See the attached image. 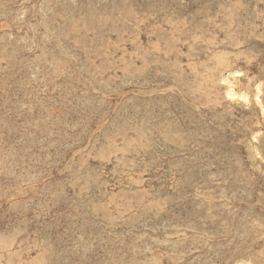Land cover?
Instances as JSON below:
<instances>
[{
    "label": "rangeland",
    "instance_id": "1",
    "mask_svg": "<svg viewBox=\"0 0 264 264\" xmlns=\"http://www.w3.org/2000/svg\"><path fill=\"white\" fill-rule=\"evenodd\" d=\"M8 1V2H7ZM72 1V0H71ZM70 0H0V264H200L202 261L205 264H233V260L237 258L236 260L239 259H245L248 261H251L253 264H264V68L262 69V65H264V39L263 37L260 38V36H264V2L261 0H185L181 2V0L174 1L172 0H167V2L171 3H166L163 0H73L71 2ZM81 3H80V2ZM84 1V2H83ZM92 1V3H91ZM119 1V2H118ZM193 1V3L191 2ZM223 1V2H222ZM257 1V2H256ZM21 2V4L19 3ZM29 2V3H28ZM57 2V3H56ZM68 2V3H67ZM71 2V3H70ZM88 2V3H87ZM136 2V3H135ZM141 2L142 5H141ZM156 2V3H154ZM161 2V3H160ZM178 2V3H177ZM191 2V3H190ZM200 5H199V3ZM214 2V3H213ZM219 2V3H218ZM241 6L239 5V3ZM246 2V3H245ZM250 2V3H249ZM258 2H263L258 3ZM43 3V4H42ZM52 3V4H51ZM56 3V6H55ZM77 3V4H76ZM80 3V4H79ZM83 3V5H82ZM86 3V4H85ZM91 3V4H90ZM105 5H104V4ZM145 3V4H144ZM150 3V4H148ZM153 3V4H152ZM184 3V4H183ZM212 3V4H211ZM221 3V4H220ZM229 3V5H228ZM231 4H233V8L235 7V10H232ZM240 6H238L237 5ZM255 3V4H254ZM258 3V4H256ZM47 6H45V5ZM49 4V5H48ZM65 4V5H64ZM107 4V5H106ZM110 4V5H109ZM138 7H136L137 5ZM152 4V5H151ZM159 4V5H158ZM162 4V5H161ZM165 4V5H164ZM176 4V5H175ZM182 4V5H181ZM211 4V5H210ZM248 8L246 9L247 5ZM15 5V6H14ZM28 5V6H27ZM34 8H33V6ZM61 5V7H60ZM79 5V6H78ZM85 5V6H84ZM98 5V6H97ZM108 5L110 8H108ZM148 5V6H147ZM159 7H158V6ZM168 5L171 6L168 8ZM191 5V6H190ZM198 5V6H197ZM207 5V7H206ZM221 5V6H220ZM225 5V7H223ZM246 5V6H245ZM38 6V7H37ZM72 6V7H69ZM75 6L76 10H75ZM90 6V7H89ZM104 6V7H103ZM107 6V7H106ZM113 6V7H112ZM165 6V7H164ZM174 6V8H173ZM181 6V7H180ZM201 6V7H200ZM218 6V7H217ZM220 6V7H219ZM256 6V8H255ZM260 6V7H259ZM3 7V8H2ZM9 7V8H8ZM55 7V8H53ZM58 7V9H57ZM60 7V8H59ZM81 7V9H79ZM97 7V8H96ZM135 7V8H134ZM141 7V8H140ZM149 7V8H148ZM155 7V8H154ZM164 7V8H163ZM192 7V8H190ZM200 7V8H199ZM203 7V8H202ZM230 7V9L228 8ZM239 9H238V8ZM245 7V8H244ZM30 8V9H29ZM42 8V9H41ZM46 8V9H44ZM53 8V9H52ZM67 8V10H66ZM87 8V9H86ZM103 8V9H101ZM106 8V9H104ZM113 8V9H112ZM144 8V9H143ZM158 8V11H156ZM163 8V9H162ZM180 8V11H179ZM220 8L222 10H220ZM227 8L229 9L227 11ZM242 8V11L240 9ZM244 8V9H243ZM252 8H255L252 9ZM21 9V10H20ZM24 9V13H23ZM49 9V10H48ZM73 9V10H71ZM79 9V10H78ZM84 9V11H83ZM101 9V10H100ZM146 9L145 13L142 11ZM162 9V10H161ZM171 9V10H170ZM175 9V10H174ZM187 9V11H186ZM199 9V10H198ZM205 10L203 12V10ZM238 9V10H237ZM246 9V10H245ZM260 9V10H259ZM57 10V11H55ZM60 10V11H59ZM62 10V11H61ZM71 10V11H69ZM75 10V11H74ZM93 10V11H92ZM121 10V11H120ZM130 10V12L128 11ZM140 10V11H139ZM169 10V11H167ZM174 10V11H173ZM186 11L182 12V11ZM191 10V11H190ZM202 10V12H200ZM224 10V12H223ZM237 10V13L235 12ZM16 11V12H15ZM19 11V12H18ZM59 11V12H58ZM73 11V12H72ZM78 11V13L76 12ZM83 11V12H82ZM89 11V12H88ZM102 11V12H101ZM124 11V12H123ZM156 11V12H155ZM160 11V13H159ZM166 11V12H164ZM190 11V12H189ZM196 11V12H195ZM209 11V13H208ZM220 11V14H219ZM227 11V12H225ZM234 11V12H233ZM240 11V12H239ZM18 12V13H17ZM38 12V13H37ZM54 12V13H53ZM61 12V13H60ZM109 12V13H107ZM112 12V13H111ZM130 13V15L128 13ZM142 12V13H141ZM147 12L152 15H148ZM153 12V13H152ZM155 12V13H154ZM164 14H163V13ZM174 12V13H173ZM195 12V13H194ZM200 12V13H198ZM252 14V16H250ZM254 12V13H253ZM2 13V14H1ZM21 13V14H20ZM27 13V14H26ZM34 13V14H33ZM40 13H42L41 16ZM65 14V16L63 14ZM69 16H68V14ZM72 13V15H70ZM84 13L85 15H83ZM97 13V14H96ZM101 13V14H100ZM117 13V14H116ZM122 13V14H119ZM139 13V15H138ZM167 13V14H166ZM170 13V14H168ZM176 13V14H175ZM179 13V14H178ZM208 15H207V14ZM215 13V16L213 15ZM222 13H225L224 15ZM227 13V15H226ZM228 13L230 15H228ZM231 13H234L231 14ZM236 13V14H235ZM16 14V15H15ZM33 14V15H32ZM37 14V15H35ZM57 14V15H56ZM62 14V15H61ZM74 14V15H73ZM80 14V15H79ZM105 14V15H104ZM108 14V15H106ZM112 14V15H111ZM129 17H126L127 15ZM137 17L136 19L134 18L135 16ZM144 14V15H143ZM187 14L189 16H187ZM194 14V19L193 15ZM217 14V15H216ZM238 14V15H237ZM247 14V15H245ZM254 14V15H253ZM3 15V16H2ZM24 15V16H23ZM27 17H26V16ZM36 16V19L35 16ZM49 15V16H47ZM67 15V18H66ZM77 15V17L75 16ZM83 15V16H82ZM118 15V16H117ZM121 15L122 19H121ZM124 15V16H123ZM133 15V16H132ZM138 15V16H137ZM141 15V16H140ZM163 15V16H162ZM221 15V16H219ZM223 15V17H222ZM234 17H233V16ZM258 17H256V16ZM262 15V16H261ZM11 16V18H10ZM15 16V17H14ZM23 17V19L21 17ZM54 19H53V17ZM85 16V17H84ZM100 16V17H99ZM132 16V17H131ZM143 16V17H142ZM150 18H149V17ZM156 16V17H155ZM159 16V17H158ZM187 16V17H186ZM192 18H191V17ZM202 16V17H201ZM206 16V17H205ZM218 18H217V17ZM231 18H230V17ZM248 16V17H246ZM4 17V18H3ZM32 17V18H31ZM45 19H43V18ZM62 17V18H61ZM83 17V18H82ZM88 19H87V18ZM96 19H95V18ZM99 17V18H98ZM126 17V18H125ZM152 17V18H151ZM156 19H155V18ZM170 17L171 21L169 20ZM173 17V18H172ZM182 17V19L180 18ZM186 17V19H185ZM201 17V18H200ZM205 17V20L203 19ZM208 17V18H207ZM214 17V20L213 18ZM216 17V18H215ZM222 21H221V18ZM225 17V18H224ZM255 17V19H253ZM262 17V18H261ZM51 18V19H50ZM79 20H77V19ZM90 18V20H89ZM92 18V19H91ZM95 20H94V19ZM113 18V19H112ZM128 19V21L125 20ZM130 18V19H129ZM132 18V19H131ZM134 18V19H133ZM145 18V19H144ZM147 18V20H146ZM180 18V20H179ZM198 18V19H197ZM212 18V19H211ZM235 18V19H234ZM257 18V19H256ZM5 19V20H4ZM41 21H39V20ZM49 19V20H48ZM56 19V21H55ZM58 19V20H57ZM62 19V21L60 20ZM67 19V20H66ZM69 19V21H68ZM72 19V20H71ZM105 21L103 22V20ZM112 19V20H111ZM121 19V20H119ZM140 21L139 24V20ZM153 19V20H150ZM166 19V20H165ZM169 21H168V20ZM173 19V20H172ZM175 19V20H174ZM189 19V22H188ZM224 19L229 22L230 20L232 23H235L234 25L231 23H225ZM244 19V20H243ZM252 19V20H251ZM20 20V21H19ZM31 20V21H30ZM45 20V21H44ZM74 20V21H73ZM89 20V21H88ZM132 22H130V21ZM134 20V21H133ZM136 20V21H135ZM158 22H157V21ZM162 20V21H161ZM164 20L167 21L164 23ZM178 20V21H177ZM183 20V21H182ZM193 20V21H192ZM196 20V21H194ZM212 21V24L215 25V27L211 24H209V21ZM217 20V21H216ZM256 20V23H255ZM11 21V22H10ZM14 21V22H13ZM22 21V22H21ZM47 21V22H46ZM52 21V22H51ZM64 21V22H63ZM67 21V23H66ZM72 21V22H71ZM83 24H82V22ZM86 21V22H85ZM92 21V23H91ZM99 21V23H98ZM102 21V23L100 22ZM110 21V22H109ZM115 21V22H114ZM119 21V22H118ZM150 21V22H149ZM153 21V22H152ZM160 21V23H159ZM174 21V22H173ZM178 23H177V22ZM181 21V22H180ZM202 23H199V22ZM250 21V22H249ZM254 21V22H252ZM259 21V22H257ZM261 21V22H260ZM46 22V23H45ZM59 22V23H58ZM71 22V23H69ZM97 22V26L95 23ZM111 25H109V23ZM116 22H118L116 24ZM149 22V23H148ZM152 22V23H151ZM164 24H162V23ZM173 24H171V23ZM184 22V23H183ZM195 24H194V23ZM209 22V23H208ZM215 24H214V23ZM221 22V23H220ZM240 26H239V24ZM243 22V23H242ZM246 22V23H245ZM17 23V24H16ZM51 23V24H50ZM52 23L54 24L52 26ZM61 23V24H60ZM108 23V24H107ZM122 23V24H121ZM124 23V24H123ZM131 23V24H129ZM154 23V24H153ZM158 23V24H157ZM182 23V24H181ZM188 23V24H187ZM192 23V24H191ZM205 23V24H204ZM218 23V24H216ZM251 23V24H250ZM260 23V24H259ZM40 24V25H39ZM64 24V25H63ZM91 24L93 26H91ZM102 24L101 26H99ZM106 24V25H105ZM122 26H120V25ZM126 24L127 27L125 26ZM144 24V25H143ZM146 24V25H145ZM171 24V25H170ZM176 24V25H175ZM181 28H178L179 25ZM191 24V25H190ZM201 24V25H200ZM207 24L209 26H207ZM223 24V25H222ZM248 24V25H246ZM31 25V26H29ZM35 25V26H34ZM58 25V26H57ZM67 25V26H66ZM90 25V26H88ZM118 28H115L117 27ZM133 25V26H132ZM136 25V26H135ZM143 25V26H139ZM154 25V26H153ZM156 25V26H155ZM162 25V26H161ZM174 25L176 27H174ZM188 25V26H187ZM193 25V26H192ZM195 28L199 29L198 32H196L194 29ZM200 25V26H199ZM219 25V26H218ZM230 27H228V26ZM233 25V26H232ZM254 26L253 28L250 26ZM52 26V28L50 27ZM56 28H55V27ZM83 28H82V27ZM105 26V27H104ZM112 26V27H111ZM115 26V27H114ZM124 26V27H123ZM130 26V27H129ZM138 26V28H137ZM149 26V27H148ZM172 26V29H171ZM198 26V27H197ZM202 28L200 29V27ZM206 26V27H204ZM214 29H212L213 27ZM240 28L238 29V27ZM246 26V27H245ZM257 26V27H256ZM258 26L259 29L258 30ZM261 26V27H260ZM22 27V28H21ZM29 27V28H28ZM34 27V29L32 28ZM41 27V28H40ZM48 29H46V28ZM72 27V28H70ZM88 27H92L89 29ZM104 27V28H103ZM109 27V28H108ZM114 27V28H113ZM121 27V28H120ZM145 27V29L143 28ZM156 27V28H154ZM157 27L159 29H157ZM187 27V28H186ZM190 27L193 29L190 30ZM208 27V28H207ZM224 27H227L225 30ZM232 27V31L231 28ZM234 27V28H233ZM263 27V28H262ZM7 28V29H6ZM17 28V29H16ZM20 28V29H19ZM38 28V29H37ZM44 28V29H43ZM80 28V29H79ZM100 28V29H99ZM136 28V29H135ZM142 28V29H141ZM147 28V29H146ZM165 28V30H164ZM216 28V30H215ZM247 28V29H246ZM2 29V30H1ZM6 29V30H5ZM30 29V30H29ZM54 29V30H53ZM61 29H63L61 31ZM95 29V32H94ZM111 29L112 32L110 31ZM117 29V30H116ZM118 29H120L118 31ZM140 29V30H139ZM156 29V31H155ZM164 31H162V30ZM188 29V30H187ZM196 29V30H197ZM204 31H203V30ZM212 29V30H211ZM219 29V31H218ZM238 29V30H237ZM245 29V30H244ZM262 29V30H261ZM11 30V31H10ZM43 30V31H42ZM52 30V31H51ZM60 30V31H59ZM86 30V31H84ZM99 30V31H98ZM101 30V31H100ZM145 30V31H144ZM148 30V31H147ZM158 30V31H157ZM167 30V31H166ZM172 31V33L169 32ZM179 30V31H178ZM182 30V31H181ZM202 32L200 33V31ZM209 33H208V31ZM236 31H239L238 33ZM26 31V32H25ZM28 31V32H27ZM32 35H31V32ZM51 31V32H50ZM93 31V32H92ZM98 31V32H96ZM109 31V33H108ZM124 31V32H123ZM141 31V33L139 32ZM162 31V32H161ZM189 33H187V32ZM195 31V32H193ZM215 31V32H214ZM226 35L225 36V32ZM234 31V32H233ZM242 33H241V32ZM246 31V35L244 32ZM254 31V32H253ZM259 31V32H258ZM55 32V33H54ZM59 34H58V33ZM83 34H87L86 37H84ZM125 32L127 35H125ZM131 34H130V33ZM149 34H148V33ZM154 34H153V33ZM161 32V33H160ZM166 32V34H165ZM170 35H168L169 33ZM175 32H177L175 34ZM185 32V34H183ZM192 32V33H191ZM205 32V33H204ZM222 32V33H221ZM224 32V34H223ZM4 33V34H3ZM34 33V34H33ZM37 33V34H36ZM39 33V34H38ZM45 33V34H44ZM53 33V34H51ZM92 33V34H91ZM102 33V34H101ZM106 33V35H105ZM118 34V35H115ZM123 33V34H122ZM153 37H151L152 35ZM164 33V35H163ZM208 33V34H207ZM260 33V34H259ZM263 33V34H262ZM10 34V35H9ZM19 34V35H18ZM23 36H22V35ZM97 34H101L100 36ZM104 34V35H103ZM111 34V35H108ZM113 34V35H112ZM121 37H120V35ZM133 34V36H132ZM141 34V36L139 35ZM148 34V35H147ZM163 36H161V35ZM172 34V35H171ZM178 34V35H177ZM193 36H192V35ZM201 36L202 34V37ZM204 34V35H203ZM211 34V35H210ZM215 34V38L214 35ZM229 34H237V38L234 36L231 37ZM240 34L243 38V40L239 37H241ZM254 34V35H253ZM259 34V35H258ZM4 35V36H3ZM10 37H9V36ZM43 35L45 37H43ZM61 35V36H60ZM82 35V37H81ZM115 35V36H114ZM131 35V36H130ZM137 35L140 37H137ZM158 35V38H157ZM210 37H209V36ZM250 35V36H249ZM36 36V37H35ZM50 36V37H49ZM54 36V37H53ZM80 36V37H79ZM92 36V37H91ZM117 36V37H116ZM119 36V37H118ZM128 36V37H127ZM166 36V37H164ZM183 36L184 38H181ZM192 38H190V37ZM224 36V38H223ZM259 36V37H257ZM41 37V38H40ZM47 37V38H46ZM74 39H73V38ZM84 37V38H83ZM113 37V38H112ZM142 37V38H141ZM149 37V38H148ZM156 39H155V38ZM162 37V38H161ZM168 37V38H167ZM173 37V40H170ZM198 37V38H197ZM200 37V38H199ZM206 37V38H204ZM217 37V39H216ZM219 37V38H218ZM229 37V39H228ZM231 37V38H230ZM256 38L254 40L253 38ZM7 40H6V39ZM10 38V39H9ZM50 38V39H49ZM80 40H79V39ZM88 38V40H87ZM95 38V40H93ZM107 38V39H106ZM120 38V39H119ZM126 38V39H124ZM148 38V39H147ZM151 38V39H150ZM160 38V39H159ZM175 38V39H174ZM180 38V40H178ZM194 38V40H193ZM209 38V39H208ZM227 38V39H226ZM251 40H249V39ZM18 39V40H17ZM45 39V41H44ZM62 39V40H61ZM73 39V40H72ZM78 39V40H75ZM87 41L84 43V41ZM86 39V40H85ZM103 39V40H102ZM110 39V40H109ZM119 39V40H118ZM141 39V40H140ZM159 42H158V40ZM164 39V41H163ZM169 39V40H168ZM178 41H177V40ZM202 39V40H201ZM204 39V42H203ZM216 39L217 42H214ZM225 39V40H224ZM18 42H17V41ZM23 40V41H22ZM33 40V41H32ZM42 40V42H40ZM91 40V41H90ZM100 42H99V41ZM108 44H106L107 42ZM123 42H120L122 41ZM126 40V43H125ZM175 40V41H174ZM182 40V41H181ZM186 40L187 43H184ZM192 40V41H190ZM201 40V41H200ZM213 43H211L210 41ZM243 42H242V41ZM250 42H249V41ZM47 41V42H46ZM91 43H90V42ZM105 41V42H104ZM111 41V42H110ZM130 41V42H129ZM137 41V42H136ZM143 41V42H142ZM150 41V42H149ZM163 41V43H162ZM181 41V42H180ZM184 41V42H183ZM195 41V42H194ZM197 41V43H196ZM199 41V42H198ZM207 41V42H206ZM225 41V43H223ZM232 41V45L229 43ZM238 41V42H237ZM251 43L248 45V43ZM256 41V42H255ZM30 42V43H29ZM33 42V43H31ZM104 42V44H103ZM112 42L114 44H112ZM117 44H116V43ZM120 42V43H119ZM132 44L130 45V43ZM139 42V43H138ZM141 42V43H140ZM157 42V43H155ZM166 42V43H165ZM172 42V43H171ZM174 42V45H173ZM178 42V43H177ZM191 42L190 44H188ZM203 42V43H202ZM228 42V45H227ZM236 42V43H235ZM240 42V43H239ZM242 42V45H241ZM246 42V43H245ZM260 42V43H259ZM17 43V45H16ZM21 46H20V44ZM46 43V44H44ZM48 43V44H47ZM68 43V44H67ZM71 43V44H69ZM83 43V44H81ZM89 43V46H87ZM103 50H106L105 53L103 50H101V47ZM129 43V45H128ZM136 43V45H135ZM150 43V44H148ZM153 43V44H151ZM159 43V44H158ZM167 45L164 47V44ZM181 43V44H180ZM184 43V44H182ZM210 43V44H209ZM217 43V44H216ZM218 43H222L221 45ZM254 43V44H252ZM256 43V44H255ZM7 44V46H6ZM25 46H24V45ZM27 44V45H26ZM32 44V45H31ZM57 44V45H56ZM61 44V45H59ZM77 44V46H76ZM85 44V45H84ZM121 44V45H119ZM123 44V45H122ZM139 44V45H137ZM163 46H161V45ZM178 44V45H177ZM194 44H198L197 47H191ZM201 44V46H200ZM203 44V45H202ZM205 44V45H204ZM213 44V46H211ZM226 44V45H224ZM230 44V45H229ZM235 44V45H233ZM37 45V46H36ZM43 45V46H42ZM65 45V46H63ZM69 45V46H67ZM74 45V46H72ZM105 45V46H104ZM115 45V47H114ZM127 45V46H125ZM152 47H151V46ZM183 45V46H181ZM211 48H210V46ZM244 45V46H243ZM248 45V47H247ZM257 47H253V46ZM16 46V47H15ZM25 48H24V47ZM29 46V48H28ZM36 46V47H35ZM42 46V47H41ZM63 46V47H62ZM86 46V47H84ZM93 48H92V47ZM96 46V48H95ZM98 46V47H97ZM103 46L105 48H103ZM106 46H109L107 49ZM118 48H117V47ZM125 46V47H124ZM135 48H134V47ZM141 48H140V47ZM149 46V47H148ZM158 46V47H156ZM189 48H188V47ZM199 46V47H198ZM209 46V47H208ZM218 46V47H217ZM220 46V47H219ZM235 46H237L235 48ZM238 46L240 48H238ZM245 48H243V47ZM41 47V48H40ZM71 47V48H70ZM89 47V48H88ZM91 47V48H90ZM114 47V48H113ZM133 47V49H132ZM139 50H137L138 48ZM160 47V50L158 49ZM163 47V48H162ZM169 47V48H168ZM175 47L177 49H175ZM179 47V48H178ZM187 47V48H186ZM206 47V48H205ZM216 47L215 49H213ZM223 47V48H222ZM225 47V48H224ZM227 47V48H226ZM230 47V48H229ZM233 47V48H231ZM260 47V49H259ZM7 48V49H6ZM28 48V49H27ZM32 49L31 51L29 49ZM39 48V49H38ZM86 48V49H84ZM98 48V50H97ZM100 48V50H99ZM118 50H117V49ZM124 48V49H122ZM147 48H150L149 50ZM154 48V49H153ZM168 48V49H167ZM172 51H171V49ZM184 48V49H182ZM196 48V50H195ZM229 48V49H228ZM254 48V49H253ZM257 48V49H256ZM5 49V50H4ZM36 49V50H35ZM44 51H42V50ZM57 49V50H55ZM61 49V50H60ZM68 49V51H67ZM72 49V51H71ZM75 49V51L73 50ZM77 49V50H76ZM81 49V50H79ZM89 49L93 50L89 51ZM175 49V50H174ZM181 49V50H179ZM192 51H191V50ZM198 49V50H197ZM205 51H204V50ZM211 49V50H210ZM226 49V50H225ZM233 49V50H232ZM240 49V50H239ZM246 49V50H245ZM262 49V50H261ZM48 50V51H47ZM64 50L67 52H62ZM87 50V51H85ZM112 50V51H111ZM114 50V51H113ZM124 50V51H122ZM135 50V51H134ZM150 50L152 52V55L150 53ZM154 52H153V51ZM160 52H158V51ZM162 50V51H161ZM163 50L168 52L163 53ZM190 50V51H189ZM195 50V51H193ZM208 50V52H207ZM218 50V51H217ZM223 50V51H222ZM245 50V51H243ZM249 50V51H248ZM250 50L252 52H250ZM257 50V51H256ZM47 51V52H46ZM54 51V52H51ZM70 51V52H69ZM81 51V52H80ZM101 51H103L101 53ZM127 51V52H125ZM135 52V54L133 52ZM137 51V54H136ZM143 51V52H142ZM149 51V52H148ZM176 51V52H175ZM216 51V53H214ZM226 51V52H225ZM236 51V52H235ZM241 53H240V52ZM243 51V53H242ZM29 52V53H27ZM43 52V54H42ZM62 52V53H61ZM69 52V53H68ZM74 52H79L75 54ZM85 52V53H84ZM89 52V53H88ZM96 52V53H95ZM115 52H119L116 53ZM125 52V53H123ZM145 52V53H144ZM158 52V53H157ZM196 52V53H193ZM203 52V53H202ZM207 52V53H206ZM226 59L220 58L221 60L224 59V62L226 61L227 63L229 61L227 60H232L229 62V64H225L227 67L230 65L231 68H226L222 69L221 67L218 68L219 65L217 62L220 61L217 58L220 57L219 53ZM240 54H239V53ZM246 52V53H245ZM9 55H7V54ZM65 55L61 56L60 54ZM68 53V54H67ZM73 57H72V55ZM88 53V54H87ZM93 53V54H92ZM100 53V54H99ZM104 53V54H103ZM110 54V55H107ZM112 53V54H111ZM123 53V54H122ZM143 53V54H141ZM147 53V54H146ZM150 53V54H149ZM161 53V54H160ZM174 53V54H173ZM181 53L182 56H179ZM183 53V54H182ZM189 53V54H188ZM202 55L200 56L199 55ZM224 55H223V54ZM237 53V54H236ZM253 53V54H252ZM256 53V55H254ZM258 53V54H257ZM6 56H5V55ZM46 56H45V55ZM58 54V55H57ZM67 54V55H66ZM77 55L80 57V59L75 56ZM88 56H86V55ZM90 54V55H89ZM95 54V57H94ZM98 54V55H96ZM115 54V56H114ZM126 56H125V55ZM129 54V55H128ZM146 55V58L144 56ZM149 54V55H148ZM155 54V55H153ZM157 54V55H156ZM171 56H170V55ZM189 56H187V55ZM196 56L197 60H196ZM196 54V55H195ZM205 54V55H204ZM218 54V55H217ZM229 54L228 58H226L227 55ZM233 54H235L234 58L229 57ZM248 54V55H247ZM249 54H252L249 56ZM263 54V55H261ZM21 55V56H20ZM35 55V56H34ZM45 57H44V56ZM57 55V56H56ZM60 55V56H59ZM83 55V56H82ZM105 57H104V56ZM113 55V57L111 56ZM118 55V57L116 56ZM123 55V56H122ZM175 55V56H174ZM184 55V56H183ZM198 55V56H197ZM207 57L205 58V56ZM210 55H213L210 56ZM216 55L218 57H216ZM239 55L241 58H239ZM8 56V57H7ZM14 56V57H13ZM41 56V57H39ZM54 56V57H53ZM58 59H56L55 58ZM67 56V58H66ZM69 56V57H68ZM73 60L71 59V57ZM92 57V58H89ZM100 56V58H99ZM107 56H110V58H106ZM133 56V57H131ZM135 56V57H134ZM138 58H137V57ZM144 56V57H143ZM157 56V57H156ZM163 56L166 58L170 57V59H165ZM215 56V58H214ZM245 56V57H244ZM247 56V58H246ZM249 56V57H248ZM256 56V57H255ZM60 57V58H58ZM125 57V59H124ZM152 59H151V58ZM155 57V58H154ZM190 57V59H189ZM192 57V58H191ZM257 61H256V59ZM259 57V59H258ZM14 58V59H13ZM41 58V59H38ZM95 58V59H93ZM104 60H103V59ZM123 60H122V59ZM142 58V59H141ZM177 58V59H176ZM185 58V59H184ZM214 58V63L211 60ZM245 58V59H244ZM249 58V59H248ZM13 59V60H12ZM53 59V60H52ZM60 59V60H59ZM71 59V60H69ZM85 59V60H84ZM92 61V62H90ZM107 59V60H106ZM113 59V60H111ZM126 59L127 60L126 62ZM146 59V60H145ZM161 59V60H160ZM165 59V60H163ZM174 59V60H173ZM181 61H180V60ZM194 59V60H193ZM206 62H203V60ZM244 59V60H243ZM252 59V62H251ZM35 60V61H33ZM51 60V61H50ZM56 62H55V61ZM103 60V62H101ZM106 60V61H105ZM110 60V61H109ZM119 60V61H118ZM152 60V61H151ZM157 60V63H156ZM170 60V61H169ZM186 60V61H185ZM210 60V61H209ZM247 60V61H246ZM19 61V63H18ZM39 61V62H38ZM46 61V62H45ZM61 61V62H60ZM74 61V62H73ZM79 63H78V62ZM81 61V62H80ZM134 61V63H133ZM145 61V62H143ZM159 61V62H158ZM161 61L163 62V65H161ZM165 61V63H164ZM178 61V63H177ZM180 61V62H179ZM255 61V62H254ZM28 62V63H27ZM51 62V63H49ZM60 62V63H58ZM85 62V63H84ZM89 62V63H88ZM95 62V63H94ZM101 62V63H100ZM108 62V63H107ZM110 62V63H109ZM112 62L115 64H112ZM120 62V63H119ZM125 64H122L124 63ZM188 62V63H187ZM196 62V63H195ZM232 62V63H231ZM237 62V63H236ZM243 64H242V63ZM247 62V63H245ZM3 63V64H2ZM15 63V64H13ZM46 63V64H45ZM54 63V64H53ZM68 65H65V64ZM81 63V65H80ZM95 65H94V64ZM100 63V65H99ZM128 63L129 65L127 66ZM133 63V64H131ZM140 63V64H139ZM143 63V65H142ZM145 63V64H144ZM154 63V64H153ZM169 63V64H168ZM174 69L173 68V64ZM192 63V64H191ZM203 63V66H202ZM206 63V64H205ZM210 63L209 65H207ZM212 63V65H211ZM7 64V66H6ZM27 64V65H26ZM45 66H44V65ZM58 64V65H55ZM90 64V65H89ZM112 64V65H111ZM120 64H122L120 66ZM138 64V65H137ZM156 64V65H155ZM201 64V65H200ZM214 64V65H213ZM236 64V65H234ZM11 65V66H10ZM32 65V66H31ZM35 65V66H34ZM38 65V67H37ZM43 65V66H41ZM47 65V66H46ZM60 65V66H59ZM105 65V66H104ZM108 65V67H107ZM111 65V66H110ZM146 65V66H145ZM176 65H179L176 67ZM197 65H200V68L197 67ZM211 65V66H210ZM247 67H245V66ZM9 66V67H8ZM27 66V67H26ZM31 66V67H30ZM67 66V67H66ZM78 66V67H77ZM97 66V67H96ZM100 66V67H99ZM125 66V67H124ZM128 68H127V67ZM131 66V67H129ZM136 66V67H134ZM153 66V67H151ZM157 66V67H155ZM159 66V67H158ZM182 66L181 68H178ZM189 66L188 68H186ZM208 67L209 70L206 68ZM212 66H214L212 68ZM14 67V68H13ZM36 67V68H35ZM43 67V68H42ZM55 67V69H54ZM64 67V69H63ZM103 67V68H102ZM111 67V69H110ZM114 67V69L112 68ZM140 69H139V68ZM149 67V70H148ZM184 67V68H183ZM207 71H204L203 68ZM217 67V68H216ZM259 67V68H258ZM10 68V69H9ZM18 68V69H17ZM28 68V69H27ZM35 68V69H34ZM39 68V69H38ZM46 68V69H45ZM49 68H52L49 70ZM67 70H66V69ZM80 70H79V69ZM82 68V69H81ZM96 68V69H95ZM109 68V69H107ZM121 68V69H120ZM127 68V69H126ZM133 68V69H130ZM162 70H161V69ZM179 71H178V69ZM194 68V70H193ZM216 70H215V69ZM261 68V69H260ZM7 69V70H6ZM63 69V70H62ZM70 69V71H69ZM77 69V70H76ZM86 69V70H85ZM98 69L100 71H98ZM103 69V70H102ZM106 69V70H104ZM117 69V71H116ZM119 69V70H118ZM130 69V70H129ZM147 69V70H146ZM169 69V70H165ZM171 69V70H170ZM182 69V70H181ZM186 69V70H185ZM203 69V70H201ZM6 70V71H4ZM13 70V71H12ZM18 70V71H17ZM58 70V72H56ZM60 70V71H59ZM109 70V71H107ZM115 70V71H114ZM173 70V71H172ZM175 70V71H174ZM192 70V74L189 73ZM195 70L197 72H195ZM211 70V71H210ZM214 70V71H213ZM29 71V72H28ZM31 71V72H30ZM42 71V72H41ZM46 71V73H45ZM97 71V72H96ZM111 71V72H110ZM121 71V73L119 72ZM133 71V72H132ZM136 71V72H135ZM147 71V72H146ZM170 71V73H169ZM172 71V72H171ZM184 71V73H183ZM188 71V72H187ZM193 71L195 73H193ZM201 71H204L203 73ZM225 71V72H224ZM6 74H5V73ZM89 74H88V73ZM149 72V73H148ZM151 72V73H150ZM157 72V73H156ZM162 72V74H161ZM166 74H164V73ZM177 72H181L182 75H180ZM201 72V73H200ZM213 74L211 78L208 76L209 73ZM213 72V73H212ZM222 72V73H221ZM235 72V73H234ZM53 73V74H52ZM56 75H55V74ZM63 73V75H62ZM67 73V74H66ZM68 73H70L68 75ZM96 73V74H95ZM116 73V74H115ZM127 75H126V74ZM147 73V74H146ZM199 75H198V74ZM220 73L222 74L220 76ZM231 73V74H230ZM2 74V75H1ZM5 74V75H4ZM31 74V75H30ZM43 74V75H42ZM49 74V75H48ZM57 74H59L57 76ZM75 74V75H74ZM87 74V75H85ZM93 74V75H92ZM95 74V75H94ZM111 74V75H110ZM121 74V76H120ZM151 77H150V75ZM156 74V75H155ZM173 74V75H172ZM191 74V75H190ZM196 74V75H195ZM202 74V76H201ZM207 74V75H206ZM219 74V76H218ZM236 76H235V75ZM30 75V76H29ZM79 75V76H78ZM109 75V76H107ZM117 75V76H116ZM124 75V76H122ZM130 75V76H129ZM142 75V76H141ZM146 75L145 77H143ZM148 75V76H147ZM172 75V76H169ZM180 75V76H179ZM188 77H186V76ZM206 75V76H205ZM241 75V77H240ZM244 75V76H243ZM29 76V77H28ZM51 76V77H50ZM60 76V77H59ZM69 76V78H68ZM86 76V77H85ZM100 76V77H97ZM112 76V77H111ZM119 76V77H118ZM139 76V77H138ZM178 76V80L176 77ZM186 78H185V77ZM204 76V77H203ZM224 79H223V77ZM234 76V77H233ZM55 77V78H54ZM63 77V78H62ZM78 77V79H77ZM85 77V79H84ZM93 77V78H92ZM102 77V78H101ZM108 80H107V78ZM116 77V78H115ZM122 77V78H121ZM135 77V79H134ZM142 79H141V78ZM149 77V78H148ZM182 77V78H181ZM193 77V78H192ZM203 77V78H202ZM207 79H206V78ZM216 77H219L216 79ZM222 77V79H221ZM227 77V79L225 78ZM236 77V78H235ZM20 80H18V79ZM39 78V79H38ZM43 80H41V79ZM46 78V79H45ZM115 80H114V79ZM139 78V79H138ZM168 78V79H167ZM191 78V80H190ZM196 78V82H195ZM202 78V79H201ZM58 79V80H57ZM68 79V80H67ZM73 79V80H72ZM80 79V82H79ZM103 79V81H102ZM120 79V81L118 80ZM127 79V80H125ZM134 79V80H133ZM150 79V81H149ZM167 79V80H166ZM176 79V80H175ZM200 80L201 83H200ZM205 79V80H204ZM251 79V80H250ZM84 80V81H83ZM86 80V81H85ZM94 80V82H93ZM107 80V81H105ZM118 80V81H117ZM141 80V81H140ZM170 82H169V81ZM210 80V82H208ZM219 80V81H218ZM250 80V81H249ZM7 81V82H6ZM122 81V82H121ZM138 81V82H137ZM158 81V82H157ZM172 81V82H171ZM176 81V82H175ZM191 81V83H190ZM207 81V82H206ZM248 81V82H247ZM19 82V83H18ZM34 82V83H33ZM48 82H53L48 83ZM78 82V83H77ZM91 82V83H90ZM103 85H99L101 83ZM115 82V83H114ZM126 82V84H125ZM131 82V83H130ZM145 82V84H144ZM148 84L146 85V83ZM155 82V83H154ZM189 82V83H188ZM204 84H203V83ZM216 82V83H215ZM219 82V83H218ZM222 84H221V83ZM45 83V84H44ZM87 83V86H86ZM89 83V84H88ZM114 85H113V84ZM122 83V84H120ZM136 83V84H135ZM174 83V84H173ZM179 85H178V84ZM185 83V84H184ZM194 85H193V84ZM207 84V86L205 85ZM218 83V85H217ZM230 83V84H229ZM237 83V84H236ZM263 83V84H262ZM33 84V85H32ZM36 84V85H35ZM51 84V85H50ZM70 84V85H68ZM77 84V85H76ZM85 84V85H84ZM98 84V85H97ZM109 86H107V85ZM125 84V85H124ZM131 87H128V85ZM140 84V85H139ZM144 84V85H143ZM186 86H184V85ZM190 84V87H189ZM202 85V87L200 86ZM209 84H211L209 86ZM214 84V87H213ZM220 84V85H219ZM239 84V85H238ZM12 85V86H11ZM82 85V86H81ZM107 86V88L105 87ZM113 85V86H112ZM152 85V86H151ZM156 85V86H154ZM159 85V86H158ZM163 85V87H162ZM178 88H176L175 86ZM193 85V86H191ZM9 86V87H8ZM45 86V88H44ZM50 86V87H48ZM76 86V87H75ZM87 88H86V87ZM92 86V87H91ZM95 86V87H94ZM99 86V88H97ZM102 86H104L102 88ZM112 86V87H111ZM137 86V87H136ZM146 86V87H145ZM183 86L184 88H182ZM197 86V87H196ZM200 86V87H199ZM217 86V87H215ZM219 86V88H218ZM225 86V87H224ZM228 86H231L232 88L236 89L237 92H245L250 96L249 102L245 103L242 99L240 98H229L226 95V89ZM27 87V88H26ZM31 87V88H30ZM35 87V88H34ZM101 87V89H100ZM109 87V89H108ZM111 87V88H110ZM118 87V88H116ZM146 90H145V88ZM171 87V88H169ZM189 87V88H188ZM209 87V88H208ZM213 89H212V88ZM239 87V88H238ZM259 87L260 88V102L259 104L257 101L255 102L254 98V93H255V88ZM57 88V89H56ZM60 88V89H58ZM69 88V89H68ZM74 88V89H73ZM82 88V89H81ZM90 88V89H89ZM94 89L92 91V89ZM106 88L107 92H106ZM116 88V89H114ZM127 88V89H126ZM144 88V89H143ZM148 88V89H147ZM157 88V92H155L154 89ZM174 88V89H173ZM182 88V89H180ZM186 88V89H185ZM207 88V89H204ZM1 89L3 91H1ZM11 89V90H10ZM35 89V91H34ZM46 89V90H45ZM55 89V90H54ZM65 89V90H64ZM76 89V90H75ZM78 89H81L80 91ZM96 89V90H95ZM98 89V90H97ZM103 89V90H102ZM123 89V90H122ZM136 89V90H135ZM153 89V90H152ZM168 89V90H167ZM190 89V91H188ZM194 89L196 91H194ZM200 89V90H199ZM212 90V91H209ZM42 90V91H41ZM52 90V91H51ZM64 90V92H63ZM69 90V91H68ZM116 90V91H115ZM141 90V91H140ZM143 90V91H142ZM155 92L153 94V92ZM166 90V91H164ZM192 90V91H191ZM201 91V93L199 91ZM224 90V91H221ZM26 91V92H25ZM30 91V92H29ZM40 91V92H39ZM67 91V93H66ZM72 91V92H71ZM79 91V92H78ZM88 91V93H87ZM95 91V93H94ZM102 94H100L99 92ZM105 91V92H104ZM112 91V92H111ZM122 91V92H121ZM131 93H130V92ZM134 91V93H132ZM147 91V92H146ZM149 91V92H148ZM250 91H252L250 93ZM9 92V93H8ZM21 92V93H20ZM83 92V93H82ZM92 92V93H91ZM111 92V93H110ZM119 92V93H118ZM126 92V93H125ZM144 94H142V93ZM174 92V93H173ZM176 92V93H175ZM187 92V94H186ZM196 92L198 94H196ZM205 92V94H203ZM210 92V93H209ZM217 92V94H215ZM223 92V93H222ZM3 93V94H2ZM12 93V94H11ZM20 93V94H19ZM24 93V94H23ZM30 93V94H29ZM38 93V94H36ZM42 93V94H41ZM50 93V94H49ZM58 93V95H57ZM66 93V95H64ZM71 93V95H70ZM75 93V94H74ZM77 93V94H76ZM82 93V94H80ZM98 93V94H97ZM105 93V94H104ZM116 93V94H115ZM130 93V94H127ZM146 93V94H145ZM151 93V95H149ZM163 93V94H162ZM166 93V94H165ZM172 93V94H171ZM177 93L178 96H177ZM181 93V94H180ZM186 95H184V94ZM192 93L193 95H191ZM208 93V94H207ZM95 94V96H94ZM118 94V95H117ZM123 94V95H121ZM127 94V95H126ZM147 94L150 96H147ZM157 94V95H156ZM159 94V96H158ZM162 96H161V95ZM176 94V95H175ZM203 94V96H202ZM211 94V95H210ZM215 94V95H214ZM224 94V95H223ZM37 95V96H36ZM77 95V96H76ZM114 95V96H113ZM120 95V96H119ZM167 95V96H166ZM173 95V96H170ZM182 95V96H180ZM190 95L193 97H190ZM197 95V96H196ZM200 97H199V96ZM206 95L207 97L209 96L210 102H206ZM223 95V96H222ZM17 96V97H15ZM20 96V97H19ZM22 96V97H21ZM29 96V97H28ZM65 96H67L65 98ZM71 96V97H70ZM97 96V97H96ZM123 96V97H122ZM169 96V98H168ZM177 96V97H176ZM203 98H202V97ZM225 96V97H224ZM6 97V98H5ZM24 97V98H23ZM27 97V98H26ZM62 97V98H61ZM70 97V98H69ZM74 97V99H73ZM82 99H78L81 98ZM89 97V99H88ZM100 99H99V98ZM106 97V98H105ZM110 97V98H109ZM130 97V98H129ZM132 97V98H131ZM149 97V98H148ZM155 97V99H154ZM159 97V99H158ZM185 97V98H183ZM188 97L189 100H188ZM196 97V98H194ZM222 97V98H221ZM16 98V99H15ZM21 98V99H20ZM98 98V99H97ZM105 98V99H104ZM143 98V99H142ZM175 98V99H174ZM183 98V100H182ZM197 98L199 101H197ZM216 99L214 104L213 99ZM2 99V100H1ZM6 99V100H5ZM20 99V100H19ZM24 99V100H23ZM29 99V100H28ZM38 99V100H37ZM40 99V100H39ZM60 99V100H59ZM64 99V102H63ZM66 99V100H65ZM71 99V100H70ZM115 99V100H114ZM124 99V100H123ZM134 99V100H133ZM163 99V100H162ZM194 100L192 102V100ZM196 99V100H195ZM207 98V100L209 101ZM18 103H15L17 102ZM23 100V102H22ZM26 100V101H25ZM90 100V101H89ZM110 100V101H109ZM153 100V101H152ZM166 102V103H163ZM168 100V101H167ZM173 100V101H172ZM180 100V101H179ZM203 102H202V101ZM227 100V102L225 101ZM3 103H2V102ZM21 101V102H20ZM37 101V102H36ZM40 101V102H39ZM62 101V102H61ZM67 101V102H66ZM78 101V102H77ZM80 101V102H79ZM87 101V102H86ZM94 101V102H93ZM96 101V102H95ZM122 102V104L120 102ZM129 101V102H127ZM139 101V102H138ZM144 103H143V102ZM156 101V102H155ZM171 101V102H170ZM219 103H218V102ZM221 101V102H220ZM224 101V102H223ZM39 102V103H38ZM42 102V104H41ZM82 102V103H81ZM84 102V104H83ZM91 102V103H90ZM146 102V103H145ZM203 103V105L197 106L199 103ZM213 102V103H212ZM10 103V104H9ZM30 103V104H28ZM69 103V104H68ZM72 103V104H71ZM92 103L94 107L92 106ZM103 103V104H102ZM119 103V104H118ZM127 103V104H126ZM138 103V105H137ZM143 103V104H142ZM159 103V104H158ZM163 103V104H162ZM168 103V104H167ZM170 103V104H169ZM174 103V104H173ZM182 103V104H181ZM185 103V104H183ZM191 104L188 105L187 104ZM195 103V104H194ZM222 103V104H221ZM243 103V105H242ZM23 104V105H22ZM37 104V105H36ZM45 104V106H44ZM56 104L58 106H56ZM63 104V105H62ZM68 104V105H67ZM77 104V105H75ZM97 104V105H96ZM131 104V105H130ZM148 104V105H147ZM152 104V105H151ZM162 106H161V105ZM177 104V105H176ZM179 104V105H178ZM211 104V106H210ZM220 104V105H219ZM233 104V105H232ZM15 105V106H12ZM25 105V106H24ZM27 105V106H26ZM31 105V106H30ZM67 105V106H66ZM85 105V107H83ZM107 105V106H106ZM126 105V107H125ZM154 108H152V106ZM160 105V106H159ZM170 105V106H169ZM173 105V106H172ZM215 105H218L219 107H214ZM223 105V107H222ZM246 105V106H245ZM18 106H22L21 108ZM24 106V107H23ZM29 106V107H28ZM51 106V107H50ZM78 106V107H75ZM87 106V107H86ZM104 106V107H103ZM121 106V107H120ZM145 106V108H144ZM166 108H164V107ZM178 106V107H177ZM208 106V109H207ZM210 106V107H209ZM2 107V108H1ZM15 107V108H14ZM33 107V109L31 108ZM39 107V108H38ZM44 107V108H43ZM46 107V108H45ZM55 107V109H54ZM72 107V108H71ZM90 107V109H88ZM107 107V108H106ZM121 109H120V108ZM127 107L130 109H127ZM133 107V108H132ZM135 107V108H134ZM142 107V108H141ZM147 107V108H146ZM160 107V108H159ZM174 109H173V108ZM176 107L178 109H176ZM186 110H185V108ZM196 107V108H195ZM198 107V108H197ZM206 107V108H204ZM249 107V108H248ZM260 107V108H259ZM13 108V109H12ZM27 108V109H26ZM43 108V109H42ZM48 108V109H47ZM93 108V110H92ZM97 108V109H95ZM102 108V109H101ZM156 108V109H155ZM183 108V109H182ZM212 108V109H211ZM215 110H214V109ZM224 108V109H222ZM261 113H260V110ZM5 109V110H4ZM8 109L11 110L8 113ZM21 109V111H20ZM41 109V110H40ZM50 109V110H49ZM85 109V110H84ZM100 109V110H99ZM108 109V110H107ZM111 109V110H110ZM120 111H119V110ZM138 109V110H137ZM140 109V110H139ZM143 109L145 110L143 112ZM152 109V110H151ZM154 109V110H153ZM169 109V111H167ZM172 109V110H171ZM182 110V111H179ZM194 109V110H193ZM232 109V110H231ZM7 110V111H6ZM18 110V111H17ZM26 112H25V111ZM28 110H30L28 112ZM33 110L34 112H31ZM40 110V111H39ZM82 112H81V111ZM85 113H84V111ZM116 110V111H114ZM124 110V111H123ZM159 110V111H158ZM167 112H166V111ZM175 110V112H174ZM177 110V111H176ZM221 113H220V111ZM231 110V112H230ZM24 111V112H23ZM67 111V113H66ZM87 111V112H86ZM101 111V113H100ZM109 111V112H108ZM126 111V112H125ZM130 111V112H129ZM134 111V112H133ZM173 111V112H172ZM185 111V112H184ZM188 111V112H187ZM223 111V112H222ZM4 112V113H2ZM16 112V114H15ZM31 112V114H30ZM52 112V113H51ZM81 112V114H79ZM92 112V113H91ZM98 112V113H95ZM114 116H113V114ZM116 112V113H115ZM124 112V113H123ZM149 112V113H147ZM153 112V113H152ZM179 112V113H177ZM183 112V114H182ZM195 112V113H194ZM200 112V113H199ZM215 112V114H214ZM226 114H225V113ZM25 113V114H24ZM34 113V114H33ZM60 113V114H57ZM62 113V115H61ZM63 113H65L63 115ZM73 113V114H72ZM79 115H78V114ZM108 113V114H107ZM126 113V114H125ZM168 113V115H167ZM172 113L174 115H172ZM190 113H194L196 116H192ZM197 113L200 115H197ZM202 113L204 115H202ZM219 113V114H218ZM260 113V114H259ZM8 114V115H7ZM11 114V115H10ZM28 116H27V115ZM48 114V115H46ZM77 114V115H76ZM86 114V115H85ZM89 114V115H88ZM97 117H95L94 116ZM105 114V115H104ZM110 114V115H109ZM119 114V115H118ZM125 114V115H121ZM131 114V115H130ZM133 114V116H132ZM136 114V117L134 116ZM142 114V116H141ZM149 114V115H148ZM151 114V115H150ZM158 114V115H157ZM164 114V115H163ZM171 114V115H170ZM6 115V116H4ZM19 115V116H18ZM25 115V116H24ZM45 115V116H44ZM56 115V116H55ZM129 115V116H128ZM168 117H167V116ZM181 118H179V116ZM187 117H186V116ZM215 115V116H214ZM225 115V116H224ZM227 115V116H226ZM2 116V117H1ZM13 116V118H12ZM31 116V117H30ZM36 116V117H35ZM43 116V117H42ZM47 116V117H46ZM79 116V117H78ZM89 116V117H88ZM92 116L95 118V120L92 118ZM130 116H132L130 118ZM144 116V117H143ZM146 116V117H145ZM150 116V117H149ZM154 116V119L152 118ZM163 116V117H162ZM173 116L172 118H170ZM178 116V117H177ZM184 116V117H183ZM191 116V117H190ZM222 116V118H221ZM247 116V117H246ZM255 116V117H254ZM19 117V118H18ZM22 117V118H21ZM28 117V118H27ZM30 117V118H29ZM65 117V118H64ZM84 117V118H83ZM106 117V118H104ZM110 117V118H109ZM196 117V118H195ZM205 117V119H204ZM214 117V118H213ZM217 117V119H216ZM228 117V119H227ZM262 117V118H260ZM56 118V119H55ZM79 118V119H78ZM87 118V119H85ZM92 118V119H91ZM116 118V119H115ZM130 118V119H129ZM133 118V120H132ZM134 118H137L136 120ZM146 118V119H145ZM161 118V119H160ZM164 119V121H162ZM168 118V120H167ZM175 118V120H173ZM191 118V119H189ZM194 118V120H193ZM199 118V119H197ZM203 118V119H202ZM219 118V119H218ZM225 118V119H224ZM247 120H246V119ZM16 119V120H15ZM27 119V120H26ZM32 119V120H31ZM102 121H101V120ZM109 119V120H108ZM112 119V120H110ZM115 119V120H114ZM128 124L126 125L122 120ZM142 121H141V120ZM159 119V120H158ZM179 119V120H178ZM213 119V120H211ZM216 119V120H215ZM227 119V120H226ZM230 119V120H229ZM10 120V121H9ZM31 120V121H30ZM35 120V121H34ZM45 120V121H44ZM65 120V121H64ZM77 120V121H76ZM82 120V121H81ZM84 120V121H83ZM89 120V121H88ZM90 120H92L90 122ZM94 120V121H93ZM147 120H149L147 122ZM153 122H152V121ZM157 120V121H156ZM161 120V122H160ZM170 120V121H169ZM178 120V122H177ZM184 120V121H183ZM187 120V121H186ZM192 120L191 124L190 121ZM198 120V121H197ZM209 120V121H208ZM220 122H219V121ZM221 120H223L221 122ZM225 120V121H224ZM229 120V121H228ZM237 120V121H236ZM43 123H42V122ZM47 121V122H46ZM64 121V123H63ZM79 121V122H78ZM110 123H108V122ZM133 121V122H132ZM166 121V123H164ZM182 121V122H181ZM194 121V122H193ZM203 121V122H202ZM206 121V123H205ZM242 121V122H241ZM246 121V122H244ZM249 121V122H248ZM252 121V122H251ZM10 122V123H9ZM37 124V125H35ZM76 122V123H75ZM83 122V123H81ZM103 122V123H102ZM112 122V123H111ZM130 122V123H129ZM132 122V123H131ZM135 122V124H134ZM145 122V124H144ZM150 122V123H149ZM152 122V124H151ZM184 122V124H183ZM189 122V123H188ZM199 124H198V123ZM219 122V123H218ZM22 123V124H21ZM24 123V124H23ZM29 123V124H28ZM33 123V124H32ZM72 123V124H71ZM77 125H75V124ZM147 123V124H146ZM158 123V124H157ZM180 123V124H179ZM196 123V124H195ZM210 124V128L209 125ZM221 123V124H220ZM228 123V124H227ZM236 123V124H235ZM239 123V124H237ZM242 123V124H241ZM251 124L249 126V124ZM259 123V125H258ZM262 123V124H261ZM18 124V125H17ZM22 126H20V125ZM28 124V125H27ZM41 124V125H40ZM43 124V125H42ZM110 124V125H109ZM119 124V125H118ZM134 124V125H133ZM150 124V125H149ZM155 124V125H153ZM193 124V126H192ZM204 124V126H203ZM223 124V125H222ZM226 124V126H225ZM246 127H244V125ZM249 126H247V125ZM5 125V126H4ZM31 125V126H30ZM81 125V126H80ZM88 127H87V126ZM107 125V126H106ZM114 125V127H113ZM121 125V126H120ZM133 127H132V126ZM148 125V126H147ZM154 127H150V126ZM157 125V126H156ZM161 125V126H160ZM182 125V126H181ZM187 125V126H186ZM208 125V127H207ZM214 125L216 127H214ZM222 127V128H218ZM231 125V126H230ZM238 125V126H237ZM242 125V126H241ZM256 125V126H255ZM261 125V126H260ZM37 126V127H36ZM60 126V127H59ZM72 126V127H71ZM79 126V127H78ZM85 128H84V127ZM103 126V127H102ZM112 129H111V127ZM119 126V127H118ZM125 126V127H124ZM137 126V127H135ZM139 126L141 128H139ZM146 126V127H145ZM165 128H164V127ZM189 126V127H188ZM196 126V129L194 128ZM200 126V127H198ZM206 126V127H205ZM230 126V127H228ZM235 126V127H234ZM241 126V127H239ZM252 126V127H251ZM254 126V127H253ZM260 126V127H259ZM33 127V128H32ZM51 127V128H50ZM75 129H74V128ZM78 127V128H77ZM81 127V128H80ZM83 127V128H82ZM108 127V128H105ZM118 127V128H117ZM129 127V128H128ZM144 127V128H143ZM180 127V128H179ZM183 127V128H182ZM202 127V128H201ZM214 127V128H212ZM232 127V128H231ZM237 127V128H236ZM244 127V128H243ZM257 127V128H256ZM10 128V129H9ZM46 128V132L44 129ZM58 128V129H57ZM73 128V129H72ZM93 128V129H92ZM101 128V130H100ZM110 128V129H109ZM114 128V129H113ZM117 128V129H116ZM133 130H131V129ZM137 128V129H135ZM148 128V129H147ZM160 128V129H159ZM198 128V129H197ZM217 128V129H216ZM229 128V130H228ZM241 128V129H239ZM247 128L248 130L244 129ZM252 128V129H250ZM256 128V129H255ZM18 129V132L16 131ZM26 129V130H25ZM40 129V130H39ZM98 129V130H97ZM109 129V130H108ZM121 129V130H118ZM124 129V130H123ZM142 129V130H141ZM149 129H151L149 131ZM153 129V130H152ZM162 129V130H161ZM166 129V130H165ZM182 129V130H181ZM204 129V130H203ZM206 129V130H205ZM231 129V130H230ZM233 129V130H232ZM237 129V130H236ZM15 130V131H14ZM20 130V131H19ZM44 130V131H43ZM95 130V131H94ZM97 130V131H96ZM118 130V131H117ZM159 130V131H158ZM189 130V131H188ZM223 130V131H222ZM239 130V131H238ZM241 130V131H240ZM52 131V132H51ZM57 131V132H56ZM107 131V132H106ZM116 131V132H115ZM130 131V132H129ZM143 131V132H142ZM148 131V132H147ZM165 131H168L166 133ZM185 131V132H184ZM195 131V132H193ZM201 131V132H200ZM209 131V132H208ZM212 131V132H211ZM215 131V132H214ZM236 133H235V132ZM29 132V134H28ZM44 132V133H43ZM50 132V133H49ZM59 132V133H58ZM69 132V133H68ZM94 132V133H93ZM100 132V134H99ZM105 132V134H104ZM122 132V133H121ZM153 132V133H152ZM156 132V133H155ZM160 132H164L165 134L162 133L160 135ZM183 132V133H182ZM187 132V133H186ZM189 132V133H188ZM193 132V134H191ZM218 132V133H217ZM232 132V133H230ZM246 132V133H245ZM249 132V133H248ZM21 133V134H20ZM36 134V135H33ZM53 133V134H52ZM88 133V134H87ZM93 133V135H92ZM108 133V134H106ZM115 133V134H114ZM211 133V134H210ZM224 133V134H223ZM226 133V134H225ZM243 133V134H242ZM245 133V134H244ZM248 133V134H247ZM24 134V135H23ZM32 136H31V135ZM40 134V135H38ZM51 137H49L48 135ZM79 134V135H78ZM102 134V137H101ZM132 134V135H131ZM143 134V135H142ZM150 134V135H149ZM155 136H154V135ZM159 134V136H158ZM190 134V135H189ZM202 134V135H200ZM213 134L215 136H213ZM220 134V135H219ZM231 134V136H230ZM22 135V136H21ZM27 135V136H26ZM85 135V136H84ZM99 135V137H98ZM105 135V136H104ZM114 139H112L111 137ZM115 135V136H114ZM168 138H165L167 137ZM189 135V136H188ZM226 135V137H225ZM21 136V137H20ZM23 136L26 140L23 139ZM56 136V138H55ZM97 136V137H96ZM114 136V137H113ZM118 138H117V137ZM131 136V137H130ZM150 136V137H149ZM158 136V137H157ZM196 136H199L198 138ZM221 136V137H219ZM237 136V137H236ZM244 136V137H243ZM255 140H254V138ZM31 137V138H30ZM60 137V139H59ZM79 137V138H78ZM86 137V139L84 138ZM104 137V138H103ZM156 137V139H155ZM185 137V139H183ZM188 137V138H187ZM191 137V138H190ZM194 137V138H193ZM203 137V139H202ZM207 137V138H206ZM210 137V138H209ZM213 139H212V138ZM216 137V138H215ZM235 137V138H234ZM29 140H28V139ZM35 138V139H34ZM38 140H37V139ZM41 138V139H40ZM43 138V139H42ZM48 138H50L48 141ZM109 138V139H108ZM117 138V139H116ZM124 138V139H123ZM127 138V139H126ZM135 139V141L133 139ZM151 138V139H150ZM158 138V139H157ZM193 138V139H192ZM197 138V139H196ZM217 140H215V139ZM232 138V140H231ZM242 138V139H241ZM245 138V139H244ZM46 139V140H45ZM54 139V140H53ZM58 141H55V140ZM90 139V140H89ZM101 139V140H100ZM107 139V140H106ZM111 139V140H110ZM116 139V140H115ZM123 139V140H122ZM144 139V140H143ZM146 139V141H145ZM149 139V140H148ZM175 141H173V140ZM192 142H191V140ZM200 139V141H199ZM205 139V140H204ZM208 139V140H207ZM220 139V140H219ZM223 139V140H222ZM228 139V140H227ZM234 139V140H233ZM239 139V140H238ZM253 139V140H252ZM20 140V141H19ZM33 140V141H32ZM40 140H42L40 142ZM53 140V141H52ZM61 140V141H60ZM105 142H104V141ZM114 142L117 146L109 143V141ZM118 140V141H117ZM126 140V141H124ZM131 140H133L131 142ZM141 140V141H140ZM154 143H153V141ZM156 140V141H155ZM159 140V141H158ZM162 140V141H161ZM195 140V141H194ZM202 140V141H201ZM211 140V141H210ZM214 140V142H213ZM227 140V141H226ZM246 142L249 147L246 148L248 145L244 143ZM250 142H249V141ZM19 141V142H18ZM36 141V142H35ZM44 141V142H43ZM47 141V143L45 142ZM66 141V142H65ZM76 141V142H75ZM82 141V142H81ZM94 141V143H92ZM98 141V142H97ZM145 141V142H144ZM150 141V142H149ZM164 141V142H163ZM168 141V142H166ZM194 141V143H193ZM204 141V142H203ZM207 141V142H206ZM209 141V142H208ZM223 141V142H222ZM226 141V142H225ZM236 141V142H235ZM240 141V142H239ZM254 141V142H253ZM27 142V143H26ZM29 142V143H28ZM33 144H32V143ZM35 142V143H34ZM38 142V143H37ZM43 142V144H42ZM51 144H50V143ZM54 142V144H53ZM89 142V144H88ZM104 142V143H102ZM108 142V143H107ZM120 142V143H119ZM126 142V143H125ZM136 144H135V143ZM143 144L142 146H140ZM157 142V144H156ZM183 142L185 144H183ZM202 144H200V143ZM211 142V143H210ZM225 142V144H224ZM231 142V143H230ZM239 142V143H238ZM253 142V143H252ZM21 143V144H20ZM23 143V144H22ZM26 143V144H25ZM42 144V148L41 144ZM84 143V144H83ZM99 143V144H97ZM124 143V144H123ZM127 143H131L128 145ZM148 144V145H145ZM153 143V144H152ZM160 143V144H159ZM169 143V144H167ZM175 143V144H174ZM193 145H192V144ZM238 143V144H237ZM243 143V144H242ZM4 144V145H3ZM40 144V145H37ZM59 144V145H57ZM91 144V145H90ZM105 144V145H103ZM108 144L109 146H107ZM119 144V145H118ZM127 144V146H126ZM138 144V145H137ZM191 144V145H190ZM224 146H223V145ZM241 144V145H240ZM24 145V146H23ZM34 145V146H33ZM46 147H48V149ZM52 145V146H51ZM61 145V146H60ZM70 145V146H69ZM95 145V146H94ZM100 147H99V146ZM145 145V147H144ZM155 145V146H154ZM157 145V146H156ZM160 145V146H159ZM166 147V151L164 146ZM169 145V146H168ZM182 145H184L182 147ZM206 145V146H205ZM230 145V147H229ZM235 145V146H234ZM238 145V146H237ZM247 145V146H246ZM30 146V147H29ZM37 146V147H36ZM50 146V147H49ZM94 146V148H93ZM120 146L121 148H119ZM125 146V147H124ZM138 147V149L135 147ZM151 146V148H150ZM172 146V147H171ZM176 146V148H174ZM196 146V148H195ZM200 146V148H199ZM205 146V147H204ZM209 146V147H208ZM221 146V147H220ZM223 146V147H222ZM228 146V147H227ZM24 147V149H23ZM52 147V148H51ZM54 147V149H53ZM111 149H110V148ZM114 149H113V148ZM124 147V148H122ZM133 147V148H132ZM154 147V148H153ZM163 147V148H162ZM180 147V148H179ZM190 147V149H189ZM227 147V148H225ZM244 147L246 149H244ZM252 149H251V148ZM254 147V148H253ZM26 148V150H25ZM30 148V149H29ZM32 148V149H31ZM35 148V149H34ZM47 150H46V149ZM59 148V149H58ZM85 148V149H84ZM93 151H92V149ZM101 148V149H100ZM109 149L104 151L105 149ZM119 148V150H118ZM131 148V149H130ZM150 148V149H149ZM170 148V149H169ZM198 148V149H197ZM224 148V149H223ZM235 148V149H234ZM237 148V149H236ZM250 148V149H249ZM262 148V149H260ZM28 149L30 151H28ZM40 149V150H36ZM43 149V150H41ZM116 149V150H115ZM121 149V150H120ZM123 149V150H122ZM135 149V150H134ZM141 149V150H139ZM143 149V150H142ZM148 149V150H147ZM155 149V150H154ZM159 149V150H158ZM172 149V150H171ZM194 149V150H193ZM227 149V150H226ZM5 150V151H4ZM56 150V151H55ZM78 150H81L80 152ZM91 150V152H90ZM96 152H95V151ZM131 150V151H130ZM139 150V151H138ZM182 152H180V151ZM186 150V151H185ZM192 152H191V151ZM203 150V151H202ZM216 150V151H215ZM237 154L235 157V154ZM248 150V151H247ZM251 150V151H250ZM24 151V152H21ZM26 151V152H25ZM28 151V152H27ZM35 151V152H33ZM55 152L51 154V152ZM66 151V152H65ZM74 153H73V152ZM77 151V152H76ZM98 151V152H97ZM114 151V152H113ZM123 151V153H122ZM129 151V152H128ZM134 151V152H133ZM147 151V153H145ZM164 151V152H162ZM172 151V152H171ZM179 151V152H178ZM185 151V152H184ZM205 151V152H204ZM211 151V152H210ZM228 151V152H226ZM239 151V153H238ZM87 152V153H86ZM90 152V153H88ZM102 155L103 159H99V156ZM110 152V153H109ZM116 152V153H115ZM120 152V153H119ZM126 152V154H125ZM134 154H133V153ZM137 155H136V153ZM142 152V153H141ZM149 152V153H148ZM158 152V153H155ZM178 154H175V153ZM188 152V153H187ZM203 152V153H202ZM223 152V153H222ZM230 152L232 153L230 155ZM237 152V153H236ZM244 152V153H243ZM249 154H248V153ZM255 152V153H254ZM262 152V153H261ZM22 155H20V154ZM28 153V154H27ZM33 153V155L31 154ZM38 153V154H37ZM45 153V154H44ZM57 153V154H56ZM109 153V154H108ZM114 153V154H112ZM118 153V154H117ZM153 156H151V154ZM154 153V154H153ZM162 153V154H161ZM164 153V154H163ZM200 155H197V154ZM210 154V155H207ZM213 153V154H211ZM221 153V155H220ZM31 154V155H30ZM38 157H37V155ZM42 154V155H41ZM59 154V155H58ZM72 154H76L75 156ZM82 154V155H81ZM84 154V155H83ZM99 154V155H98ZM112 154V155H111ZM122 154V155H121ZM140 154V155H139ZM148 154V155H147ZM150 154V155H149ZM172 154V155H171ZM195 154V155H194ZM227 156H226V155ZM240 154V155H239ZM6 155V157L4 156ZM26 155V156H25ZM45 155V156H43ZM49 156V159H46ZM81 155V156H80ZM124 155V156H123ZM130 155V156H129ZM145 155V156H143ZM147 155V156H146ZM166 155V156H165ZM186 155V156H185ZM192 155L197 156L192 158ZM203 155V156H201ZM212 155V156H211ZM223 155V156H222ZM230 155V156H229ZM234 155V158H233ZM252 156V158H250ZM258 158H256L255 157ZM29 156V157H28ZM74 156V157H71ZM123 158H122V157ZM132 156V157H131ZM134 156V157H133ZM141 156V157H140ZM149 156V157H148ZM191 156V158H190ZM200 156V157H199ZM209 156V157H208ZM217 156V157H216ZM229 156V157H228ZM238 156V157H237ZM12 157V158H11ZM14 157V158H13ZM31 157V158H30ZM33 157V158H32ZM62 157V158H61ZM65 157V158H64ZM90 157V159H89ZM153 157V158H152ZM159 157V158H158ZM162 157L164 159H162ZM179 157V159H177ZM203 157V158H202ZM208 157V159H207ZM214 157V159H213ZM216 157V158H215ZM221 157V158H220ZM226 157V158H225ZM6 158V159H5ZM35 158V159H34ZM38 158H40L38 160ZM72 158V159H71ZM78 158V160H77ZM81 158V159H80ZM83 158V159H82ZM88 158L86 161L84 159ZM96 158V159H95ZM118 158V159H117ZM121 158V159H120ZM127 158V159H126ZM133 158V159H132ZM135 158V160H134ZM138 158V159H137ZM141 160H140V159ZM155 158V159H154ZM157 158V159H156ZM186 158V160H185ZM189 158V159H187ZM197 158V160H196ZM200 158V159H199ZM206 158V159H204ZM220 158V160H218ZM241 158V159H240ZM250 158V159H249ZM256 159V160H253ZM18 159V160H17ZM20 159V160H19ZM23 159V160H22ZM34 159V163L33 162ZM72 160L74 163H69ZM99 159V160H98ZM116 159V160H115ZM126 161H124V160ZM129 159V160H128ZM132 159V160H131ZM154 164H152V161ZM170 159V160H169ZM182 159V160H181ZM184 159V161H183ZM192 159V160H191ZM204 163L202 162V160ZM213 159V160H211ZM229 159V160H228ZM31 160V161H30ZM41 160V161H40ZM64 160V161H63ZM75 160V161H74ZM83 160V162H81ZM96 160V162H95ZM110 162H109V161ZM119 160V161H118ZM122 161V163H120ZM128 160V161H127ZM144 160V161H143ZM157 160V161H156ZM158 160L162 163L159 164ZM163 160L165 162H163ZM211 160V162H210ZM215 160V161H214ZM216 160L217 163L216 164ZM232 160V161H231ZM235 160V161H234ZM242 160V161H241ZM259 160V161H258ZM11 161V162H10ZM24 161V163H23ZM27 161V162H26ZM54 161V164H53ZM66 161V162H65ZM105 163H104V162ZM131 161V162H130ZM134 161V162H133ZM148 161V162H147ZM174 161V162H173ZM192 161L194 163H192ZM238 161V162H237ZM241 161V162H240ZM244 161V163H243ZM258 161V163H257ZM261 161V163H260ZM263 161V162H262ZM7 162V163H6ZM29 162V163H28ZM43 162V163H42ZM52 162V163H51ZM58 162V164H57ZM64 162V163H63ZM90 162V163H89ZM130 162V163H129ZM133 162V163H132ZM136 162V163H135ZM138 162L140 165H137ZM143 162V163H142ZM147 162V163H146ZM169 162V163H167ZM178 162V163H177ZM192 164H191V163ZM202 162V163H201ZM210 162V163H209ZM223 162V164H222ZM233 162L231 165L230 163ZM237 162V163H236ZM253 164H252V163ZM16 163V165H15ZM40 163V164H38ZM79 163V164H78ZM89 163V164H88ZM146 163V164H145ZM165 166H164V164ZM170 165H167V164ZM179 167H176L177 169L173 170L177 164ZM186 163V164H185ZM188 163V164H187ZM220 163V164H219ZM227 163V164H226ZM250 163V165H249ZM8 164V166H7ZM10 164V165H9ZM30 164V165H29ZM33 164V165H32ZM82 166H81V165ZM96 165V166H93ZM100 164V165H99ZM103 164V165H102ZM109 164V166H108ZM125 164V165H122ZM133 164V165H131ZM151 164V166H150ZM162 164V165H161ZM176 164V165H175ZM199 164V165H198ZM208 164V165H207ZM214 166H213V165ZM229 166V168L226 166ZM263 164V165H262ZM16 168H15V166ZM22 165V166H20ZM32 165V166H31ZM62 165V166H61ZM67 165V166H66ZM73 167H71V166ZM75 165V167H74ZM77 165V166H76ZM114 165V166H113ZM131 165V166H130ZM137 165V166H136ZM157 165V166H156ZM160 165V166H159ZM190 166V167H185V166ZM193 165V166H192ZM203 165V167L201 166ZM217 165V167H216ZM223 167H222V166ZM245 165V166H244ZM12 166V167H11ZM49 166V167H48ZM69 166V168H68ZM107 168H106V167ZM112 166V167H111ZM123 166V168H122ZM126 166V167H125ZM128 166V167H127ZM136 166V167H135ZM140 168H139V167ZM144 166V167H143ZM148 166V167H146ZM150 166V167H149ZM170 166V167H169ZM195 166V168H194ZM206 166V169H205ZM233 166V168H232ZM240 166V167H239ZM250 166H252L250 168ZM6 167V168H4ZM37 170H36V168ZM39 167V168H38ZM67 167V169H65ZM91 167V168H89ZM114 167V168H113ZM117 169H116V168ZM125 167V168H124ZM160 167V168H159ZM174 167V168H172ZM200 167V168H199ZM237 169H236V168ZM257 167V168H256ZM3 168V169H2ZM26 168V170H25ZM28 168V169H27ZM32 168V169H31ZM65 170H64V169ZM73 168V169H72ZM80 168V169H78ZM103 172H102V169ZM128 168V169H127ZM165 168V169H164ZM180 168V169H179ZM183 168V169H182ZM203 168V169H201ZM215 168V169H214ZM219 168V169H218ZM246 168V169H245ZM252 168H254L252 170ZM259 168V169H258ZM2 169V171H1ZM7 171H5V170ZM9 169V172H8ZM24 169V170H23ZM30 169V170H29ZM56 169V170H55ZM94 169V170H93ZM98 169V170H97ZM115 169V170H113ZM125 169V170H124ZM139 169V170H138ZM144 169V170H143ZM150 169V170H149ZM168 169L169 171H167ZM179 169V170H178ZM205 169V170H204ZM211 169V170H210ZM225 169V170H224ZM39 170V171H38ZM49 170V171H48ZM60 172H59V171ZM64 172H63V171ZM93 170V171H92ZM106 170V171H105ZM135 170V171H134ZM147 170V171H145ZM149 170V171H148ZM158 170V172H157ZM161 170V171H160ZM172 170V171H171ZM191 170V171H189ZM196 172H195V171ZM202 170V172H201ZM208 172H205V171ZM217 170V172H216ZM219 170V171H218ZM224 170V171H223ZM18 173H17V172ZM22 171V173H21ZM26 171V172H25ZM32 171V172H31ZM67 171V172H66ZM95 174L96 172H98ZM117 171V172H116ZM155 171V172H154ZM160 171V172H159ZM165 171V172H164ZM177 171V172H175ZM183 171V172H181ZM237 171V172H236ZM263 171V174L261 173ZM3 172V173H2ZM15 172V173H14ZM44 172V173H43ZM65 174H63V173ZM87 172H90L89 174ZM93 172V174H91ZM111 172V173H110ZM113 172V174H112ZM116 172V173H115ZM124 172V173H123ZM132 172V173H131ZM136 172V173H135ZM144 172V173H143ZM149 172V173H148ZM154 172V174H153ZM162 172V173H161ZM173 172V173H172ZM190 172V173H189ZM201 172V174H199ZM205 172V173H204ZM213 172V173H212ZM215 172V173H214ZM221 173L218 175V173ZM14 173V174H13ZM22 176H21V174ZM25 173V174H24ZM30 173V175H29ZM104 173V174H103ZM123 173V174H122ZM156 173V174H155ZM159 175H158V174ZM182 173V174H180ZM187 173V174H186ZM189 173V174H188ZM192 173V174H191ZM232 173V174H231ZM242 173V174H241ZM249 173V174H248ZM9 174V175H8ZM11 174V176H10ZM36 174V175H35ZM39 174V176H38ZM64 176H63V175ZM79 174V175H78ZM95 174V175H94ZM101 174V175H99ZM103 174V176H102ZM107 177H106V175ZM120 174V175H119ZM122 174V175H121ZM144 174V175H143ZM154 176H153V175ZM189 179L187 180L190 184L188 185L187 181L185 182L186 178ZM210 175V177L206 175ZM248 174V175H247ZM3 175V176H2ZM8 175V176H7ZM41 175V176H40ZM50 175V176H49ZM91 175V177H90ZM94 175V177H93ZM105 175V176H104ZM134 175V176H133ZM168 175V176H167ZM178 175V176H177ZM196 177H195V176ZM201 175V177H200ZM13 176V177H12ZM16 176V177H15ZM21 176V177H20ZM114 176V177H113ZM124 176V177H123ZM127 176V177H126ZM137 176V177H136ZM150 176V177H149ZM179 176L180 179H179ZM184 176V177H183ZM198 176V177H197ZM225 176V177H224ZM250 176V177H249ZM254 176V177H253ZM256 176V178H255ZM31 177V178H30ZM50 177V178H48ZM88 177V178H87ZM90 177V178H89ZM122 177V178H121ZM135 177V178H133ZM148 177V178H147ZM164 177V178H163ZM260 179H259V178ZM27 178V179H26ZM34 180H33V179ZM47 178V179H46ZM92 178V179H91ZM96 180H95V179ZM113 178V179H112ZM138 178V179H137ZM150 178V179H149ZM172 180H171V179ZM175 178V179H174ZM193 178V179H192ZM202 178V179H201ZM207 178V179H206ZM251 178V179H248ZM255 178V179H254ZM14 179V180H13ZM16 179V180H15ZM18 179V180H17ZM24 179V180H23ZM63 179V180H62ZM65 179V180H64ZM71 179V180H70ZM87 179V180H86ZM123 179V180H122ZM130 179V180H129ZM147 179L148 181L144 180ZM166 181H165V180ZM179 181H178V180ZM184 179V181H183ZM253 179V180H252ZM27 180V181H26ZM96 182H95V181ZM121 182H120V181ZM126 180V181H124ZM133 180V181H132ZM136 180V182H134ZM140 180V183L138 185L137 181ZM150 180V181H149ZM156 180V181H155ZM175 180V181H174ZM204 180V181H203ZM211 180V181H210ZM33 181V182H32ZM42 181V182H41ZM48 181V182H47ZM57 181V182H56ZM79 181V182H78ZM103 181V182H102ZM112 181V182H111ZM118 181V183H116ZM152 181V182H151ZM162 181V182H161ZM165 181V182H164ZM196 181V182H195ZM207 183H206V182ZM220 181V183H219ZM225 181V182H224ZM231 181V182H230ZM233 181V182H232ZM237 181V182H236ZM251 181V182H249ZM257 181V182H256ZM262 181V182H261ZM2 182V183H1ZM16 182V183H15ZM69 182V183H68ZM91 185H88L90 184ZM102 182V183H101ZM131 182V183H130ZM145 182V183H144ZM154 182V183H153ZM160 182V183H159ZM171 182V183H170ZM185 182V184H183ZM214 182V184H212ZM261 182V183H260ZM20 183H23V185ZM61 183V184H60ZM63 183V184H62ZM73 184V186H71ZM77 183V184H75ZM82 183V184H81ZM113 183V184H112ZM135 183V184H134ZM137 183V184H136ZM163 183V185H162ZM166 183V184H165ZM175 183V185H174ZM210 183V184H209ZM239 183V184H238ZM263 183V184H262ZM15 184V185H14ZM32 184V186L30 185ZM43 184V186H42ZM46 184V185H45ZM48 184V186H47ZM87 184V185H85ZM107 184V185H106ZM121 184V185H120ZM135 186H134V185ZM142 186H141V185ZM156 184V185H155ZM169 184V185H167ZM195 184V185H194ZM201 184V185H200ZM208 184V185H207ZM30 185V186H29ZM35 185V186H34ZM45 185V186H44ZM61 185V186H60ZM83 185V186H82ZM104 185V186H103ZM113 185V186H112ZM133 185V187H132ZM138 185V186H136ZM145 185V186H144ZM155 187H154V186ZM181 185L183 187H181ZM198 185V186H197ZM252 185H255L253 187ZM260 185V186H258ZM262 185V186H261ZM14 188H13V187ZM27 186V188H26ZM34 186V187H33ZM50 186V187H49ZM63 186V187H62ZM76 186V187H74ZM79 186V188H78ZM86 186V187H85ZM99 186V187H98ZM103 186V187H102ZM122 186V187H121ZM141 186V187H139ZM149 186V188H148ZM161 186V187H160ZM163 186V187H162ZM172 186V187H171ZM179 186V188H178ZM192 186V187H191ZM204 186V187H203ZM209 186V187H208ZM258 186V187H257ZM31 187V188H30ZM42 187V188H40ZM44 187V188H43ZM69 187L71 189H69ZM81 187V188H80ZM92 187L94 189H92ZM124 187V188H123ZM138 187V188H137ZM153 187V190L151 189ZM167 189H166V188ZM169 187V188H168ZM208 187V188H207ZM13 188V190H12ZM35 188V189H34ZM54 188V189H53ZM62 188V189H61ZM83 188V189H82ZM90 188V189H89ZM128 188V189H127ZM144 189V192L142 191ZM162 188V189H160ZM163 188H165L163 190ZM174 188L176 191H174ZM178 188V189H177ZM193 188V189H192ZM235 188V189H234ZM241 188V189H240ZM8 189V190H7ZM31 189V191H30ZM67 189V190H66ZM76 189V190H75ZM81 189V190H80ZM89 189V190H88ZM118 189V190H116ZM134 189V190H133ZM137 189V190H136ZM170 189V190H169ZM188 189L189 193L187 192ZM195 189V190H194ZM203 189V191L200 190ZM212 191H211V190ZM256 189V190H255ZM261 189V190H260ZM6 190V191H5ZM15 190V192H14ZM72 190V191H71ZM74 190V192H73ZM91 190V191H90ZM128 190V191H127ZM140 191L135 194L136 191ZM150 192L148 193L147 192ZM152 190V191H150ZM168 192L165 193L166 191ZM184 190V191H183ZM186 190V191H185ZM198 190V191H197ZM240 190V191H239ZM252 190V192H251ZM5 191V192H3ZM36 191V192H35ZM44 191V192H43ZM47 191V192H46ZM63 191V192H62ZM81 191V193H79ZM90 191V192H89ZM92 191L94 194H92ZM97 191V192H96ZM121 191H123L121 193ZM160 191V192H159ZM165 191V192H162ZM173 191V192H172ZM191 191V193H190ZM192 191L194 193H192ZM214 191V192H213ZM227 191V192H226ZM237 191V192H236ZM247 191V192H246ZM261 191V192H259ZM21 192V193H20ZM32 192V193H31ZM54 192V193H53ZM96 192V193H95ZM102 192V193H101ZM122 195H118V193ZM128 192V193H126ZM135 196H133V193ZM146 192V193H145ZM181 192V194H180ZM243 192V193H242ZM5 193V195H4ZM10 193V194H9ZM15 193L18 195H15ZM45 193V194H44ZM66 193V194H65ZM68 193V194H67ZM77 193V194H76ZM88 193V194H87ZM153 193V197L152 194ZM159 195H158V194ZM165 193V194H163ZM178 193L180 195H178ZM186 193V194H184ZM239 193V195H238ZM252 193V194H251ZM13 196H12V195ZM23 194V195H22ZM47 194V195H46ZM62 196L65 195V196ZM71 194V195H70ZM81 194L80 196H78ZM84 194V195H83ZM87 194V195H86ZM100 194V195H99ZM113 194V195H112ZM116 194V195H115ZM140 194V195H139ZM142 194V195H141ZM150 194V195H148ZM156 194V195H155ZM162 194V195H161ZM171 194V195H170ZM176 194V195H175ZM250 194V195H249ZM262 194V196H261ZM10 195V196H9ZM36 195V196H35ZM60 195V197H59ZM76 197H75V196ZM90 195V196H89ZM102 195V196H101ZM116 198H115V196ZM125 195V196H124ZM161 195V196H160ZM196 195V196H195ZM200 195V197H199ZM256 197H255V196ZM16 196V197H15ZM22 196V197H21ZM73 196V197H72ZM83 196V197H82ZM97 196V197H96ZM99 196H101L99 198ZM104 196V197H103ZM127 197L124 199V197ZM158 196V198H157ZM162 199H160L159 198ZM166 196V197H165ZM172 197L171 200L169 197ZM178 196V197H177ZM185 196V197H184ZM189 196V197H188ZM238 196V197H237ZM243 196V197H241ZM252 198H251V197ZM75 197V198H74ZM78 197V198H77ZM123 199H122V198ZM129 197V201H128ZM139 197V198H138ZM145 197V199H143ZM147 197V198H146ZM168 197V198H167ZM176 197V198H173ZM197 197V198H196ZM250 197V198H249ZM263 197V199H262ZM5 198V199H4ZM17 198V199H16ZM61 198L63 199L61 201ZM68 198V199H67ZM71 198V199H70ZM73 198V199H72ZM84 198V200H83ZM89 198V199H88ZM93 198V199H92ZM110 198V200H109ZM135 198V199H134ZM141 198V199H140ZM178 198V199H177ZM184 198V199H183ZM191 198V199H190ZM196 198V199H195ZM262 199L261 201L258 199ZM11 199V200H10ZM13 199V200H12ZM78 199V200H77ZM82 199V200H81ZM95 199H97L95 201ZM101 199V200H100ZM106 199V200H105ZM122 199V201H121ZM139 199V200H138ZM158 199V201H156ZM183 199V200H182ZM202 200V202L200 200ZM206 199V200H203ZM253 199V201H252ZM259 201H258V200ZM43 200V201H42ZM72 200V201H71ZM108 200V201H107ZM113 200V201H112ZM115 200V201H114ZM119 200V201H118ZM124 200V201H123ZM165 200V201H164ZM168 200V201H166ZM178 200V201H176ZM182 200V201H181ZM197 200V201H196ZM210 200V201H209ZM39 201V202H38ZM43 203H42V202ZM85 201V202H84ZM100 201V202H99ZM102 201V202H101ZM104 201V202H103ZM109 202L108 203H106ZM112 201V202H111ZM139 201V202H138ZM141 201V202H140ZM151 201H154L153 203H150ZM161 201V203H160ZM164 201V202H163ZM195 201V202H194ZM209 201V202H208ZM225 201V203H224ZM227 201V202H226ZM244 201V202H243ZM251 201V203H250ZM258 203H257V202ZM15 204H13V203ZM67 202V203H66ZM69 202V204H68ZM78 202V204H77ZM80 202V203H79ZM87 202V203H86ZM129 202V203H128ZM148 202L147 207H145L146 203ZM156 202V203H155ZM158 202V203H157ZM170 202V203H168ZM179 202V203H178ZM188 202V203H187ZM248 202V203H247ZM253 202V203H252ZM17 203V204H16ZM38 203V204H37ZM90 203V204H89ZM99 205H98V204ZM107 205H106V204ZM116 203H120L119 205ZM138 206H137V204ZM206 203V204H205ZM210 203V204H209ZM257 203V204H255ZM10 204V205H9ZM44 204V205H43ZM76 204V205H75ZM80 204V205H79ZM97 204V205H96ZM101 204V205H100ZM113 204V205H112ZM123 204V205H122ZM131 204V205H130ZM155 207H153L152 205ZM157 206H155V205ZM160 204V205H159ZM167 204V205H166ZM179 207H178V205ZM187 204V205H186ZM252 204V205H250ZM42 205V206H41ZM47 205V206H46ZM104 205V206H103ZM118 205V206H117ZM136 205V206H135ZM152 207H151V206ZM159 205V206H158ZM177 205V206H176ZM191 205V206H190ZM195 205V206H194ZM263 205V207H262ZM70 206V207H66ZM76 206L78 209L76 210ZM82 206V207H79ZM88 206V207H87ZM110 206V207H109ZM114 206H117L116 208ZM121 206V207H120ZM124 206V207H123ZM130 206V207H129ZM182 206V207H180ZM184 206V207H183ZM186 206V207H185ZM190 206V208H189ZM230 206V207H229ZM248 206L250 207L248 209ZM254 206V207H253ZM260 208H259V207ZM102 207V208H101ZM104 207V208H103ZM128 211H127V208ZM133 207V209H132ZM141 207V208H140ZM149 207V209H148ZM151 207V208H150ZM158 207V208H157ZM162 207V208H161ZM168 207V208H167ZM176 207V208H173ZM193 209H192V208ZM229 207V208H228ZM258 207V208H257ZM26 208V209H25ZM69 208V209H68ZM89 208V209H87ZM95 208V210L93 209ZM111 208V209H110ZM115 208V209H114ZM126 208V209H125ZM131 208V210H130ZM135 208V209H134ZM137 208V209H136ZM163 211H161L160 210ZM165 208V209H164ZM183 208V209H182ZM210 208V209H209ZM247 208V209H246ZM9 209V210H8ZM82 209V210H81ZM93 209V211H92ZM123 209H125L123 211ZM141 209V210H140ZM145 209V210H144ZM188 209V210H187ZM191 211H190V210ZM209 209V212H208ZM236 209V211H235ZM255 209V210H254ZM261 209V210H260ZM30 210V211H29ZM58 210V211H57ZM85 210V211H84ZM91 210V211H90ZM105 210V211H104ZM114 210V211H113ZM122 210V211H121ZM152 212H151V211ZM166 210V211H165ZM178 210V211H177ZM182 210V211H181ZM193 210V211H192ZM197 210V211H196ZM252 210V214L249 213V211ZM62 211V212H61ZM75 211V212H74ZM108 211V212H107ZM111 211V212H110ZM139 211H141L139 213ZM166 214H165V212ZM176 211V212H175ZM183 211H185L183 213ZM190 211V212H189ZM222 211V212H221ZM230 211V212H229ZM242 211V212H241ZM259 211V212H258ZM48 212V213H47ZM81 212V213H80ZM95 212V213H94ZM128 212V213H127ZM137 212V213H136ZM144 212V213H143ZM145 212H148L150 214H147V216H150V220H147L149 218L144 217L146 215ZM158 212V214H157ZM160 212V213H159ZM175 212V213H174ZM241 212V213H240ZM249 214H248V213ZM256 212V214H255ZM6 213V214H5ZM17 213V214H16ZM54 213V214H53ZM58 213V214H57ZM60 213V214H59ZM73 213V214H72ZM79 213V214H78ZM109 213V214H108ZM138 213L140 214L138 216ZM156 213V214H154ZM164 217L163 216V214ZM171 213V214H170ZM179 213V214H178ZM192 213V214H191ZM240 213V214H239ZM259 213V214H258ZM46 214V215H45ZM53 214V215H52ZM98 214V216H97ZM107 214V215H106ZM113 214V215H112ZM120 214V215H119ZM126 214V215H124ZM142 214L144 215L142 218ZM175 214V215H174ZM182 214V215H181ZM208 214V215H207ZM214 215V217H212ZM3 215V216H2ZM5 215V216H4ZM8 215V216H7ZM32 215V217H30ZM89 215V216H88ZM94 215V216H93ZM154 215V216H153ZM176 217H174V216ZM187 215H190L189 217ZM200 215V216H199ZM234 215V216H233ZM245 215V216H244ZM249 215V219L248 216ZM14 216V217H13ZM40 216V217H39ZM45 216V217H44ZM48 216V217H47ZM76 216V217H75ZM80 216V217H79ZM97 216V217H96ZM102 216V217H100ZM135 216V217H134ZM148 216V217H149ZM153 216V217H152ZM179 216V218L177 217ZM183 219H182V217ZM209 216V217H208ZM237 216V217H236ZM241 216V217H240ZM260 216V217H259ZM262 216V217H261ZM34 217V218H33ZM56 217V218H55ZM68 217V218H67ZM109 217V219H108ZM130 217V219H129ZM152 217V218H151ZM169 217V218H168ZM173 217V218H171ZM181 217V218H180ZM188 219H187V218ZM243 217V219H242ZM252 217V218H251ZM5 218V219H4ZM8 218V219H7ZM82 220H80V219ZM112 218V219H111ZM154 218V219H153ZM162 218V219H161ZM167 218V219H166ZM176 218V219H175ZM225 218V219H224ZM237 218V219H236ZM241 218V219H240ZM245 218V219H244ZM255 218V219H254ZM23 219V220H22ZM65 219V220H64ZM129 219V220H128ZM141 221H139V220ZM173 219V220H171ZM236 219V220H235ZM263 221H262V220ZM15 222H14V221ZM85 220V221H84ZM96 220V221H95ZM110 220V221H109ZM114 220V221H112ZM123 220V221H122ZM129 222H127V221ZM133 220V221H131ZM146 220V223H145ZM163 220V221H162ZM167 222H166V221ZM176 220V221H175ZM184 220V221H182ZM244 220L245 223H244ZM255 222H254V221ZM258 222H257V221ZM260 220V221H259ZM63 221V222H62ZM77 221V223H75ZM85 223H84V222ZM93 221V222H92ZM105 221V222H104ZM120 221V222H119ZM144 221V223H143ZM170 221V222H169ZM172 221V222H171ZM177 223V221L180 223L175 225L173 224ZM236 221V222H235ZM243 221V222H240ZM42 222V223H41ZM96 222V224H95ZM107 222V223H106ZM111 222V223H109ZM164 222V225H163ZM166 222V223H165ZM191 224H189V223ZM248 225H247V223ZM260 222V224H258ZM13 223V224H12ZM93 223V224H92ZM126 225V226H124ZM127 223V224H126ZM143 223V224H142ZM155 223V224H154ZM194 223V226H193ZM236 223V224H234ZM242 223V224H241ZM253 223V224H252ZM256 223V224H255ZM32 224V225H31ZM36 224V225H35ZM74 224V225H73ZM107 224V225H106ZM109 224V225H108ZM113 226H112V225ZM130 224V225H128ZM141 224V225H140ZM146 224V225H145ZM152 224V225H151ZM170 224V225H169ZM183 224V225H182ZM228 224V225H227ZM246 224V225H245ZM16 225V226H15ZM34 225V226H33ZM44 225V227H43ZM60 225V226H59ZM76 225V226H75ZM103 225V226H102ZM111 225V226H110ZM121 227H120V226ZM136 225L139 226V228L136 227ZM13 226V227H12ZM38 226V227H37ZM41 226V227H40ZM82 226V227H81ZM105 226V227H104ZM116 226H118L116 228ZM134 226V227H132ZM145 226V229H144ZM164 226V227H163ZM172 226V227H171ZM183 226V228H182ZM190 226V227H189ZM251 226V228H250ZM23 227V228H22ZM84 227V228H83ZM86 227V228H85ZM112 227V229H111ZM115 227V228H114ZM136 227V228H135ZM148 227V228H147ZM162 227V229H161ZM169 229H168V228ZM171 227V228H170ZM180 227V228H179ZM193 229H192V228ZM197 229H196V228ZM240 227V228H239ZM262 229H261V228ZM5 228V229H4ZM20 228V229H19ZM22 228V229H21ZM72 228V229H71ZM123 228V229H122ZM131 228V229H130ZM134 228V229H133ZM155 228V229H154ZM157 228V229H156ZM165 228V229H164ZM167 228V230H166ZM208 228V229H207ZM9 229V230H8ZM19 229V230H18ZM116 229V231H115ZM128 229V230H127ZM138 229V230H137ZM140 229V230H139ZM153 229V230H151ZM231 229V230H230ZM234 229V230H233ZM7 230V231H6ZM26 230V231H25ZM67 230V231H66ZM76 230V231H75ZM151 230V231H150ZM156 232H155V231ZM158 230V231H157ZM176 232H175V231ZM192 230V231H191ZM200 230V231H199ZM257 230V231H256ZM36 231V232H35ZM39 231V232H38ZM47 231V232H46ZM50 231V232H49ZM74 231V233H73ZM115 231V232H114ZM120 231V232H119ZM123 231V232H122ZM126 231V232H125ZM131 231V232H130ZM160 231V232H159ZM167 231H169L167 233ZM179 231V232H178ZM182 233H181V232ZM184 231V233H183ZM195 231V232H194ZM198 231V232H197ZM205 231V232H204ZM5 232V233H4ZM16 232H18L16 234ZM78 232V233H77ZM130 232V233H129ZM134 232V233H133ZM146 234H145V233ZM147 232L149 234H147ZM164 232V233H163ZM175 232V233H174ZM13 233V234H12ZM62 233V234H61ZM119 233V234H118ZM122 233V234H121ZM133 233V234H132ZM141 233V235L139 234ZM162 235H160V234ZM167 233V234H166ZM173 233V234H171ZM179 233V235H177ZM191 233V235H190ZM231 233V234H230ZM238 233H240L238 235ZM246 233V234H245ZM7 234V235H6ZM43 234V235H42ZM121 234V235H120ZM137 234V235H136ZM151 234V235H150ZM164 234V237L162 238ZM183 234V235H182ZM188 234V235H186ZM194 234V235H193ZM204 234V235H203ZM215 236H214V235ZM6 237H4V236ZM11 235V236H10ZM40 235V236H39ZM90 235V236H89ZM95 235V236H94ZM115 235V237H114ZM118 235V236H116ZM125 235V237H124ZM144 235V236H143ZM150 235V237H149ZM169 235V236H168ZM195 235H200V236H195ZM205 238H203V236ZM206 235V236H205ZM236 235V237L234 236ZM238 235V236H237ZM250 235V236H249ZM262 235V236H261ZM8 236V237H7ZM39 236V237H38ZM42 236V237H41ZM71 236V237H70ZM80 238H79V237ZM121 236V237H120ZM129 236V238H128ZM148 236V237H147ZM158 236V237H157ZM202 236V237H201ZM11 237V239H10ZM66 237V239H65ZM127 237V238H126ZM143 237V238H142ZM153 237V238H152ZM155 237H157L155 239ZM161 237V238H160ZM184 237V238H183ZM195 237V238H194ZM233 237V238H232ZM263 237V238H261ZM4 238V239H3ZM42 238V239H41ZM47 238V239H46ZM76 238V239H75ZM94 238V239H93ZM98 238H100L98 240ZM117 238V239H116ZM119 238V239H118ZM133 238V239H132ZM147 238V239H146ZM152 238V239H150ZM179 238V239H177ZM191 238V239H189ZM199 238V239H198ZM203 238V239H202ZM207 238V239H206ZM222 238V239H221ZM231 238V240H229ZM9 239V240H8ZM53 239H56L55 241ZM81 239V240H80ZM139 239V240H137ZM149 239V240H148ZM160 239V240H159ZM167 241H166V240ZM171 239H173L171 242ZM202 239V241H201ZM207 240V241H204ZM211 239V240H210ZM218 239V240H217ZM239 239V240H238ZM244 239V240H243ZM247 239V240H246ZM261 239H263L261 241ZM10 243V242H12ZM49 240V241H47ZM116 242H115V241ZM121 242H120V241ZM136 240V241H135ZM164 240V241H163ZM183 240V241H182ZM186 240V241H185ZM197 240V241H196ZM209 240V241H208ZM236 240V241H235ZM242 240V241H241ZM246 240V241H245ZM254 240V242H253ZM256 240V241H255ZM260 240V241H259ZM64 241V242H63ZM84 241V242H83ZM111 241V242H110ZM138 241V242H137ZM154 241L156 245L154 244ZM162 241V242H161ZM182 241V242H180ZM215 241V242H214ZM224 241V242H223ZM40 242V243H39ZM48 242V243H47ZM75 242V243H74ZM113 242V244H112ZM145 242V243H144ZM147 242V244H146ZM168 242V243H167ZM174 242L176 244H174ZM179 242V243H178ZM243 242V243H242ZM249 242V243H248ZM38 243V244H36ZM50 243V244H49ZM53 243L54 245H52ZM80 243V244H79ZM86 245H85V244ZM92 243V244H91ZM107 243V245H106ZM118 243V244H117ZM138 243V245H137ZM149 243V244H148ZM153 243V244H152ZM164 243V244H163ZM209 243V244H207ZM216 243V244H215ZM230 243V244H229ZM237 243V244H235ZM254 243V244H253ZM41 246H40V245ZM79 244V245H78ZM109 244V245H108ZM121 244V245H120ZM144 244V245H143ZM241 244V245H240ZM247 244V245H246ZM256 244V245H255ZM9 246L5 248V246ZM13 245V246H12ZM31 245V246H30ZM33 245V246H32ZM49 245V246H48ZM58 247H57V246ZM76 245H78L76 247ZM82 245V246H81ZM91 245V246H90ZM94 245V246H93ZM129 245L128 247H126ZM137 245V246H134ZM143 245V246H142ZM261 245V246H260ZM4 246V247H3ZM54 246V247H52ZM71 246V247H70ZM94 248H93V247ZM100 246V248H99ZM105 246V247H104ZM148 246V247H147ZM149 246L151 248H149ZM153 246V247H152ZM182 246V247H181ZM245 246V247H243ZM3 247L2 251L1 248ZM24 247V248H23ZM41 247V248H38ZM47 247V249H46ZM63 247V248H62ZM73 247V248H72ZM75 247V248H74ZM170 247V248H169ZM208 247V248H207ZM217 247V248H216ZM240 247V248H239ZM254 247V248H253ZM52 250H49V249ZM54 248V249H53ZM82 248V249H81ZM131 248V250H130ZM136 248V249H135ZM156 248V249H155ZM165 248V249H164ZM196 248V249H194ZM198 248V249H197ZM230 248V249H229ZM237 248V249H236ZM239 248V249H238ZM253 248V249H252ZM260 248V250H259ZM8 249V250H7ZM18 249H20L18 251ZM34 249V250H33ZM36 249V250H35ZM78 249V250H77ZM117 249V250H116ZM141 249V250H139ZM145 249V250H144ZM152 249V250H151ZM159 249V250H158ZM160 249L162 251H160ZM175 249V250H174ZM192 252H190L191 250ZM244 249V250H243ZM252 249V250H251ZM259 253H257V251ZM42 250V251H41ZM61 250V251H60ZM77 250V252H76ZM81 250V251H80ZM84 250V252H83ZM86 250V251H85ZM89 250V251H87ZM113 250V252H112ZM120 250V251H119ZM125 250V251H124ZM155 252H154V251ZM166 251V253L164 252ZM226 250V251H225ZM36 251V252H35ZM119 251V252H118ZM122 251H124L122 253ZM150 251V252H149ZM168 251V252H167ZM179 251V252H178ZM238 251V252H236ZM243 251V252H242ZM255 251V252H254ZM262 251V252H261ZM9 252V253H8ZM15 252V253H14ZM30 254H29V253ZM72 252V253H71ZM110 255H109V253ZM130 252V253H129ZM136 253L134 255V253ZM161 252V253H160ZM216 252V253H215ZM224 252V253H223ZM242 252V253H241ZM248 252H250L248 255ZM7 253V254H6ZM18 253V255H17ZM36 253V254H35ZM39 253V255H38ZM58 253V254H57ZM86 255H85V254ZM108 253V256L107 254ZM127 253V254H126ZM139 253V254H138ZM165 253V255H164ZM168 253V254H167ZM171 253V254H170ZM175 253V254H173ZM199 253V255H197ZM212 253V254H211ZM253 253V254H252ZM2 254V255H1ZM6 254V255H5ZM9 254V255H8ZM81 254V255H80ZM153 254V255H152ZM155 254V255H154ZM160 254V256H159ZM167 254V255H166ZM205 254V255H203ZM215 254L217 257H215ZM13 257H12V256ZM27 255V257H26ZM36 255V257H35ZM42 255V256H41ZM56 255V257H55ZM66 255V257H65ZM104 258H103V256ZM163 255V256H162ZM197 255V256H196ZM211 257H210V256ZM222 255V256H221ZM246 255L245 257H243ZM41 256V257H40ZM54 256V257H53ZM62 256V258H61ZM152 256V257H151ZM159 258H157V257ZM162 256V257H161ZM166 256V257H165ZM169 256V257H168ZM194 256V257H193ZM219 256V257H218ZM232 256V257H230ZM3 257V258H2ZM12 257V258H11ZM83 257V258H82ZM107 257V258H106ZM148 257V258H147ZM150 257V259H149ZM156 257V258H155ZM177 257V258H176ZM180 257V258H179ZM188 257V258H187ZM196 257V258H195ZM200 257V258H199ZM208 257V258H207ZM223 257V258H222ZM2 258V259H1ZM36 258V259H35ZM46 258V259H45ZM71 261H70V259ZM129 258V260H128ZM141 258V260H140ZM175 260H173V259ZM187 262H184L185 260ZM198 258V259H197ZM202 258H204L202 260ZM42 259V260H41ZM44 259V261H43ZM101 259V260H100ZM110 259V260H109ZM158 259V260H157ZM207 259V260H206ZM211 259V260H210ZM217 259V260H216ZM221 259V260H220ZM23 260V262H22ZM29 262H28V261ZM31 260V261H30ZM32 260L34 262H32ZM39 260V261H38ZM65 260V262H64ZM74 260V261H73ZM112 260V262H111ZM128 260V261H126ZM134 260V262H133ZM143 260V261H142ZM161 260V261H160ZM164 260V261H163ZM181 262H180V261ZM192 260V261H191ZM197 260V261H196ZM19 261V262H18ZM25 261V262H24ZM73 261V262H72ZM110 261V262H109ZM132 261V262H131ZM138 261V262H136ZM140 261V262H139ZM215 261V262H214ZM6 262V263H5ZM21 262V263H20ZM32 262V263H31ZM43 262V263H41ZM69 262V263H67ZM72 262V263H71ZM75 262V263H74ZM143 262V263H142ZM145 262V263H144ZM177 262V263H176ZM183 262V263H182ZM202 263V264H203Z\"/></svg>",
    "mask_w": 264,
    "mask_h": 264
},
{
    "label": "bare ground",
    "instance_id": "2",
    "mask_svg": "<svg viewBox=\"0 0 264 264\" xmlns=\"http://www.w3.org/2000/svg\"><path fill=\"white\" fill-rule=\"evenodd\" d=\"M10 1H11V0H10ZM57 1H58V0H57ZM70 1H71V0H70ZM72 1H73V0H72ZM72 1H71V2H72ZM74 1H75V0H74ZM81 1H82V0H81ZM85 1H86V0H85ZM110 1H111V0H110ZM138 1H139V0H138ZM155 1H156V0H155ZM163 1H165L166 3H168L167 0H163ZM174 1H175V0H174ZM176 1H178V0H176ZM183 1H185V0H183ZM212 1H213V0H212ZM235 1H236V0H235ZM238 1H239V0H238ZM253 1H254V0H253ZM261 1L264 2V0H261ZM4 2H5V0H4ZM7 2H8V1H7ZM71 2H70V3H71ZM79 2H80V1H79ZM83 2H84V1H83ZM118 2H119V1H118ZM171 2H172V0H171ZM171 2H169V3H171ZM178 2H179V1H178ZM178 2H177V3H178ZM181 2H182V0H181ZM191 2L193 3V1H191ZM191 2H190V3H191ZM222 2H223V1H222ZM236 2H237V1H236ZM254 2H255V1H254ZM256 2H257V1H256ZM263 2H258V3H262V4H263ZM19 3L21 4V2H19ZM28 3H29V2H28ZM56 3H57V2H56ZM56 3H55V6H56ZM67 3H68V2H67ZM80 3H81V2H80ZM80 3H79V4H80ZM87 3H88V2H87ZM91 3H92V1H91ZM91 3H90V4H91ZM135 3H136V2H135ZM142 3H143V2H141V5H142ZM154 3H156V2H154ZM160 3H161V2H160ZM169 3H168V4H169ZM172 3H174V2H172ZM198 3H199V2H198ZM200 3H201V2H200ZM200 3H199V5H200ZM213 3H214V2H213ZM218 3H219V2H218ZM238 3H239V2H238ZM238 3H237V5H238ZM245 3H246V2H245ZM249 3H250V2H249ZM258 3H256V4H258ZM0 4H1V3H0ZM42 4H43V3H42ZM51 4H52V3H51ZM76 4H77V3H76ZM85 4H86V3H85ZM103 4H104V3H103ZM144 4H145V3H144ZM148 4H150V3H148ZM152 4H153V3H152ZM152 4H151V5H152ZM183 4H184V3H183ZM211 4H212V3H211ZM211 4H210V5H211ZM220 4H221V3H220ZM233 4H235V3H233ZM233 4L230 3V5H231V7H232V10H233V9L235 10V7H236V6L233 8V6H232ZM254 4H255V3H254ZM44 5H45V4H44ZM48 5H49V4H48ZM64 5H65V4H64ZM82 5H83V3H82ZM104 5H105V4H104ZM106 5H107V4H106ZM109 5H110V4H109ZM109 5H108V8H110ZM136 5H137V4H136ZM139 5H140V4H139ZM139 5L136 6V7H138V9H139ZM158 5H159V4H158ZM158 5H157V6H158ZM161 5H162V4H161ZM164 5H165V4H164ZM169 5H170V4H169ZM169 5H168V8L171 7V6H169ZM175 5H176V4H175ZM181 5H182V4H181ZM228 5H229V3H228ZM239 5L241 6L240 3H239ZM239 5H238V6H239ZM246 5H247V4H246ZM246 5H245V6H246ZM263 5H264V4H263ZM14 6H15V5H14ZM27 6H28V5H27ZM32 6H33V5H32ZM45 6H46V5H45ZM78 6H79V5H78ZM84 6H85V5H84ZM97 6H98V5H97ZM147 6H148V5H147ZM190 6H191V5H190ZM197 6H198V5H197ZM220 6H221V5H220ZM220 6H219V7H220ZM240 6H239V7H240ZM37 7H38V6H37ZM46 7H47V6H46ZM60 7H61V5H60ZM60 7H59V8H60ZM69 7H72V6H69ZM76 7H77V6H75V10H76ZM89 7H90V6H89ZM103 7H104V6H103ZM106 7H107V6H106ZM112 7H113V6H112ZM158 7H159V6H158ZM164 7H165V6H164ZM164 7H163V8H164ZM180 7H181V6H180ZM200 7H201V6H200ZM200 7H199V8H200ZM206 7H207V5H206ZM217 7H218V6H217ZM223 7H225V5H224ZM259 7H260V6H259ZM2 8H3V7H2ZM8 8H9V7H8ZM33 8H34V6H33ZM53 8H55V7H53ZM53 8H52V9H53ZM61 8H62V7H61ZM96 8H97V7H96ZM134 8H135V7H134ZM140 8H141V7H140ZM148 8H149V7H148ZM154 8H155V7H154ZM163 8H162V9H163ZM173 8H174V6H173ZM190 8H192V7H190ZM202 8H203V7H202ZM228 8L230 9V7H228ZM237 8H238V7H237ZM244 8H245V7H244ZM244 8H243V9H244ZM247 8H248V5H247L246 9H247ZM255 8H256V6H255ZM255 8H252V9L255 10ZM0 9H1V8H0ZM29 9H30V8H29ZM41 9H42V8H41ZM44 9H46V8H44ZM57 9H58V7H57ZM79 9H81V7H79ZM79 9H78V10H79ZM86 9H87V8H86ZM101 9H103V8H101ZM101 9H100V10H101ZM104 9H106V8H104ZM112 9H113V8H112ZM143 9H144V8H143ZM143 9H142V11H143L144 13H145L146 10H150V9H146V10H143ZM156 9H157L156 11H158V8H156ZM162 9H161V10H162ZM222 9H223V8H222ZM222 9L220 8V10H222ZM224 9H227V8H224ZM229 9H227V11H228ZM238 9H239V8H238ZM238 9H237V10H238ZM246 9H245V10H246ZM20 10H21V9H20ZM48 10H49V9H48ZM66 10H67V8H66ZM71 10H73V9H71ZM71 10H69V11H71ZM75 10H74V11H75ZM170 10H171V9H170ZM174 10H175V9H174ZM174 10H173V11H174ZM198 10H199V9H198ZM202 10H203V9H202ZM202 10H201L200 12H202ZM230 10H231V9H230ZM230 10H229V11H230ZM237 10L235 11L236 13H237ZM259 10H260V9H259ZM55 11H57V10H55ZM59 11H60V10H59ZM59 11H58V12H59ZM61 11H62V10H61ZM83 11H84V9H83ZM83 11H82V12H83ZM92 11H93V10H92ZM120 11H121V10H120ZM128 11L130 12V10H128ZM139 11H140V10H139ZM156 11H155V12H156ZM167 11H169V10H167ZM179 11H180V8H179ZM181 11H182V10H181ZM186 11H187V9H186ZM186 11H182V12H185V13H186ZM190 11H191V10H190ZM190 11H189V12H190ZM204 11H205V10H203V12H204ZM227 11H225V12H227ZM229 11H228V12H229ZM240 11H242V8L240 9ZM240 11H239V12H240ZM15 12H16V11H15ZM18 12H19V11H18ZM18 12H17V13H18ZM24 12H25V11H24V9H23V13H24ZM72 12H73V11H72ZM76 12L78 13V11H76ZM88 12H89V11H88ZM101 12H102V11H101ZM123 12H124V11H123ZM155 12H154V13H155ZM164 12H166V11H164ZM187 12H188V11H187ZM195 12H196V11H195ZM195 12H194V13H195ZM200 12H198V13H200ZM223 12H224V10H223ZM233 12H234V11H233ZM37 13H38V12H37ZM53 13H54V12H53ZM60 13H61V12H60ZM107 13H109V12H107ZM111 13H112V12H111ZM127 13H128V12H127ZM130 13H131V12H130ZM130 13H128V14L130 15ZM141 13H142V12H141ZM152 13H153V12H152ZM159 13H160V11H159ZM162 13H163V12H162ZM173 13H174V12H173ZM208 13H209V11H208ZM236 13H235V14H236ZM246 13H247V12H246ZM253 13H254V12H253ZM1 14H2V13H1ZM20 14H21V13H20ZM26 14H27V13H26ZM33 14H34V13H33ZM33 14H32V15H33ZM41 14H42V13H40V15H41ZM62 14H63V13H62ZM62 14H61V15H62ZM67 14H68V13H67ZM82 14L85 15L84 13H82ZM96 14H97V13H96ZM100 14H101V13H100ZM116 14H117V13H116ZM119 14H122V13H119ZM147 14H148V15H152L151 12H150V14L147 12ZM163 14H164V13H163ZM166 14H167V13H166ZM168 14H170V13H168ZM175 14H176V13H175ZM178 14H179V13H178ZM206 14H207V13H206ZM219 14H220V11H219ZM222 14L224 15L225 13H222ZM231 14L234 15V13H231ZM247 14H249V13H247ZM247 14H245V15H247ZM263 14H264V13H263ZM15 15H16V14H15ZM35 15H37V14H35ZM35 15H34V16H35ZM56 15H57V14H56ZM63 15L65 16V14H63ZM70 15H72V13H71ZM73 15H74V14H73ZM79 15H80V14H79ZM83 15H82V16H83ZM104 15H105V14H104ZM106 15H108V14H106ZM111 15H112V14H111ZM126 15H127V14H126ZM138 15H139V13H138ZM138 15H137V16H138ZM143 15H144V14H143ZM192 15H193V19H194V14H192ZM207 15H208V14H207ZM213 15L215 16V13H214ZM216 15H217V14H216ZM223 15H222V17H223ZM226 15H227V13H226ZM228 15H230V14L228 13ZM233 15H232V16H233ZM237 15H238V14H237ZM249 15H250V14H249ZM253 15H254V14H253ZM2 16H3V15H2ZM23 16H24V15H23ZM25 16H26V15H25ZM41 16H43V15H41ZM47 16H49V15H47ZM68 16H69V14H68ZM75 16L77 17V15H75ZM85 16H86V15H85ZM85 16H84V17H85ZM117 16H118V15H117ZM119 16H121V15H119ZM123 16H124V15H123ZM132 16H133V15H132ZM132 16H131V17H132ZM134 16H135V14H134ZM140 16H141V15H140ZM162 16H163V15H162ZM187 16H189V15L187 14ZM187 16H186V17H187ZM219 16H221V15H219ZM234 16H235V15H234ZM234 16H233V17H234ZM250 16H252V14H251ZM255 16H256V15H255ZM257 16H258V15H257ZM257 16H256V17H257ZM261 16H262V15H261ZM0 17H1V16H0ZM14 17H15V16H14ZM20 17H21V16H20ZM26 17H27V16H26ZM52 17H53V16H52ZM99 17H100V16H99ZM99 17H98V18H99ZM126 17H129V16L127 15ZM126 17H125V18H126ZM142 17H143V16H142ZM148 17H149V16H148ZM155 17H156V16H155ZM155 17H154V18H155ZM158 17H159V16H158ZM186 17H185V19H186ZM190 17H191V16H190ZM201 17H202V16H201ZM201 17H200V18H201ZM205 17H206V16H205ZM205 17H203L204 20H205ZM216 17H217V16H216ZM216 17H215V18H216ZM229 17H230V16H229ZM246 17H248V16H246ZM3 18H4V17H3ZM10 18H11V16H10ZM21 18L23 19V17H21ZM31 18H32V17H31ZM42 18H43V17H42ZM61 18H62V17H61ZM66 18H67V15H66ZM82 18H83V17H82ZM86 18H87V17H86ZM94 18H95V17H94ZM94 18H93V19H94ZM125 18H124V20H125ZM134 18L136 19L137 17L135 16ZM134 18H133V19H134ZM149 18H150V17H149ZM151 18H152V17H151ZM168 18H169V20L171 19L170 17H168ZM172 18H173V17H172ZM180 18L182 19V17H180ZM180 18H179V20H180ZM191 18H192V17H191ZM207 18H208V17H207ZM212 18H213V20H214V17H212ZM212 18H211V19H212ZM217 18H218V17H217ZM220 18H221V17H220ZM224 18H225V17H224ZM230 18H231V17H230ZM257 18H258V17H257ZM257 18H256V19H257ZM261 18H262V17H261ZM34 19H36V16H35ZM43 19H45V18H43ZM50 19H51V18H50ZM53 19H54V17H53ZM76 19H77V18H76ZM87 19H88V18H87ZM91 19H92V18H91ZM95 19H96V18H95ZM95 19H94V20H95ZM112 19H113V18H112ZM112 19H111V20H112ZM121 19H122V16H121ZM121 19H119V20H121ZM129 19H130V18H129ZM131 19H132V18H131ZM144 19H145V18H144ZM155 19H156V18H155ZM197 19H198V18H197ZM234 19H235V18H234ZM253 19H255V17H253ZM4 20H5V19H4ZM38 20H39V19H38ZM48 20H49V19H48ZM57 20H58V19H57ZM60 20L62 21V19H60ZM66 20H67V19H66ZM71 20H72V19H71ZM77 20H78V19H77ZM89 20H90V18H89ZM89 20H88V21H89ZM136 20H137V19H136ZM136 20H135V21H136ZM141 20H142V19H140V20L138 21L139 24H140V21H141ZM146 20H147V18H146ZM150 20H153V19H150ZM165 20H166V19H165ZM165 20H164V23L167 22V21H165ZM167 20H168V19H167ZM169 20H168V21H169ZM172 20H173V19H172ZM174 20H175V19H174ZM225 20H226V19H224V21H225ZM243 20H244V19H243ZM251 20H252V19H251ZM19 21H20V20H19ZM30 21H31V20H30ZM39 21H41V20H39ZM44 21H45V20H44ZM55 21H56V19H55ZM68 21H69V19H68ZM73 21H74V20H73ZM78 21H79V20H78ZM104 21H105V19L103 20V22H104ZM126 21H128V19L125 20V23H126ZM129 21H130V20H129ZM133 21H134V20H133ZM147 21H148V20H147ZM153 21H154V20H153ZM153 21H152V22H153ZM156 21H157V20H156ZM161 21H162V20H161ZM170 21H171V20H170ZM177 21H178V20H177ZM177 21H176V22H177ZM182 21H183V20H182ZM192 21H193V20H192ZM194 21H196V20H194ZM208 21H209V20H208ZM216 21H217V20H216ZM221 21H222V18H221ZM230 21H231V20H230ZM230 21L227 22V20H226L225 23L227 22V23L230 24ZM10 22H11V21H10ZM13 22H14V21H13ZM21 22H22V21H21ZM46 22H47V21H46ZM46 22H45V23H46ZM51 22H52V21H51ZM63 22H64V21H63ZM71 22H72V21H71ZM71 22H69V23H71ZM81 22H82V21H81ZM85 22H86V21H85ZM100 22L102 23V21H100ZM105 22H106V21H105ZM109 22H110V21H109ZM109 22H108V23H109ZM114 22H115V21H114ZM118 22H119V21H118ZM118 22H116V24H117ZM130 22H132V21H130ZM141 22H142V21H141ZM149 22H150V21H149ZM149 22H148V23H149ZM152 22H151V23H152ZM157 22H158V21H157ZM173 22H174V21H173ZM173 22H172V23H173ZM180 22H181V21H180ZM188 22H189V19H188ZM202 22H203V21H202ZM202 22L200 21L199 23H202ZM209 22H210V23H209ZM209 22H208L209 24L213 25V24H212V21H209ZM249 22H250V21H249ZM252 22H254V21H252ZM257 22H259V21H257ZM260 22H261V21H260ZM58 23H59V22H58ZM66 23H67V21H66ZM91 23H92V21H91ZM94 23H95V22H94ZM98 23H99V21H98ZM108 23H107V24H108ZM159 23H160V21H159ZM161 23H162V22H161ZM164 23H162V24H164ZM170 23H171V22H170ZM172 23H171V24H172ZM177 23H178V22H177ZM183 23H184V22H183ZM193 23H194V22H193ZM213 23H214V22H213ZM220 23H221V22H220ZM231 23H232V21H231ZM237 23H238V22H237ZM242 23H243V22H242ZM245 23H246V22H245ZM255 23H256V20H255ZM263 23H264V21H263ZM16 24H17V23H16ZM50 24H51V23H50ZM60 24H61V23H60ZM82 24H83V22H82ZM95 24H96V27H98V26H97V22H96ZM121 24H122V23H121ZM123 24H124V23H123ZM129 24H131V23H129ZM153 24H154V23H153ZM157 24H158V23H157ZM165 24H166V23H165ZM171 24H170V25H171ZM181 24H182V23H181ZM187 24H188V23H187ZM191 24H192V23H191ZM191 24H190V25H191ZM194 24H195V23H194ZM204 24H205V23H204ZM214 24H215V23H214ZM216 24H218V23H216ZM232 24L234 25L235 23H232ZM238 24H239V23H238ZM240 24H241V23H240ZM240 24H239V26H240ZM250 24H251V23H250ZM259 24H260V23H259ZM39 25H40V24H39ZM53 25H54V24L52 23V26H53ZM63 25H64V24H63ZM101 25H102V24H100L99 26H101ZM105 25H106V24H105ZM109 25H111V24L109 23ZM119 25H120V24H119ZM127 25H128V24H126L125 26L127 27ZM143 25H144V24H143ZM143 25H139V26H143ZM145 25H146V24H145ZM172 25H173V24H172ZM175 25H176V24H175ZM175 25H174V27H176ZM177 25H179V24H177ZM200 25H201V24H200ZM200 25H199V26H200ZM222 25H223V24H222ZM230 25H231V24H230ZM233 25H232V26H233ZM246 25H248V24H246ZM29 26H31V25H29ZM34 26H35V25H34ZM52 26H50V27L52 28ZM57 26H58V25H57ZM57 26H56V27H57ZM66 26H67V25H66ZM88 26H90V25H88ZM91 26L95 27L94 24H93V25L91 24ZM116 26H117V25H116ZM120 26H121V25H120ZM132 26H133V25H132ZM135 26H136V25H135ZM153 26H154V25H153ZM155 26H156V25H155ZM161 26H162V25H161ZM187 26H188V25H187ZM192 26H193V25H192ZM207 26H209V25L207 24ZM213 26L215 27V25H213ZM213 26H212V27H213ZM218 26H219V25H218ZM227 26H228V25H227ZM234 26H235V25H234ZM250 26H251L252 28L254 27V26H252V25H250ZM54 27H55V26H54ZM56 27H55V28H56ZM81 27H82V26H81ZM101 27H102V26H101ZM104 27H105V26H104ZM104 27H103V28H104ZM111 27H112V26H111ZM114 27H115V26H114ZM114 27H113V28H114ZM121 27H122V26H121ZM121 27H120V28H121ZM123 27H124V26H123ZM129 27H130V26H129ZM148 27H149V26H148ZM181 27H182V25H181ZM181 27H180V25H179L178 28H181ZM197 27H198V26H197ZM204 27H206V26H204ZM214 27H213L212 29H214ZM228 27H230V26H228ZM237 27H238V26H237ZM240 27H241V26H240ZM240 27H238V29H239ZM245 27H246V26H245ZM256 27H257V26H256ZM260 27H261V26H260ZM263 27H264V25H263ZM263 27H262V28H263ZM21 28H22V27H21ZM28 28H29V27H28ZM32 28L34 29V27H32ZM40 28H41V27H40ZM45 28H46V27H45ZM70 28H72V27H70ZM82 28H83V27H82ZM88 28L91 29L92 27H91V28L88 27ZM108 28H109V27H108ZM115 28H118V26L115 27ZM137 28H138V26H137ZM143 28L145 29V27H143ZM154 28H156V27H154ZM186 28H187V27H186ZM194 28H195V25H194ZM201 28H202V26L200 27V29H201ZM207 28H208V27H207ZM225 28L227 29V27H224V29H222V27H221L222 30H225ZM233 28H234V27H233ZM6 29H7V28H6ZM6 29H5V30H6ZM16 29H17V28H16ZM19 29H20V28H19ZM35 29H36V28H35ZM35 29H34V30H35ZM37 29H38V28H37ZM43 29H44V28H43ZM46 29H48V28H46ZM79 29H80V28H79ZM99 29H100V28H99ZM135 29H136V28H135ZM141 29H142V28H141ZM146 29H147V28H146ZM157 29H159V28L157 27ZM171 29H172V26H171ZM181 29H183V28H181ZM192 29H193V27H192V28L190 27V30H192ZM196 29H197V28H195L194 30H195L196 32H198L199 29H197V30H196ZM212 29H211V30H212ZM230 29H231V31H232V27H231ZM238 29H237V30H238ZM246 29H247V28H246ZM254 29H255V28H253L252 30H254ZM1 30H2V29H1ZM29 30H30V29H29ZM53 30H54V29H53ZM62 30H63V29H61V31H62ZM112 30L114 31V29H111L110 31L112 32ZM116 30H117V29H116ZM119 30H120V29H118V31H119ZM139 30H140V29H139ZM161 30H162V29H161ZM164 30H165V28H164ZM172 30H173V29H172ZM187 30H188V29H187ZM202 30H203V29H202ZM202 30L200 31V33L202 32ZM215 30H216V28H215ZM227 30H228V29H227ZM240 30H241V28H240ZM244 30H245V29H244ZM258 30H260V29H259V26H258ZM261 30H262V29H261ZM10 31H11V30H10ZM42 31H43V30H42ZM51 31H52V30H51ZM51 31H50V32H51ZM59 31H60V30H59ZM84 31H86V30H84ZM98 31H99V30H98ZM98 31H96V32H98ZM100 31H101V30H100ZM120 31H121V30H120ZM144 31H145V30H144ZM147 31H148V30H147ZM155 31H156V29H155ZM157 31H158V30H157ZM162 31H163V30H162ZM162 31H161V32H162ZM166 31H167V30H166ZM178 31H179V30H178ZM181 31H182V30H181ZM195 31H193V32H195ZM203 31H204V30H203ZM207 31H208V30H207ZM218 31H219V29H218ZM228 31H229V30H228ZM25 32H26V31H25ZM27 32H28V31H27ZM30 32H31V31H30ZM86 32H87V31H86ZM92 32H93V31H92ZM94 32H95V29H94ZM123 32H124V31H123ZM139 32L141 33V31H139ZM161 32H160V33H161ZM163 32H164V31H163ZM169 32H170V30H169ZM169 32H167V33H169ZM186 32H187V31H186ZM196 32H195V33H196ZM214 32H215V31H214ZM224 32H225V31H224ZM224 32H223V34H224ZM229 32H230V31H229ZM233 32H234V31H233ZM236 32L238 33L239 31H236V30H235V33H236ZM240 32H241V31H240ZM253 32H254V31H253ZM258 32H259V31H258ZM54 33H55V32H54ZM57 33H58V32H57ZM59 33H60V32H59ZM59 33H58V34H59ZM81 33L83 34V32H81ZM87 33H88V32H87ZM108 33H109V31H108ZM129 33H130V32H129ZM147 33H148V32H147ZM152 33H153V32H152ZM154 33H155V32H154ZM154 33H153V34H154ZM170 33H172V31H171ZM170 33H169L168 35H170ZM176 33H177V32H175V34H176ZM187 33H189V32H187ZM191 33H192V32H191ZM204 33H205V32H204ZM208 33H209V31H208ZM208 33H207V34H208ZM221 33H222V32H221ZM241 33H242V32H241ZM245 33H246V31L244 32V34H245ZM263 33H264V32H263ZM263 33H262V34H263ZM3 34H4V33H3ZM33 34H34V33H33ZM36 34H37V33H36ZM38 34H39V33H38ZM44 34H45V33H44ZM51 34H53V33H51ZM91 34H92V33H91ZM101 34H102V33H101ZM101 34H100V35H101ZM122 34H123V33H122ZM130 34H131V33H130ZM148 34H149V33H148ZM148 34H147V35H148ZM150 34H151V33H150ZM165 34H166V32H165ZM172 34H173V33H172ZM172 34H171V35H172ZM183 34H185V32H184ZM189 34H190V33H189ZM196 34H197V33H196ZM259 34H260V33H259ZM259 34H258V35H259ZM9 35H10V34H9ZM9 35H8V36H9ZM18 35H19V34H18ZM21 35H22V34H21ZM31 35H32V32H31ZM53 35H54V34H53ZM83 35H84V37H86L87 34H86V35L83 34ZM97 35H99V34H97ZM100 35H99V36H100ZM103 35H104V34H103ZM105 35H106V33H105ZM108 35H111V34H108ZM112 35H113V34H112ZM115 35H118V34L115 33ZM115 35H114V36H115ZM119 35H120V34H119ZM125 35H127L126 32H125ZM138 35H139V34H138ZM138 35H137V37L141 36V34H140L139 36H138ZM151 35H152V34H151ZM160 35H161V34H160ZM163 35H164V33H163ZM166 35H167V34H166ZM177 35H178V34H177ZM191 35H192V34H191ZM203 35H204V34H203ZM210 35H211V34H210ZM227 35H228V34H227ZM227 35H226V32H225V36H227ZM229 35H231V37L235 35V37L237 38V34H234V35L229 34ZM239 35H240V34H238V36H239ZM245 35H246V34H245ZM253 35H254V34H253ZM3 36H4V35H3ZM22 36H23V35H22ZM54 36H55V35H54ZM54 36H53V37H54ZM60 36H61V35H60ZM130 36H131V35H130ZM132 36H133V34H132ZM161 36H162V35H161ZM192 36H193V35H192ZM199 36H200V34H199ZM208 36H209V35H208ZM212 36H214V38H215V34L212 35ZM240 36H241V35H240ZM249 36H250V35H249ZM9 37H10V36H9ZM35 37H36V36H35ZM43 37H45V36L43 35ZM49 37H50V36H49ZM79 37H80V36H79ZM81 37H82V35H81ZM84 37H83V38H84ZM91 37H92V36H91ZM116 37H117V36H116ZM118 37H119V36H118ZM120 37H121V35H120ZM127 37H128V36H127ZM151 37H153V35H152ZM162 37H163V36H162ZM162 37H161V38H162ZM164 37H166V36H164ZM186 37H187V36H186ZM186 37H185V38H186ZM189 37H190V36H189ZM200 37H202V34H201ZM200 37H199V38H200ZM209 37H210V36H209ZM231 37H230V38H231ZM257 37H259V36H257ZM261 37H263V39H264V36H260V38H261ZM40 38H41V37H40ZM46 38H47V37H46ZM72 38H73V37H72ZM112 38H113V37H112ZM139 38H140V37H139ZM141 38H142V37H141ZM148 38H149V37H148ZM148 38H147V39H148ZM154 38H155V37H154ZM157 38H158V35H157ZM167 38H168V37H167ZM170 38H172V39H170V40H173V37H170ZM181 38H184V37L181 36ZM185 38H184V39H185ZM190 38H191V37H190ZM197 38H198V37H197ZM204 38H206V37H204ZM218 38H219V37H218ZM223 38H224V36H223ZM239 38L242 39L243 37L241 36V37H239ZM244 38H245V37H244ZM244 38H243V39H244ZM0 39H1V38H0ZM5 39H6V38H5ZM9 39H10V38H9ZM49 39H50V38H49ZM73 39H74V38H73ZM73 39H72V40H73ZM78 39H79V38H78ZM78 39H75V40H78ZM80 39H81V38H80ZM80 39H79V40H80ZM106 39H107V38H106ZM119 39H120V38H119ZM119 39H118V40H119ZM124 39H126V38H124ZM150 39H151V38H150ZM155 39H156V38H155ZM159 39H160V38H159ZM174 39H175V38H174ZM191 39H192V38H191ZM208 39H209V38H208ZM216 39H217V37H216ZM216 39H215V41H214V40H213V41H214V42H217ZM226 39H227V38H226ZM228 39H229V37H228ZM243 39H242V40H243ZM248 39H249V38H248ZM253 39L256 40L255 37H254ZM6 40H7V39H6ZM17 40H18V39H17ZM17 40H16V41H17ZM61 40H62V39H61ZM82 40H83V39H82ZM85 40H86V39H85ZM87 40H88V38H87ZM93 40H95V38H94ZM102 40H103V39H102ZM109 40H110V39H109ZM126 40H127V39H126ZM126 40H125V43H126ZM128 40H129V39H128ZM128 40H127V41H128ZM140 40H141V39H140ZM157 40H158V39H157ZM168 40H169V39H168ZM176 40H177V39H176ZM178 40H180V38H179ZM178 40H177V41H178ZM193 40H194V38H193ZM201 40H202V39H201ZM201 40H200V41H201ZM224 40H225V39H224ZM242 40H241V41H242ZM244 40H245V39H244ZM249 40H251V39H249ZM249 40H248V41H249ZM0 41H1V40H0ZM22 41H23V40H22ZM32 41H33V40H32ZM44 41H45V39H44ZM83 41H84V40H83ZM90 41H91V40H90ZM90 41H89V42H90ZM98 41H99V40H98ZM105 41H106V40H105ZM105 41H104V42H105ZM107 41H108V40H107ZM107 41H106V42H107ZM163 41H164V39H163ZM163 41H162V43H163ZM174 41H175V40H174ZM181 41H182V40H181ZM181 41H180V42H181ZM190 41H192V40H190ZM209 41H210V40H209ZM213 41H212V42L210 41V42L213 43ZM245 41H246V40H245ZM248 41H247V43H248ZM17 42H18V41H17ZM40 42H42V40H41ZM46 42H47V41H46ZM85 42H87V41H84V43H85ZM99 42H100V41H99ZM104 42H103V44H104ZM108 42H109V41H108ZM108 42H107L106 44H108ZM110 42H111V41H110ZM120 42H123V40L120 41ZM120 42H119V43H120ZM129 42H130V41H129ZM136 42H137V41H136ZM142 42H143V41H142ZM149 42H150V41H149ZM158 42H159V40H158ZM183 42H184V41H183ZM192 42H193V41H192ZM194 42H195V41H194ZM198 42H199V41H198ZM203 42H204V39H203ZM203 42H202V43H203ZM206 42H207V41H206ZM228 42H229V41H228ZM228 42H227V45H228ZM237 42H238V41H237ZM242 42H243V41H242ZM242 42H241V45H242ZM249 42H250V41H249ZM255 42H256V41H255ZM29 43H30V42H29ZM31 43H33V42H31ZM90 43H91V42H90ZM115 43H116V42H115ZM123 43H124V42H123ZM138 43H139V42H138ZM140 43H141V42H140ZM155 43H157V42H155ZM165 43H166V42H165ZM165 43L163 44L164 47L167 46V45H165ZM171 43H172V42H171ZM177 43H178V42H177ZM184 43H187L186 40H185ZM184 43H182V44H184ZM190 43H191V42H189L188 44H190ZM196 43H197V41H196ZM223 43H225V41H224ZM229 43H230V42H229ZM231 43H232V41H231ZM231 43H230V44H231ZM235 43H236V42H235ZM239 43H240V42H239ZM245 43H246V42H245ZM259 43H260V42H259ZM19 44H20V43H19ZM44 44H46V43H44ZM47 44H48V43H47ZM67 44H68V43H67ZM69 44H71V43H69ZM81 44H83V43H81ZM85 44H86V43H85ZM85 44H84V45H85ZM112 44H114V43L112 42ZM116 44H117V43H116ZM131 44H132V42L130 43V45H131ZM148 44H150V43H148ZM151 44H153V43H151ZM158 44H159V43H158ZM180 44H181V43H180ZM209 44H210V43H209ZM216 44H217V43H216ZM218 44H220V43H218ZM221 44H222V43H221ZM221 44H220V45H221ZM230 44H229V45H230ZM249 44H251V43H248V45H249ZM252 44H254V43H252ZM255 44H256V43H255ZM16 45H17V43H16ZM23 45H24V44H23ZM26 45H27V44H26ZM31 45H32V44H31ZM56 45H57V44H56ZM59 45H61V44H59ZM97 45H98L99 47L102 46V45L100 46L99 43H97ZM119 45H121V44H119ZM122 45H123V44H122ZM128 45H129V43H128ZM132 45H133V44H132ZM135 45H136V43H135ZM137 45H139V44H137ZM160 45H161V44H160ZM163 45H161V46H163ZM173 45H174V42H173ZM177 45H178V44H177ZM197 45H198V44H197ZM197 45L194 44V45H192L191 47H194V46L197 47ZM202 45H203V44H202ZM204 45H205V44H204ZM224 45H226V44H224ZM231 45H232V44H231ZM233 45H235V44H233ZM248 45H247V47H248ZM6 46H7V44H6ZM17 46H18V45H17ZM20 46H21V44H20ZM24 46H25V45H24ZM24 46H23V47H24ZM36 46H37V45H36ZM36 46H35V47H36ZM42 46H43V45H42ZM42 46H41V47H42ZM63 46H65V45H63ZM63 46H62V47H63ZM67 46H69V45H67ZM72 46H74V45H72ZM76 46H77V44H76ZM87 46H89V43H88ZM98 46H97V47H98ZM104 46H105V45H104ZM104 46H103V48H105ZM125 46H127V45H125ZM125 46H124V47H125ZM150 46H151V45H150ZM181 46H183V45H181ZM200 46H201V44H200ZM209 46H210V45H209ZM209 46H208V47H209ZM211 46H213V44H212ZM211 46H210V48H211ZM243 46H244V45H243ZM243 46H242V47H243ZM252 46H253V45H252ZM15 47H16V46H15ZM41 47H40V48H41ZM84 47H86V46H84ZM91 47H92V46H91ZM91 47H90V48H91ZM106 47H107V49L109 48V46H106ZM114 47H115V45H114ZM114 47H113V48H114ZM116 47H117V46H116ZM133 47H134V46H133ZM133 47H132V49H133ZM139 47H140V46H139ZM148 47H149V46H148ZM151 47H152V46H151ZM156 47H158V46H156ZM187 47H188V46H187ZM187 47H186V48H187ZM198 47H199V46H198ZM217 47H218V46H217ZM219 47H220V46H219ZM236 47H237V46H235V48H236ZM253 47L255 48V47H257V46H253ZM24 48H25V47H24ZM28 48H29V46H28ZM28 48H27V49H28ZM70 48H71V47H70ZM88 48H89V47H88ZM92 48H93V47H92ZM95 48H96V46H95ZM117 48H118V47H117ZM117 48H116V49H117ZM134 48H135V47H134ZM137 48H138V47H137ZM140 48H141V47H140ZM162 48H163V47H162ZM168 48H169V47H168ZM168 48H167V49H168ZM178 48H179V47H178ZM188 48H189V47H188ZM205 48H206V47H205ZM215 48H216V47H214L213 49H215ZM222 48H223V47H222ZM224 48H225V47H224ZM226 48H227V47H226ZM229 48H230V47H229ZM229 48H228V49H229ZM231 48H233V47H231ZM238 48H240V47L238 46ZM243 48H245V47H243ZM254 48H253V49H254ZM6 49H7V48H6ZM32 49H33V48H32ZM32 49L30 48L29 50L31 51ZM38 49H39V48H38ZM84 49H86V48H84ZM122 49H124V48H122ZM147 49L149 50L150 48H147ZM153 49H154V48H153ZM158 49L160 50V47H159ZM170 49H171V48H170ZM175 49H177V48L175 47ZM175 49H174V50H175ZM182 49H184V48H182ZM256 49H257V48H256ZM259 49H260V47H259ZM4 50H5V49H4ZM35 50H36V49H35ZM41 50H42V49H41ZM55 50H57V49H55ZM60 50H61V49H60ZM73 50L75 51V49H73ZM76 50H77V49H76ZM79 50H81V49H79ZM90 50L92 51L93 49H89V51H90ZM97 50H98V48H97ZM99 50H100V48H99ZM101 50H103L102 47H101ZM117 50H118V49H117ZM137 50H139V48H138ZM179 50H181V49H179ZM190 50H191V49H190ZM190 50H189V51H190ZM195 50H196V48H195ZM195 50H193V51H195ZM197 50H198V49H197ZM203 50H204V49H203ZM210 50H211V49H210ZM225 50H226V49H225ZM232 50H233V49H232ZM239 50H240V49H239ZM245 50H246V49H245ZM245 50H243V51H245ZM261 50H262V49H261ZM263 50H264V49H263ZM42 51H43V50H42ZM44 51H45V50H44ZM44 51H43V52H44ZM47 51H48V50H47ZM47 51H46V52H47ZM67 51H68V49H67ZM67 51H65V52H67ZM71 51H72V49H71ZM85 51H87V50H85ZM103 51H104V53H105L106 50H103ZM103 51H101V53H102ZM111 51H112V50H111ZM113 51H114V50H113ZM122 51H124V50H122ZM134 51H135V50H134ZM152 51H153V50H152ZM157 51H158V50H157ZM161 51H162V50H161ZM171 51H172V49H171ZM191 51H192V50H191ZM204 51H205V50H204ZM217 51H218V50H217ZM222 51H223V50H222ZM243 51H242V53H243ZM248 51H249V50H248ZM256 51H257V50H256ZM43 52H42V54H43ZM51 52H54V51H51ZM62 52H64V50H63ZM62 52H61V53H62ZM65 52H64V53H65ZM69 52H70V51H69ZM69 52H68V53H69ZM80 52H81V51H80ZM125 52H127V51H125ZM125 52H123V53H125ZM132 52H133V51H132ZM142 52H143V51H142ZM148 52H149V51H148ZM153 52H154V51H153ZM158 52H160V51H158ZM158 52H157V53H158ZM165 52H167V50H166V51L163 50V53H165ZM172 52H173V51H172ZM175 52H176V51H175ZM207 52H208V50H207ZM207 52H206V53H207ZM225 52H226V51H225ZM235 52H236V51H235ZM239 52H240V51H239ZM239 52H238V53H239ZM250 52H252V51L250 50ZM27 53H29V52H27ZM68 53H67V54H68ZM74 53L77 54V53H79V52H77V53L74 52ZM84 53H85V52H84ZM88 53H89V52H88ZM88 53H87V54H88ZM93 53H94V50H93ZM93 53H92V54H93ZM95 53H96V52H95ZM104 53H103V54H104ZM116 53H119V52H115V54H116ZM123 53H122V54H123ZM133 53L135 54V52H133ZM144 53H145V52H144ZM150 53H151V55H152L151 50H150ZM150 53H149V54H150ZM193 53H196V52H193ZM202 53H203V52H202ZM214 53H216V51H215ZM217 53H219V55H220V57L217 56L218 54L216 55V57H218L217 59L219 60V59L222 58L223 56L221 55L220 52H217ZM240 53H241V52H240ZM240 53H239V54H240ZM245 53H246V52H245ZM6 54H7V53H6ZM59 54H60V53H59ZM67 54H66V55H67ZM70 54H71V53H70ZM75 54H74V55H75ZM99 54H100V53H99ZM111 54H112V53H111ZM115 54H114V56H115ZM136 54H137V51H136ZM141 54H143V53H141ZM146 54H147V53H146ZM149 54H148V55H149ZM160 54H161V53H160ZM173 54H174V53H173ZM182 54H183V53H182ZM188 54H189V53H188ZM222 54H223V53H222ZM236 54H237V53H236ZM252 54H253V53H252ZM252 54H249V56L252 55ZM257 54H258V53H257ZM263 54H264V53H263ZM263 54H261V55H263ZM4 55H5V54H4ZM7 55H9V54H7ZM44 55H45V54H44ZM44 55H43V56H44ZM57 55H58V54H57ZM57 55H56V56H57ZM60 55H61V54H60ZM60 55H59V56H60ZM62 55H63V54H62ZM62 55H61V56H62ZM71 55H72V54H71ZM85 55H86V54H85ZM89 55H90V54H89ZM96 55H98V54H96ZM107 55H110V54L107 53ZM124 55H125V54H124ZM128 55H129V54H128ZM153 55H155V54H153ZM156 55H157V54H156ZM167 55H168V52H167ZM169 55H170V54H169ZM171 55H172V54H171ZM171 55H170V56H171ZM185 55H187V54H185ZM192 55H193V54H192ZM195 55H196V54H195ZM199 55H200V53H199ZM204 55H205V54H204ZM223 55H224V54H223ZM225 55H227L226 58H228V55H229V54H225ZM247 55H248V54H247ZM254 55H256V53H255ZM5 56H6V55H5ZM20 56H21V55H20ZM34 56H35V55H34ZM45 56H46V55H45ZM45 56H44V57H45ZM56 56H55V58H56ZM63 56H65V55H63ZM75 56H77V55H75ZM82 56H83V55H82ZM86 56H88V55H86ZM103 56H104V55H103ZM111 56L113 57V55H111ZM116 56L118 57V55H116ZM122 56H123V55H122ZM125 56H126V55H125ZM144 56H145V58H146V55H145V54H144ZM144 56H143V57H144ZM174 56H175V55H174ZM179 56H182L181 53H180ZM183 56H184V55H183ZM187 56H189V55H187ZM193 56H194V55H193ZM197 56H198V55H197ZM200 56H202V55H200ZM210 56L213 57V55H210ZM221 56H222V57H221ZM234 56H235V54H234ZM234 56H233V54H232V55L229 56V57L234 58ZM236 56L238 57V55H236ZM249 56H248V57H249ZM7 57H8V56H7ZM13 57H14V56H13ZM39 57H41V56H39ZM53 57H54V56H53ZM68 57H69V56H68ZM70 57H71V56H70ZM72 57H73V55H72ZM72 57H71V59L73 60ZM77 57H78V56H77ZM94 57H95V54H94ZM96 57H97V56H96ZM96 57H95V58H96ZM104 57H105V56H104ZM108 57L110 58V56H107L106 58H108ZM131 57H133V56H131ZM134 57H135V56H134ZM136 57H137V56H136ZM156 57H157V56H156ZM163 57H164L165 59H168V58L170 59V57H168V58H166L165 56H163ZM194 57H196V56H194ZM206 57H207V55L205 56V58H206ZM224 57H225V56H224ZM224 57H223V58H224ZM237 57H235V58H237ZM244 57H245V56H244ZM255 57H256V56H255ZM255 57H254V58H255ZM58 58H60V57H58ZM66 58H67V56H66ZM78 58L80 59V57H78ZM89 58H92V57L89 56ZM95 58H93V59H95ZM99 58H100V56H99ZM137 58H138V57H137ZM150 58H151V57H150ZM152 58H153V57H152ZM152 58H151V59H152ZM154 58H155V57H154ZM191 58H192V57H191ZM214 58H215V56H214ZM214 58H213V60H214ZM235 58H234V59H235ZM239 58H241L240 55H239ZM246 58H247V56H246ZM250 58H251V56H250ZM13 59H14V58H13ZM13 59H12V60H13ZM38 59H41V58H38ZM56 59H57V58H56ZM71 59H69V60H71ZM102 59H103V58H102ZM121 59H122V58H121ZM124 59H125V57H124ZM141 59H142V58H141ZM165 59H163V60H165ZM176 59H177V58H176ZM184 59H185V58H184ZM189 59H190V57H189ZM224 59H225V58H224ZM224 59H223V60L220 59V61L217 62L218 64H216V63H214V61L211 60V58H210L211 62L213 61V63L215 64V66H216V65H219L218 68L221 67V71H222V69H226V68H228V67L231 68L230 65L232 66V64H230V65L227 67V66L225 65L227 62H226V61L224 62ZM237 59H238V58H237ZM241 59H242V58H241ZM244 59H245V58H244ZM244 59H243V60H244ZM248 59H249V58H248ZM255 59H256V58H255ZM258 59H259V57H258ZM41 60H42V59H41ZM52 60H53V59H52ZM57 60H58V59H57ZM59 60H60V59H59ZM84 60H85V59H84ZM88 60H89V59H88ZM103 60H104V59H103ZM103 60H102L101 62H103ZM106 60H107V59H106ZM106 60H105V61H106ZM111 60H113V59H111ZM122 60H123V59H122ZM127 60H129V59H126V62H127ZM145 60H146V59H145ZM160 60H161V59H160ZM173 60H174V59H173ZM179 60H180V59H179ZM193 60H194V59H193ZM196 60H197V57H196ZM201 60H203V62H206V61H204V59H201ZM210 60H209V61H210ZM225 60H226V59H225ZM238 60H239V59H238ZM33 61H35V60H33ZM50 61H51V60H50ZM54 61H55V60H54ZM89 61H90V60H89ZM109 61H110V60H109ZM118 61H119V60H118ZM151 61H152V60H151ZM169 61H170V60H169ZM180 61H181V60H180ZM180 61H179V62H180ZM185 61H186V60H185ZM227 61L230 62V61H232V60H227ZM246 61H247V60H246ZM256 61H257V59H256ZM38 62H39V61H38ZM45 62H46V61H45ZM55 62H56V61H55ZM60 62H61V61H60ZM60 62H58V63H60ZM73 62H74V61H73ZM77 62H78V61H77ZM80 62H81V61H80ZM90 62H92V61H90ZM101 62H100V63H101ZM143 62H145V61H143ZM158 62H159V61H158ZM229 62H228L227 64H229ZM232 62H233V61H232ZM232 62H231V63H232ZM251 62H252V59H251ZM254 62H255V61H254ZM18 63H19V61H18ZM27 63H28V62H27ZM49 63H51V62H49ZM78 63H79V62H78ZM84 63H85V62H84ZM88 63H89V62H88ZM94 63H95V62H94ZM94 63H93V64H94ZM100 63H99V65H100ZM107 63H108V62H107ZM109 63H110V62H109ZM119 63H120V62H119ZM133 63H134V61H133ZM133 63H131V64H133ZM145 63H146V62H145ZM145 63H144V64H145ZM156 63H157V60H156ZM164 63H165V61H164ZM177 63H178V61H177ZM187 63H188V62H187ZM195 63H196V62H195ZM224 63H225V64H224ZM236 63H237V62H236ZM241 63H242V62H241ZM243 63H244V62H243ZM243 63H242V64H243ZM245 63H247V62H245ZM2 64H3V63H2ZM13 64H15V63H13ZM45 64H46V63H45ZM53 64H54V63H53ZM68 64H69V63H68ZM68 64L66 63L65 65H68ZM112 64H114V63L112 62ZM112 64H111V65H112ZM115 64H116V62H115ZM115 64H114V65H115ZM122 64H125V62L122 63ZM122 64H120V66H121ZM126 64H127V66L129 65L128 63H126ZM139 64H140V63H139ZM153 64H154V63H153ZM168 64H169V63H168ZM172 64H173V63H172ZM191 64H192V63H191ZM205 64H206V63H205ZM209 64H210V63H208L207 65H209ZM214 64H213V65H214ZM247 64H248V63H247ZM263 64H264V63H263ZM26 65H27V64H26ZM43 65H44V64H43ZM43 65H41V66H43ZM55 65H58V64H55ZM80 65H81V63H80ZM89 65H90V64H89ZM94 65H95V64H94ZM111 65H110V66H111ZM137 65H138V64H137ZM142 65H143V63H142ZM155 65H156V64H155ZM161 65H163V62H162V61H161ZM164 65H166V64H164ZM164 65H163V66H164ZM174 65H175V64H173V68H171V69H174V68H175ZM200 65H201V64H200ZM200 65H197V67L199 66L198 68H200ZM211 65H212V63H211ZM211 65H210V66H211ZM234 65H236V64H234ZM6 66H7V64H6ZM10 66H11V65H10ZM31 66H32V65H31ZM31 66H30V67H31ZM34 66H35V65H34ZM44 66H45V65H44ZM46 66H47V65H46ZM59 66H60V65H59ZM104 66H105V65H104ZM115 66H116V65H115ZM127 66H126V67H127ZM145 66H146V65H145ZM177 66H179V65H176V67H177ZM202 66H203V63H202ZM244 66H245V65H244ZM262 66H264V65H262ZM8 67H9V66H8ZM26 67H27V66H26ZM37 67H38V65H37ZM66 67H67V66H66ZM77 67H78V66H77ZM96 67H97V66H96ZM99 67H100V66H99ZM107 67H108V65H107ZM124 67H125V66H124ZM129 67H131V66H129ZM134 67H136V66H134ZM151 67H153V66H151ZM155 67H157V66H155ZM158 67H159V66H158ZM181 67H182V66H180V67H178V68H181ZM188 67H189V66H187L186 68H188ZM206 67H207V66H206ZM213 67H214V66H212V68H213ZM245 67H247V66H245ZM13 68H14V67H13ZM35 68H36V67H35ZM35 68H34V69H35ZM42 68H43V67H42ZM102 68H103V67H102ZM112 68L114 69V67H112ZM127 68H128V67H127ZM127 68H126V69H127ZM138 68H139V67H138ZM178 68H177V69H178ZM183 68H184V67H183ZM201 68H203V67H201ZM204 68H205V67H204ZM204 68H203V69H204ZM216 68H217V67H216ZM258 68H259V67H258ZM263 68H264V67H262V69H263ZM9 69H10V68H9ZM17 69H18V68H17ZM27 69H28V68H27ZM38 69H39V68H38ZM45 69H46V68H45ZM50 69H52V68H49V69H47V70L50 71ZM54 69H55V67H54ZM63 69H64V67H63ZM63 69H62V70H63ZM65 69H66V68H65ZM78 69H79V68H78ZM81 69H82V68H81ZM95 69H96V68H95ZM107 69H109V68H107ZM110 69H111V67H110ZM110 69H109V70H110ZM120 69H121V68H120ZM130 69H133V68H130ZM130 69H129V70H130ZM139 69H140V68H139ZM160 69H161V68H160ZM171 69H170V70H171ZM188 69H190V68H188ZM203 69H201V70H203ZM206 69L209 70L208 67H207ZM214 69H215V68H214ZM260 69H261V68H260ZM6 70H7V69H6ZM6 70H4V71H6ZM66 70H67V69H66ZM76 70H77V69H76ZM79 70H80V69H79ZM85 70H86V69H85ZM100 70H101V69H100ZM100 70L98 69V71H100ZM102 70H103V69H102ZM104 70H106V69H104ZM109 70H107V71H109ZM111 70H112V69H111ZM118 70H119V69H118ZM146 70H147V69H146ZM148 70H149V67H148ZM161 70H162V69H161ZM165 70H169V69H165ZM181 70H182V69H181ZM185 70H186V69H185ZM193 70H194V68H193ZM207 70L204 69V71H207ZM215 70H216V69H215ZM0 71H1V70H0ZM12 71H13V70H12ZM17 71H18V70H17ZM59 71H60V70H59ZM69 71H70V69H69ZM114 71H115V70H114ZM116 71H117V69H116ZM172 71H173V70H172ZM172 71H171V72H172ZM174 71H175V70H174ZM178 71H179V69H178ZM204 71H201V72L203 73ZM210 71H211V70H210ZM213 71H214V70H213ZM28 72H29V71H28ZM30 72H31V71H30ZM41 72H42V71H41ZM56 72H58V70H57ZM96 72H97V71H96ZM110 72H111V71H110ZM119 72L121 73V71H119ZM132 72H133V71H132ZM135 72H136V71H135ZM146 72H147V71H146ZM187 72H188V71H187ZM195 72H197V71L195 70ZM195 72L193 71V73H195ZM201 72H200V73H201ZM224 72H225V71H224ZM4 73H5V72H4ZM45 73H46V71H45ZM58 73H59V72H58ZM87 73H88V72H87ZM148 73H149V72H148ZM150 73H151V72H150ZM156 73H157V72H156ZM163 73H164V72H163ZM169 73H170V71H169ZM177 73H179V72H177ZM183 73H184V71H183ZM183 73H182V74H183ZM189 73L192 74V70H191V72H189ZM207 73H209V72H207ZM212 73H213V72H212ZM221 73H222V72H221ZM221 73H220V76L222 75ZM234 73H235V72H234ZM5 74H6V73H5ZM5 74H4V75H5ZM52 74H53V73H52ZM54 74H55V73H54ZM66 74H67V73H66ZM69 74H70V73H68V75H69ZM88 74H89V73H88ZM95 74H96V73H95ZM95 74H94V75H95ZM115 74H116V73H115ZM125 74H126V73H125ZM146 74H147V73H146ZM161 74H162V72H161ZM164 74H165V73H164ZM179 74L182 75L181 72H180ZM191 74H190V75H191ZM197 74H198V73H197ZM203 74H204V73H203ZM230 74H231V73H230ZM1 75H2V74H1ZM30 75H31V74H30ZM30 75H29V76H30ZM42 75H43V74H42ZM48 75H49V74H48ZM55 75H56V74H55ZM58 75H59V74H57V76H58ZM62 75H63V73H62ZM70 75H71V74H70ZM74 75H75V74H74ZM85 75H87V74H85ZM92 75H93V74H92ZM110 75H111V74H110ZM126 75H127V74H126ZM149 75H150V74H149ZM155 75H156V74H155ZM162 75H163V74H162ZM165 75H166V74H165ZM172 75H173V74H172ZM172 75H169V76H172ZM180 75H179V76H180ZM195 75H196V74H195ZM198 75H199V74H198ZM206 75H207V74H206ZM206 75H205V76H206ZM210 75L212 76L213 74H210V73H209L208 76L211 78ZM234 75H235V74H234ZM29 76H28V77H29ZM78 76H79V75H78ZM107 76H109V75H107ZM116 76H117V75H116ZM120 76H121V74H120ZM122 76H124V75H122ZM129 76H130V75H129ZM141 76H142V75H141ZM145 76H146V75H144L143 77H145ZM147 76H148V75H147ZM185 76H186V75H185ZM185 76H184V77H185ZM188 76H189V75H188ZM188 76H186V77H188ZM201 76H202V74H201ZM218 76H219V74H218ZM235 76H236V75H235ZM243 76H244V75H243ZM50 77H51V76H50ZM59 77H60V76H59ZM85 77H86V76H85ZM85 77H84V79H85ZM97 77H100V76H97ZM111 77H112V76H111ZM118 77H119V76H118ZM138 77H139V76H138ZM150 77H151V75H150ZM175 77H176V76H174V78H175ZM186 77H185V78H186ZM203 77H204V76H203ZM203 77H202V78H203ZM222 77H223V76H222ZM222 77H221V79H222ZM233 77H234V76H233ZM240 77H241V75H240ZM54 78H55V77H54ZM62 78H63V77H62ZM68 78H69V76H68ZM92 78H93V77H92ZM101 78H102V77H101ZM106 78H107V77H106ZM109 78H110V76H109ZM115 78H116V77H115ZM121 78H122V77H121ZM140 78H141V77H140ZM148 78H149V77H148ZM176 78L178 79V76H177ZM181 78H182V77H181ZM192 78H193V77H192ZM202 78H201V79H202ZM205 78H206V77H205ZM213 78H214V76H213ZM213 78H211V81H212ZM217 78H219V77H216V79H217ZM225 78L227 79V77H225ZM235 78H236V77H235ZM1 79H2V77H1ZM1 79H0V80H1ZM17 79H18V78H17ZM38 79H39V78H38ZM40 79H41V78H40ZM45 79H46V78H45ZM77 79H78V77H77ZM113 79H114V78H113ZM134 79H135V77H134ZM134 79H133V80H134ZM138 79H139V78H138ZM141 79H142V78H141ZM167 79H168V78H167ZM167 79H166V80H167ZM206 79H207V78H206ZM214 79H215V78H214ZM219 79H220V78H219ZM223 79H224V77H223ZM18 80H19V79H18ZM41 80H43V79H41ZM57 80H58V79H57ZM67 80H68V79H67ZM72 80H73V79H72ZM107 80H108V78H107ZM107 80H105V81H107ZM114 80H115V79H114ZM118 80L120 81V79H118ZM118 80H117V81H118ZM125 80H127V79H125ZM175 80H176V79H175ZM178 80H179V79H178ZM190 80H191V78H190ZM197 80H198V79H197ZM197 80H196V78H195V82H196ZM204 80H205V79H204ZM250 80H251V79H250ZM250 80H249V81H250ZM19 81H20V80H19ZM83 81H84V80H83ZM85 81H86V80H85ZM102 81H103V79H102ZM140 81H141V80H140ZM149 81H150V79H149ZM168 81H169V80H168ZM179 81H180V80H179ZM199 81H200V83H201L202 80L199 79ZM214 81H215V80H214ZM214 81H212V82H214ZM218 81H219V80H218ZM6 82H7V81H6ZM79 82H80V79H79ZM93 82H94V80H93ZM121 82H122V81H121ZM137 82H138V81H137ZM157 82H158V81H157ZM169 82H170V81H169ZM171 82H172V81H171ZM175 82H176V81H175ZM206 82H207V81H206ZM208 82H210V80H208ZM247 82H248V81H247ZM18 83H19V82H18ZM33 83H34V82H33ZM48 83H51V82H48ZM52 83H53V82H52ZM52 83H51V84H52ZM77 83H78V82H77ZM90 83H91V82H90ZM100 83H101V82H100ZM114 83H115V82H114ZM130 83H131V82H130ZM154 83H155V82H154ZM188 83H189V82H188ZM190 83H191V81H190ZM202 83H203V82H202ZM215 83H216V82H215ZM218 83H219V82H218ZM218 83H217V85H218ZM220 83H221V82H220ZM222 83H223V82H222ZM222 83H221V84H222ZM263 83H264V82H263ZM263 83H262V84H263ZM44 84H45V83H44ZM51 84H50V85H51ZM88 84H89V83H88ZM112 84H113V83H112ZM120 84H122V83H120ZM125 84H126V82H125ZM125 84H124V85H125ZM135 84H136V83H135ZM144 84H145V82H144ZM144 84H143V85H144ZM147 84H148V82L146 83V85H147ZM173 84H174V83H173ZM177 84H178V83H177ZM184 84H185V83H184ZM184 84H183V85H184ZM192 84H193V83H192ZM203 84H204V83H203ZM203 84H202V85H203ZM229 84H230V83H229ZM236 84H237V83H236ZM32 85H33V84H32ZM35 85H36V84H35ZM68 85H70V84H68ZM76 85H77V84H76ZM84 85H85V84H84ZM97 85H98V84H97ZM99 85H103V84L101 83V84H99ZM106 85H107V84H106ZM106 85H105V87L107 88V86H109V85H107V86H106ZM113 85H114V84H113ZM113 85H112V86H113ZM139 85H140V84H139ZM178 85H179V84H178ZM193 85H194V84H193ZM193 85H191V86H193ZM202 85L200 84L201 87H202ZM205 85L207 86L206 83H205ZM210 85H211V84H209V86H210ZM219 85H220V84H219ZM238 85H239V84H238ZM11 86H12V85H11ZM81 86H82V85H81ZM86 86H87V83H86ZM86 86H85V87H86ZM112 86H111V87H112ZM126 86L131 87V86H129V84L126 85ZM151 86H152V85H151ZM154 86H156V85H154ZM158 86H159V85H158ZM174 86H175V85H174ZM184 86H185V85H184ZM200 86H199V87H200ZM211 86H212V85H211ZM8 87H9V86H8ZM48 87H50V86H48ZM75 87H76V86H75ZM91 87H92V86H91ZM94 87H95V86H94ZM103 87H104V86H102V88H103ZM111 87H110V88H111ZM134 87H135V86H134ZM134 87H133V85H132L131 88H134ZM136 87H137V86H136ZM145 87H146V86H145ZM145 87H144V88H145ZM162 87H163V85H162ZM175 87H176V86H175ZM181 87L184 88L183 86H181ZM185 87H186V86H185ZM189 87H190V84H189ZM189 87H188V88H189ZM196 87H197V86H196ZM213 87H214V84H213ZM215 87H217V86H215ZM224 87H225V86H224ZM26 88H27V87H26ZM30 88H31V87H30ZM34 88H35V87H34ZM44 88H45V86H44ZM86 88H87V87H86ZM97 88H99V86H98ZM106 88H104V89H106ZM116 88H118V87H116ZM116 88H114V89H116ZM144 88H143V89H144ZM169 88H171V87H169ZM176 88H177V87H176ZM178 88H179V87H178ZM178 88H177V89H178ZM182 88H180V89H182ZM208 88H209V87H208ZM211 88H212V87H211ZM218 88H219V86H218ZM238 88H239V87H238ZM56 89H57V88H56ZM58 89H60V88H58ZM68 89H69V88H68ZM73 89H74V88H73ZM81 89H82V88H81ZM81 89H78V90L80 91ZM89 89H90V88H89ZM91 89H92V88H91ZM100 89H101V87H100ZM108 89H109V87H108ZM126 89H127V88H126ZM147 89H148V88H147ZM173 89H174V88H173ZM185 89H186V88H185ZM204 89H207V88H204ZM212 89H213V88H212ZM10 90H11V89H10ZM45 90H46V89H45ZM54 90H55V89H54ZM64 90H65V89H64ZM64 90H63V92H64ZM75 90H76V89H75ZM93 90H94V89H92V91H93ZM95 90H96V89H95ZM97 90H98V89H97ZM102 90H103V89H102ZM122 90H123V89H122ZM135 90H136V89H135ZM145 90H146V88H145ZM152 90H153V89H152ZM152 90H151V91H152ZM154 90H155V92H157V91H156L157 88L154 89ZM167 90H168V89H167ZM199 90H200V89H199ZM199 90H198V91H199ZM207 90H208V89H207ZM226 90H227V91H226V95H227V97H229V98H231V99H233V98H240V99H242L245 103H248V102H249L250 96H249L247 93H245V92H237L236 89L232 88L231 86H228V88H227ZM1 91H3V90L1 89ZM34 91H35V89H34ZM41 91H42V90H41ZM51 91H52V90H51ZM68 91H69V90H68ZM79 91H78V92H79ZM115 91H116V90H115ZM140 91H141V90H140ZM142 91H143V90H142ZM164 91H166V90H164ZM188 91H190V89H189ZM191 91H192V90H191ZM194 91H196V90L194 89ZM209 91H212V90L209 89ZM221 91H224V90H221ZM25 92H26V91H25ZM29 92H30V91H29ZM35 92H36V91H35ZM39 92H40V91H39ZM71 92H72V91H71ZM98 92H99V91H98ZM100 92H101V91H100ZM100 92H99V93H100ZM104 92H105V91H104ZM106 92H107V89H106ZM111 92H112V91H111ZM111 92H110V93H111ZM121 92H122V91H121ZM129 92H130V91H129ZM146 92H147V91H146ZM148 92H149V91H148ZM152 92H153V91H152ZM155 92H153V94H154ZM199 92L201 93V91H199ZM212 92H213V91H212ZM251 92H252V91H250V93H251ZM260 92H261V91H260V88H259V87H256V88H255V93H254V98H255V102L257 101L258 104H259V102H260V96H259V95H260ZM8 93H9V92H8ZM20 93H21V92H20ZM20 93H19V94H20ZM66 93H67V91H66ZM66 93H64V95H66ZM82 93H83V92H82ZM82 93H80V94H82ZM87 93H88V91H87ZM91 93H92V92H91ZM94 93H95V91H94ZM118 93H119V92H118ZM125 93H126V92H125ZM130 93H131V92H130ZM130 93H127V94H130ZM132 93H134V91H133ZM141 93H142V92H141ZM173 93H174V92H173ZM175 93H176V92H175ZM209 93H210V92H209ZM222 93H223V92H222ZM2 94H3V93H2ZM11 94H12V93H11ZM23 94H24V93H23ZM29 94H30V93H29ZM36 94H38V93H36ZM41 94H42V93H41ZM49 94H50V93H49ZM74 94H75V93H74ZM76 94H77V93H76ZM95 94H96V93H95ZM95 94H94V96H95ZM97 94H98V93H97ZM100 94H101V93H100ZM104 94H105V93H104ZM115 94H116V93H115ZM127 94H126V95H127ZM134 94H135V93H134ZM142 94H143V93H142ZM145 94H146V93H145ZM162 94H163V93H162ZM165 94H166V93H165ZM171 94H172V93H171ZM178 94H179V93H177V96H178ZM180 94H181V93H180ZM183 94H184V93H183ZM186 94H187V92H186ZM190 94L193 95L192 93H190ZM196 94H198V93L196 92ZM203 94H205V92H203ZM203 94H202V96H203ZM207 94H208V93H207ZM215 94H217V92H216ZM215 94H214V95H215ZM57 95H58V93H57ZM70 95H71V93H70ZM101 95H102V94H101ZM117 95H118V94H117ZM121 95H123V94H121ZM143 95H144V94H143ZM149 95H151V93H149ZM149 95L147 94V96H149ZM156 95H157V94H156ZM160 95H161V94H160ZM175 95H176V94H175ZM184 95H185V94H184ZM191 95H190V97H192ZM210 95H211V94H210ZM217 95H218V94H217ZM223 95H224V94H223ZM223 95H222V96H223ZM36 96H37V95H36ZM76 96H77V95H76ZM113 96H114V95H113ZM119 96H120V95H119ZM151 96H152V95H151ZM158 96H159V94H158ZM161 96H162V95H161ZM166 96H167V95H166ZM170 96H173V95H170ZM177 96H176V97H177ZM180 96H182V95H180ZM185 96H186V95H185ZM196 96H197V95H196ZM198 96H199V95H198ZM202 96H201V97H202ZM204 96H206V95H204ZM15 97H17V96H15ZM19 97H20V96H19ZM21 97H22V96H21ZM28 97H29V96H28ZM66 97H67V96H65V98H66ZM70 97H71V96H70ZM70 97H69V98H70ZM96 97H97V96H96ZM122 97H123V96H122ZM149 97H150V96H149ZM149 97H148V98H149ZM190 97H188V100H189ZM199 97H200V96H199ZM206 97H207V96H206ZM224 97H225V96H224ZM5 98H6V97H5ZM23 98H24V97H23ZM26 98H27V97H26ZM61 98H62V97H61ZM98 98H99V97H98ZM98 98H97V99H98ZM100 98H101V97H100ZM100 98H99V99H100ZM105 98H106V97H105ZM105 98H104V99H105ZM109 98H110V97H109ZM129 98H130V97H129ZM131 98H132V97H131ZM168 98H169V96H168ZM183 98H185V97H183ZM183 98H182V100H183ZM192 98H193V97H192ZM194 98H196V97H194ZM202 98H203V97H202ZM207 98L209 99V96H208ZM207 98H206V102L211 103V102H210V99H209V101H208ZM221 98H222V97H221ZM15 99H16V98H15ZM20 99H21V98H20ZM20 99H19V100H20ZM73 99H74V97H73ZM78 99H82V97H81V98H78ZM88 99H89V97H88ZM142 99H143V98H142ZM154 99H155V97H154ZM158 99H159V97H158ZM174 99H175V98H174ZM1 100H2V99H1ZM5 100H6V99H5ZM23 100H24V99H23ZM23 100H22V102H23ZM28 100H29V99H28ZM37 100H38V99H37ZM39 100H40V99H39ZM59 100H60V99H59ZM65 100H66V99H65ZM70 100H71V99H70ZM114 100H115V99H114ZM123 100H124V99H123ZM133 100H134V99H133ZM162 100H163V99H162ZM162 100H161V101H162ZM190 100H192V99H190ZM195 100H196V99H195ZM214 100L216 101L215 98L213 99V101H214ZM25 101H26V100H25ZM89 101H90V100H89ZM109 101H110V100H109ZM152 101H153V100H152ZM167 101H168V100H167ZM172 101H173V100H172ZM179 101H180V100H179ZM183 101H184V100H183ZM193 101H194V100H192V102H193ZM197 101H199L198 98H197ZM201 101H202V100H201ZM215 101H214V104H216ZM224 101H225V100H224ZM224 101H223V102H224ZM1 102H2V101H1ZM20 102H21V101H20ZM36 102H37V101H36ZM39 102H40V101H39ZM39 102H38V103H39ZM61 102H62V101H61ZM63 102H64V99H63ZM66 102H67V101H66ZM77 102H78V101H77ZM79 102H80V101H79ZM86 102H87V101H86ZM93 102H94V101H93ZM95 102H96V101H95ZM119 102H120V101H119ZM127 102H129V101H127ZM138 102H139V101H138ZM142 102H143V101H142ZM155 102H156V101H155ZM162 102H163V101H162ZM170 102H171V101H170ZM202 102H203V101H202ZM217 102H218V101H217ZM220 102H221V101H220ZM225 102H227V100H226ZM2 103H3V102H2ZM15 103H18V100H17V102H15ZM81 103H82V102H81ZM90 103H91V102H90ZM120 103L122 104V102H120ZM143 103H144V102H143ZM143 103H142V104H143ZM145 103H146V102H145ZM163 103H166V102H163ZM163 103H162V104H163ZM197 103H199V102H197ZM212 103H213V102H212ZM218 103H219V102H218ZM9 104H10V103H9ZM28 104H30V103H28ZM41 104H42V102H41ZM68 104H69V103H68ZM68 104H67V105H68ZM71 104H72V103H71ZM83 104H84V102H83ZM102 104H103V103H102ZM118 104H119V103H118ZM126 104H127V103H126ZM158 104H159V103H158ZM167 104H168V103H167ZM169 104H170V103H169ZM173 104H174V103H173ZM181 104H182V103H181ZM183 104H185V103H183ZM186 104H187V103H186ZM190 104H191V103H190ZM190 104H187L188 107H189ZM194 104H195V103H194ZM221 104H222V103H221ZM22 105H23V104H22ZM36 105H37V104H36ZM62 105H63V104H62ZM67 105H66V106H67ZM75 105H77V104H75ZM96 105H97V104H96ZM130 105H131V104H130ZM137 105H138V103H137ZM147 105H148V104H147ZM151 105H152V104H151ZM160 105H161V104H160ZM160 105H159V106H160ZM176 105H177V104H176ZM178 105H179V104H178ZM191 105H192V104H191ZM199 105H203V103H202V104L199 103L197 106H199ZM219 105H220V104H219ZM232 105H233V104H232ZM242 105H243V103H242ZM12 106H15V105H12ZM24 106H25V105H24ZM24 106H23V107H24ZM26 106H27V105H26ZM30 106H31V105H30ZM44 106H45V104H44ZM56 106H58V105L56 104ZM92 106L94 107L93 103H92ZM106 106H107V105H106ZM154 106H155V105H153L152 108H154ZM161 106H162V105H161ZM169 106H170V105H169ZM172 106H173V105H172ZM192 106H194V105H192ZM210 106H211V104H210ZM210 106H209V107H210ZM213 106H214V105H213ZM216 106L219 107L218 105H215L214 107H216ZM245 106H246V105H245ZM19 107H20V106H18V108H19ZM21 107H22V106H21ZM21 107H20V108H21ZM28 107H29V106H28ZM50 107H51V106H50ZM75 107H78V106H75ZM83 107H85V105H84ZM86 107H87V106H86ZM103 107H104V106H103ZM120 107H121V106H120ZM120 107H119V108H120ZM125 107H126V105H125ZM163 107H164V106H163ZM177 107H178V106H177ZM177 107H176V109H178ZM211 107H212V106H211ZM222 107H223V105H222ZM1 108H2V107H1ZM14 108H15V107H14ZM31 108L33 109V107H31ZM38 108H39V107H38ZM43 108H44V107H43ZM43 108H42V109H43ZM45 108H46V107H45ZM71 108H72V107H71ZM106 108H107V107H106ZM132 108H133V107H132ZM134 108H135V107H134ZM141 108H142V107H141ZM144 108H145V106H144ZM146 108H147V107H146ZM159 108H160V107H159ZM164 108H165V107H164ZM166 108H167V107H166ZM166 108H165V109H166ZM172 108H173V107H172ZM184 108H185V107H184ZM186 108H187V107H186ZM186 108H185V110H186ZM189 108H190V107H189ZM195 108H196V107H195ZM197 108H198V107H197ZM204 108H206V107H204ZM219 108H220V107H219ZM248 108H249V107H248ZM259 108H260V107H259ZM259 108H258V109H259ZM12 109H13V108H12ZM26 109H27V108H26ZM47 109H48V108H47ZM54 109H55V107H54ZM88 109H90V107H89ZM95 109H97V108H95ZM101 109H102V108H101ZM120 109H121V108H120ZM127 109H130V107H129V108L127 107ZM155 109H156V108H155ZM173 109H174V108H173ZM182 109H183V108H182ZM207 109H208V106H207ZM211 109H212V108H211ZM213 109H214V108H213ZM215 109H216V108H215ZM215 109H214V110H215ZM222 109H224V108H222ZM4 110H5V109H4ZM40 110H41V109H40ZM40 110H39V111H40ZM49 110H50V109H49ZM84 110H85V109H84ZM84 110H83V111H84ZM92 110H93V108H92ZM99 110H100V109H99ZM107 110H108V109H107ZM110 110H111V109H110ZM118 110H119V109H118ZM137 110H138V109H137ZM139 110H140V109H139ZM151 110H152V109H151ZM153 110H154V109H153ZM171 110H172V109H171ZM193 110H194V109H193ZM231 110H232V109H231ZM231 110H230V112H231ZM259 110H260V109H259ZM6 111H7V110H6ZM9 111H11V110L8 109V113H9ZM17 111H18V110H17ZM20 111H21V109H20ZM24 111H25V110H24ZM24 111H23V112H24ZM29 111H30V110H28V112H29ZM80 111H81V110H80ZM114 111H116V110H114ZM119 111H120V110H119ZM123 111H124V110H123ZM144 111H145V110L143 109V112H144ZM158 111H159V110H158ZM165 111H166V110H165ZM167 111H169V109H168ZM167 111H166V112H167ZM176 111H177V110H176ZM179 111H182V110L179 109ZM219 111H220V110H219ZM25 112H26V111H25ZM31 112H34V111L31 110ZM31 112H30V114H31ZM81 112H82V111H81ZM81 112H80L79 114H81ZM86 112H87V111H86ZM108 112H109V111H108ZM125 112H126V111H125ZM129 112H130V111H129ZM133 112H134V111H133ZM172 112H173V111H172ZM174 112H175V110H174ZM184 112H185V111H184ZM187 112H188V111H187ZM222 112H223V111H222ZM2 113H4V112H2ZM51 113H52V112H51ZM66 113H67V111H66ZM84 113H85V111H84ZM91 113H92V112H91ZM95 113H98V112H95ZM100 113H101V111H100ZM111 113H112V112H111ZM113 113H114V112H113ZM113 113H112V114H113ZM115 113H116V112H115ZM123 113H124V112H123ZM147 113H149V112H147ZM152 113H153V112H152ZM177 113H179V112H177ZM194 113H195V112H194ZM194 113H193V114H194ZM199 113H200V112H199ZM220 113H221V111H220ZM224 113H225V112H224ZM260 113H261V110H260ZM260 113H259V114H260ZM15 114H16V112H15ZM24 114H25V113H24ZM33 114H34V113H33ZM57 114H60V113H57ZM64 114H65V113H63V115H64ZM72 114H73V113H72ZM77 114H78V113H77ZM77 114H76V115H77ZM79 114H78V115H79ZM107 114H108V113H107ZM125 114H126V113H125ZM125 114H121V115H125ZM182 114H183V112H182ZM190 114L193 116L192 113H190ZM214 114H215V112H214ZM218 114H219V113H218ZM225 114H226V113H225ZM7 115H8V114H7ZM10 115H11V114H10ZM26 115H27V114H26ZM46 115H48V114H46ZM61 115H62V113H61ZM85 115H86V114H85ZM88 115H89V114H88ZM104 115H105V114H104ZM109 115H110V114H109ZM118 115H119V114H118ZM130 115H131V114H130ZM148 115H149V114H148ZM150 115H151V114H150ZM157 115H158V114H157ZM163 115H164V114H163ZM167 115H168V113H167ZM167 115H166V116H167ZM170 115H171V114H170ZM172 115H174V114L172 113ZM197 115H199V114L197 113ZM202 115H204V114L202 113ZM4 116H6V115H4ZM18 116H19V115H18ZM24 116H25V115H24ZM27 116H28V115H27ZM44 116H45V115H44ZM55 116H56V115H55ZM64 116H65V115H64ZM94 116H95V114H94ZM113 116H114V114H113ZM128 116H129V115H128ZM132 116H133V114H132ZM132 116H130V118H131ZM134 116L136 117V114H134ZM141 116H142V114H141ZM168 116H169V115H168ZM168 116H167V117H168ZM178 116H179V115H178ZM178 116H177V117H178ZM185 116H186V115H185ZM194 116H196V115H194ZM194 116H193V117H194ZM214 116H215V115H214ZM224 116H225V115H224ZM226 116H227V115H226ZM1 117H2V116H1ZM30 117H31V116H30ZM30 117H29V118H30ZM35 117H36V116H35ZM42 117H43V116H42ZM46 117H47V116H46ZM78 117H79V116H78ZM88 117H89V116H88ZM95 117H96V116H95ZM143 117H144V116H143ZM145 117H146V116H145ZM149 117H150V116H149ZM162 117H163V116H162ZM172 117H173V116H171L170 118H172ZM183 117H184V116H183ZM186 117H187V116H186ZM190 117H191V116H190ZM199 117H200V115H199ZM246 117H247V116H246ZM254 117H255V116H254ZM12 118H13V116H12ZM18 118H19V117H18ZM21 118H22V117H21ZM27 118H28V117H27ZM64 118H65V117H64ZM83 118H84V117H83ZM92 118L95 120V118H94L93 116H92ZM92 118H91V119H92ZM96 118H97V117H96ZM104 118H106V117H104ZM109 118H110V117H109ZM130 118H129V119H130ZM152 118L154 119V116H153ZM179 118H181V117L179 116ZM195 118H196V117H195ZM213 118H214V117H213ZM221 118H222V116H221ZM260 118H262V117H260ZM55 119H56V118H55ZM78 119H79V118H78ZM85 119H87V118H85ZM115 119H116V118H115ZM115 119H114V120H115ZM134 119L136 120L137 118H134ZM145 119H146V118H145ZM160 119H161V118H160ZM164 119H165V118H163L162 121H164ZM189 119H191V118H189ZM197 119H199V118H197ZM202 119H203V118H202ZM204 119H205V117H204ZM216 119H217V117H216ZM216 119H215V120H216ZM218 119H219V118H218ZM224 119H225V118H224ZM227 119H228V117H227ZM227 119H226V120H227ZM245 119H246V118H245ZM15 120H16V119H15ZM26 120H27V119H26ZM31 120H32V119H31ZM31 120H30V121H31ZM94 120H93V121H94ZM100 120H101V119H100ZM108 120H109V119H108ZM110 120H112V119H110ZM121 120H122V119H121ZM125 120H127V119H125ZM125 120H124V121H125ZM132 120H133V118H132ZM140 120H141V119H140ZM142 120H143V119H142ZM142 120H141V121H142ZM158 120H159V119H158ZM167 120H168V118H167ZM173 120H175V118H174ZM178 120H179V119H178ZM178 120H177V122H178ZM193 120H194V118H193ZM199 120H200V119H199ZM205 120H206V119H205ZM211 120H213V119H211ZM229 120H230V119H229ZM229 120H228V121H229ZM246 120H247V119H246ZM9 121H10V120H9ZM34 121H35V120H34ZM44 121H45V120H44ZM64 121H65V120H64ZM64 121H63V123H64ZM76 121H77V120H76ZM81 121H82V120H81ZM83 121H84V120H83ZM88 121H89V120H88ZM91 121H92V120H90V122H91ZM101 121H102V120H101ZM124 121L122 120V122H124ZM136 121H137V120H136ZM148 121H149V120H147V122H148ZM151 121H152V120H151ZM156 121H157V120H156ZM169 121H170V120H169ZM183 121H184V120H183ZM186 121H187V120H186ZM194 121H195V120H194ZM194 121H193V122H194ZM197 121H198V120H197ZM208 121H209V120H208ZM218 121H219V120H218ZM222 121H223V120H221V122H222ZM224 121H225V120H224ZM236 121H237V120H236ZM41 122H42V121H41ZM46 122H47V121H46ZM78 122H79V121H78ZM107 122H108V121H107ZM132 122H133V121H132ZM132 122H131V123H132ZM152 122H153V121H152ZM152 122H151V124H152ZM160 122H161V120H160ZM181 122H182V121H181ZM191 122H192V120L190 121V123H189V122H188V123L191 124ZM200 122H201V120H200ZM202 122H203V121H202ZM219 122H220V121H219ZM219 122H218V123H219ZM241 122H242V121H241ZM244 122H246V121H244ZM248 122H249V121H248ZM251 122H252V121H251ZM9 123H10V122H9ZM33 123H34V122H33ZM33 123H32V124H33ZM42 123H43V122H42ZM75 123H76V122H75ZM75 123H74V124H75ZM81 123H83V122H81ZM102 123H103V122H102ZM108 123H110V122H108ZM111 123H112V122H111ZM124 123H125V122H124ZM126 123L128 124V122H126ZM126 123H125V124H126ZM129 123H130V122H129ZM149 123H150V122H149ZM164 123H166V121H165ZM197 123H198V122H197ZM205 123H206V121H205ZM222 123H223V122H222ZM21 124H22V123H21ZM23 124H24V123H23ZM28 124H29V123H28ZM28 124H27V125H28ZM34 124H35V123H34ZM71 124H72V123H71ZM127 124H126V125H127ZM134 124H135V122H134ZM134 124H133V125H134ZM144 124H145V122H144ZM146 124H147V123H146ZM157 124H158V123H157ZM179 124H180V123H179ZM183 124H184V122H183ZM195 124H196V123H195ZM198 124H199V123H198ZM207 124H208V123H207ZM220 124H221V123H220ZM227 124H228V123H227ZM235 124H236V123H235ZM237 124H239V123H237ZM241 124H242V123H241ZM248 124H249V123H248ZM251 124H253V123H251ZM251 124H249V126H250ZM261 124H262V123H261ZM17 125H18V124H17ZM19 125H20V124H19ZM35 125H37V124H35ZM40 125H41V124H40ZM42 125H43V124H42ZM75 125H76V124H75ZM109 125H110V124H109ZM118 125H119V124H118ZM149 125H150V124H149ZM153 125H155V124H153ZM208 125H209V128H210V124H208ZM208 125H207V127H208ZM222 125H223V124H222ZM243 125H244V124H243ZM246 125H247V124H246ZM258 125H259V123H258ZM4 126H5V125H4ZM20 126H22V125H20ZM30 126H31V125H30ZM76 126H77V125H76ZM80 126H81V125H80ZM86 126H87V125H86ZM106 126H107V125H106ZM120 126H121V125H120ZM131 126H132V125H131ZM147 126H148V125H147ZM156 126H157V125H156ZM160 126H161V125H160ZM181 126H182V125H181ZM186 126H187V125H186ZM192 126H193V124H192ZM203 126H204V124H203ZM225 126H226V124H225ZM230 126H231V125H230ZM230 126H228V127H230ZM237 126H238V125H237ZM241 126H242V125H241ZM241 126H239V127H241ZM247 126H248V125H247ZM249 126H248V127H249ZM255 126H256V125H255ZM260 126H261V125H260ZM260 126H259V127H260ZM36 127H37V126H36ZM59 127H60V126H59ZM71 127H72V126H71ZM78 127H79V126H78ZM78 127H77V128H78ZM83 127H84V126H83ZM83 127H82V128H83ZM87 127H88V126H87ZM102 127H103V126H102ZM110 127H111V126H110ZM113 127H114V125H113ZM118 127H119V126H118ZM118 127H117V128H118ZM124 127H125V126H124ZM132 127H133V126H132ZM135 127H137V126H135ZM141 127H142V126H141ZM141 127L139 126V128H141ZM145 127H146V126H145ZM150 127H154V126L151 125ZM163 127H164V126H163ZM188 127H189V126H188ZM198 127H200V126H198ZM205 127H206V126H205ZM214 127H216V126L214 125ZM214 127H212V128H214ZM234 127H235V126H234ZM244 127H246V126L244 125ZM244 127H243V128H244ZM251 127H252V126H251ZM253 127H254V126H253ZM32 128H33V127H32ZM50 128H51V127H50ZM73 128H74V127H73ZM73 128H72V129H73ZM80 128H81V127H80ZM84 128H85V127H84ZM105 128H108V127H105ZM117 128H116V129H117ZM128 128H129V127H128ZM143 128H144V127H143ZM154 128H155V127H154ZM164 128H165V127H164ZM179 128H180V127H179ZM182 128H183V127H182ZM194 128L196 129V126H195ZM201 128H202V127H201ZM218 128H222V127H219V125H218ZM231 128H232V127H231ZM236 128H237V127H236ZM256 128H257V127H256ZM256 128H255V129H256ZM9 129H10V128H9ZM43 129H44V128H43ZM57 129H58V128H57ZM74 129H75V128H74ZM92 129H93V128H92ZM109 129H110V128H109ZM109 129H108V130H109ZM111 129H112V127H111ZM113 129H114V128H113ZM130 129H131V128H130ZM135 129H137V128H135ZM147 129H148V128H147ZM159 129H160V128H159ZM197 129H198V128H197ZM216 129H217V128H216ZM239 129H241V128H239ZM250 129H252V128H250ZM25 130H26V129H25ZM39 130H40V129H39ZM44 130H45V132H46V128H45ZM44 130H43V131H44ZM97 130H98V129H97ZM97 130H96V131H97ZM100 130H101V128H100ZM102 130H103V129H102ZM102 130H101V131H102ZM118 130H121V129H118ZM118 130H117V131H118ZM123 130H124V129H123ZM131 130H133V129H131ZM141 130H142V129H141ZM150 130H151V129H149V131H150ZM152 130H153V129H152ZM161 130H162V129H161ZM165 130H166V129H165ZM181 130H182V129H181ZM203 130H204V129H203ZM205 130H206V129H205ZM228 130H229V128H228ZM230 130H231V129H230ZM232 130H233V129H232ZM236 130H237V129H236ZM241 130H242V129H241ZM241 130H240V131H241ZM245 130H248V129L245 128L244 131H245ZM14 131H15V130H14ZM16 131L18 132V129H17ZM19 131H20V130H19ZM94 131H95V130H94ZM158 131H159V130H158ZM188 131H189V130H188ZM222 131H223V130H222ZM238 131H239V130H238ZM51 132H52V131H51ZM56 132H57V131H56ZM106 132H107V131H106ZM115 132H116V131H115ZM129 132H130V131H129ZM142 132H143V131H142ZM147 132H148V131H147ZM165 132L168 133V131H165ZM184 132H185V131H184ZM193 132H195V131H193ZM193 132H192L191 134H193ZM200 132H201V131H200ZM208 132H209V131H208ZM211 132H212V131H211ZM214 132H215V131H214ZM234 132H235V131H234ZM43 133H44V132H43ZM49 133H50V132H49ZM58 133H59V132H58ZM68 133H69V132H68ZM93 133H94V132H93ZM93 133H92V135H93ZM121 133H122V132H121ZM152 133H153V132H152ZM155 133H156V132H155ZM162 133L165 134V136H166V133H164V132H162ZM162 133L160 132V135H162ZM182 133H183V132H182ZM186 133H187V132H186ZM188 133H189V132H188ZM195 133H196V132H195ZM217 133H218V132H217ZM230 133H232V132H230ZM235 133H236V132H235ZM245 133H246V132H245ZM245 133H244V134H245ZM248 133H249V132H248ZM248 133H247V134H248ZM20 134H21V133H20ZM28 134H29V132H28ZM52 134H53V133H52ZM87 134H88V133H87ZM99 134H100V132H99ZM104 134H105V132H104ZM106 134H108V133H106ZM114 134H115V133H114ZM210 134H211V133H210ZM223 134H224V133H223ZM225 134H226V133H225ZM242 134H243V133H242ZM23 135H24V134H23ZM30 135H31V134H30ZM33 135H36V134L33 133ZM38 135H40V134H38ZM47 135H48V134H47ZM78 135H79V134H78ZM131 135H132V134H131ZM142 135H143V134H142ZM149 135H150V134H149ZM153 135H154V134H153ZM155 135H156V134H155ZM155 135H154V136H155ZM189 135H190V134H189ZM189 135H188V136H189ZM193 135H194V134H193ZM200 135H202V134H200ZM219 135H220V134H219ZM21 136H22V135H21ZM21 136H20V137H21ZM26 136H27V135H26ZM26 136H25V138H26ZM31 136H32V135H31ZM36 136H37V135H36ZM48 136L51 137L50 135H48ZM84 136H85V135H84ZM104 136H105V135H104ZM114 136H115V135H114ZM114 136H113V137H114ZM158 136H159V134H158ZM158 136H157V137H158ZM213 136H215V135L213 134ZM230 136H231V134H230ZM232 136H233V135H232ZM232 136H231V137H232ZM96 137H97V136H96ZM98 137H99V135H98ZM101 137H102V134H101ZM110 137H111V135H110ZM116 137H117V136H116ZM118 137H119V136H118ZM118 137H117V138H118ZM130 137H131V136H130ZM149 137H150V136H149ZM196 137L198 138L199 136H196ZM219 137H221V136H219ZM225 137H226V135H225ZM236 137H237V136H236ZM243 137H244V136H243ZM25 138H24V136H23V139H24V140H26ZM30 138H31V137H30ZM55 138H56V136H55ZM78 138H79V137H78ZM84 138L86 139V137H84ZM103 138H104V137H103ZM111 138H112V137H111ZM117 138H116V139H117ZM165 138H168V135H167V137H165ZM187 138H188V137H187ZM190 138H191V137H190ZM193 138H194V137H193ZM193 138H192V139H193ZM197 138H196V139H197ZM206 138H207V137H206ZM209 138H210V137H209ZM211 138H212V137H211ZM215 138H216V137H215ZM215 138H214V139H215ZM234 138H235V137H234ZM253 138H254V136H253ZM27 139H28V138H27ZM34 139H35V138H34ZM36 139H37V138H36ZM40 139H41V138H40ZM42 139H43V138H42ZM49 139H50V138H48V141H50ZM59 139H60V137H59ZM108 139H109V138H108ZM112 139H113V138H112ZM116 139H115V140H116ZM123 139H124V138H123ZM123 139H122V140H123ZM126 139H127V138H126ZM131 139H133V138H131ZM150 139H151V138H150ZM155 139H156V137H155ZM157 139H158V138H157ZM168 139H169V138H168ZM183 139H185V137H184ZM202 139H203V137H202ZM212 139H213V138H212ZM241 139H242V138H241ZM244 139H245V138H244ZM28 140H29V139H28ZM37 140H38V139H37ZM45 140H46V139H45ZM53 140H54V139H53ZM53 140H52V141H53ZM89 140H90V139H89ZM100 140H101V139H100ZM106 140H107V139H106ZM110 140H111V139H110ZM113 140H114V139H113ZM113 140H112V141H113ZM133 140L135 141V139H133ZM133 140H131V142H132ZM143 140H144V139H143ZM148 140H149V139H148ZM172 140H173V139H172ZM190 140H191V139H190ZM204 140H205V139H204ZM207 140H208V139H207ZM215 140H216V139H215ZM217 140H218V139H217ZM217 140H216V141H217ZM219 140H220V139H219ZM222 140H223V139H222ZM227 140H228V139H227ZM227 140H226V141H227ZM231 140H232V138H231ZM233 140H234V139H233ZM238 140H239V139H238ZM252 140H253V139H252ZM254 140H255V138H254ZM19 141H20V140H19ZM19 141H18V142H19ZM32 141H33V140H32ZM41 141H42V140H40V142H41ZM55 141H58V140L56 139ZM60 141H61V140H60ZM103 141H104V140H103ZM108 141H109V140H108ZM112 141H111V142L109 141V143H110V144H111V143L113 144V143L115 142V141H114V142H112ZM117 141H118V140H117ZM124 141H126V140H124ZM140 141H141V140H140ZM145 141H146V139H145ZM145 141H144V142H145ZM152 141H153V140H152ZM155 141H156V140H155ZM158 141H159V140H158ZM161 141H162V140H161ZM173 141H175V140H173ZM194 141H195V140H194ZM194 141H193V143H194ZM199 141H200V139H199ZM201 141H202V140H201ZM210 141H211V140H210ZM226 141H225V142H226ZM240 141H242V140H240ZM240 141H239V142H240ZM248 141H249V140H248ZM255 141H256V140H255ZM35 142H36V141H35ZM35 142H34V143H35ZM43 142H44V141H43ZM43 142H42V144H43ZM45 142L47 143V141H45ZM65 142H66V141H65ZM75 142H76V141H75ZM81 142H82V141H81ZM97 142H98V141H97ZM104 142H105V141H104ZM104 142H102V143H104ZM149 142H150V141H149ZM163 142H164V141H163ZM166 142H168V141H166ZM191 142H192V140H191ZM203 142H204V141H203ZM206 142H207V141H206ZM208 142H209V141H208ZM213 142H214V140H213ZM222 142H223V141H222ZM225 142H224V144H225ZM235 142H236V141H235ZM239 142H238V143H239ZM242 142H243V141H242ZM246 142H247V141H246ZM246 142H243V143H244V146H245V144H247ZM249 142H250V141H249ZM253 142H254V141H253ZM253 142H252V143H253ZM26 143H27V142H26ZM26 143H25V144H26ZM28 143H29V142H28ZM31 143H32V142H31ZM37 143H38V142H37ZM49 143H50V142H49ZM92 143H94V141H93ZM107 143H108V142H107ZM119 143H120V142H119ZM125 143H126V142H125ZM134 143H135V142H134ZM153 143H154V141H153ZM153 143H152V144H153ZM198 143H200V142H198ZM210 143H211V142H210ZM230 143H231V142H230ZM238 143H237V144H238ZM243 143H242V144H243ZM20 144H21V143H20ZM22 144H23V143H22ZM32 144H33V143H32ZM40 144H41V143H40ZM40 144H37V145H40ZM42 144H41V147H40V148H42ZM50 144H51V143H50ZM53 144H54V142H53ZM83 144H84V143H83ZM88 144H89V142H88ZM97 144H99V143H97ZM112 144H111V146H112ZM123 144H124V143H123ZM127 144L130 145L131 143H130V144L127 143ZM127 144H126V146H127ZM135 144H136V143H135ZM156 144H157V142H156ZM159 144H160V143H159ZM167 144H169V143H167ZM174 144H175V143H174ZM183 144H185V143L183 142ZM191 144H192V143H191ZM191 144H190V145H191ZM200 144H202V143H200ZM0 145H1V144H0ZM3 145H4V144H3ZM54 145H55V144H54ZM57 145H59V144H57ZM90 145H91V144H90ZM103 145H105V144H103ZM106 145L109 146L108 144H106ZM114 145H115V144H113V146H114ZM118 145H119V144H118ZM137 145H138V144H137ZM145 145H148V144L145 143ZM145 145H144V147H145ZM157 145H158V144H157ZM157 145H156V146H157ZM192 145H193V144H192ZM222 145H223V144H222ZM240 145H241V144H240ZM247 145H248V144H247ZM247 145H246V146H247ZM23 146H24V145H23ZM33 146H34V145H33ZM44 146H45V145H43V147H44ZM51 146H52V145H51ZM60 146H61V145H60ZM69 146H70V145H69ZM94 146H95V145H94ZM94 146H93V148H94ZM98 146H99V145H98ZM115 146H116V145H115ZM140 146H142V148H143V144H141V142H140ZM154 146H155V145H154ZM159 146H160V145H159ZM163 146H164V145H163ZM168 146H169V145H168ZM183 146H184V145H182V147H183ZM205 146H206V145H205ZM205 146H204V147H205ZM223 146H224V145H223ZM223 146H222V147H223ZM234 146H235V145H234ZM237 146H238V145H237ZM29 147H30V146H29ZM36 147H37V146H36ZM45 147H46V146H45ZM49 147H50V146H49ZM99 147H100V146H99ZM118 147L121 148L120 146H118ZM124 147H125V146H124ZM124 147H122V148H124ZM127 147H128V146H127ZM133 147H134V146H133ZM133 147H132V148H133ZM135 147H136V146H135ZM135 147H134V148H135ZM171 147H172V146H171ZM208 147H209V146H208ZM220 147H221V146H220ZM227 147H228V146H227ZM227 147H225V148H227ZM229 147H230V145H229ZM248 147H249V145H248L246 148H248ZM46 148L48 149V147H46ZM46 148H45V149H46ZM51 148H52V147H51ZM109 148H110V147H109ZM112 148H113V147H112ZM115 148H117V146H116ZM119 148H118V150H119ZM136 148L138 149V147H136ZM150 148H151V146H150ZM150 148H149V149H150ZM153 148H154V147H153ZM162 148H163V147H162ZM164 148H165V151H166L167 149H166L165 146H164ZM174 148H176V146H175ZM179 148H180V147H179ZM195 148H196V146H195ZM199 148H200V146H199ZM246 148L244 147V149H246ZM250 148H251V147H250ZM250 148H249V149H250ZM253 148H254V147H253ZM23 149H24V147H23ZM29 149H30V148H29ZM29 149H28V151H30ZM31 149H32V148H31ZM34 149H35V148H34ZM47 149H46V150H47ZM53 149H54V147H53ZM58 149H59V148H58ZM84 149H85V148H84ZM91 149H92V148H91ZM100 149H101V148H100ZM110 149H111V148H110ZM113 149H114V148H113ZM130 149H131V148H130ZM143 149H144V148H143ZM143 149H142V150H143ZM169 149H170V148H169ZM189 149H190V147H189ZM197 149H198V148H197ZM223 149H224V148H223ZM227 149H228V148H227ZM227 149H226V150H227ZM234 149H235V148H234ZM236 149H237V148H236ZM251 149H252V148H251ZM260 149H262V148H260ZM25 150H26V148H25ZM36 150H40V149H36ZM41 150H43V149H41ZM106 150H109V149L107 148V149H105L104 151H106ZM115 150H116V149H115ZM120 150H121V149H120ZM122 150H123V149H122ZM134 150H135V149H134ZM139 150H141V149H139ZM139 150H138V151H139ZM147 150H148V149H147ZM154 150H155V149H154ZM158 150H159V149H158ZM171 150H172V149H171ZM193 150H194V149H193ZM262 150H264V149H262ZM4 151H5V150H4ZM28 151H27V152H28ZM55 151H56V150H55ZM78 151L80 152L81 150H78ZM92 151H93V149H92ZM94 151H95V150H94ZM130 151H131V150H130ZM144 151H145V149H144ZM179 151H180V150H179ZM179 151H178V152H179ZM185 151H186V150H185ZM185 151H184V152H185ZM190 151H191V150H190ZM202 151H203V150H202ZM215 151H216V150H215ZM232 151H233V153H234V150H232ZM247 151H248V150H247ZM250 151H251V150H250ZM21 152H24V151H21ZM25 152H26V151H25ZM33 152H35V151H33ZM50 152H51V151H50ZM52 152H53V151H52ZM52 152H51V154H52ZM65 152H66V151H65ZM72 152H73V151H72ZM76 152H77V151H76ZM90 152H91V150H90ZM90 152H88V153H90ZM95 152H96V151H95ZM97 152H98V151H97ZM113 152H114V151H113ZM128 152H129V151H128ZM133 152H134V151H133ZM133 152H132V153H133ZM162 152H164V151H162ZM171 152H172V151H171ZM180 152H181V151H180ZM191 152H192V151H191ZM204 152H205V151H204ZM210 152H211V151H210ZM226 152H228V151H226ZM53 153H55V152H53ZM73 153H74V152H73ZM86 153H87V152H86ZM109 153H110V152H109ZM109 153H108V154H109ZM115 153H116V152H115ZM119 153H120V152H119ZM122 153H123V151H122ZM135 153H136V152H135ZM137 153H138V152H137ZM137 153H136V155H137ZM141 153H142V152H141ZM145 153H147V151H146ZM148 153H149V152H148ZM154 153H155V152H154ZM154 153H153V154H154ZM156 153H158V152H156ZM156 153H155V154H156ZM181 153H182V152H181ZM187 153H188V152H187ZM202 153H203V152H202ZM222 153H223V152H222ZM228 153H229V152H228ZM236 153H237V152H236ZM238 153H239V151H238ZM243 153H244V152H243ZM247 153H248V152H247ZM254 153H255V152H254ZM261 153H262V152H261ZM0 154H2V153H0ZM19 154H20V153H19ZM27 154H28V153H27ZM31 154L33 155V153H31ZM31 154H30V155H31ZM37 154H38V153H37ZM37 154H36V155H37ZM44 154H45V153H44ZM56 154H57V153H56ZM99 154H100V152H99ZM99 154H98V155H99ZM101 154H102V153H101ZM101 154H100V155H101ZM112 154H114V153H112ZM112 154H111V155H112ZM117 154H118V153H117ZM125 154H126V152H125ZM133 154H134V153H133ZM150 154H151V153H150ZM150 154H149V155H150ZM161 154H162V153H161ZM163 154H164V153H163ZM175 154H178V153L176 152ZM200 154H201V153H200ZM200 154L198 153L197 155H200ZM211 154H213V153H211ZM231 154H232V153L230 152V155H231ZM234 154H235V153H234ZM248 154H249V153H248ZM20 155H21V154H20ZM41 155H42V154H41ZM58 155H59V154H58ZM72 155L75 156L76 154H72ZM81 155H82V154H81ZM81 155H80V156H81ZM83 155H84V154H83ZM121 155H122V154H121ZM139 155H140V154H139ZM147 155H148V154H147ZM147 155H146V156H147ZM171 155H172V154H171ZM178 155H179V154H178ZM194 155H195V154H194ZM194 155H192V158H193ZM197 155H196V156H197ZM207 155H210V154L207 153ZM220 155H221V153H220ZM225 155H226V154H225ZM230 155H229V156H230ZM236 155H237V154H235V157H236ZM239 155H240V154H239ZM4 156L6 157V155H4ZM21 156H22V155H21ZM25 156H26V155H25ZM43 156H45V155H43ZM74 156H71V157H74ZM123 156H124V155H123ZM129 156H130V155H129ZM137 156H138V155H137ZM143 156H145V155H143ZM151 156H153V155L151 154ZM165 156H166V155H165ZM185 156H186V155H185ZM196 156H194V158H195ZM201 156H203V155H201ZM211 156H212V155H211ZM222 156H223V155H222ZM226 156H227V155H226ZM229 156H228V157H229ZM248 156L250 157V155H248ZM28 157H29V156H28ZM37 157H38V155H37ZM101 157H102V155L99 156V159H100ZM121 157H122V156H121ZM131 157H132V156H131ZM133 157H134V156H133ZM140 157H141V156H140ZM148 157H149V156H148ZM199 157H200V156H199ZM203 157H204V156H203ZM203 157H202V158H203ZM208 157H209V156H208ZM208 157H207V159H208ZM216 157H217V156H216ZM216 157H215V158H216ZM237 157H238V156H237ZM255 157H256V155H255ZM257 157H258V156H257ZM257 157H256V158H257ZM11 158H12V157H11ZM13 158H14V157H13ZM30 158H31V157H30ZM32 158H33V157H32ZM47 158L49 159V156L47 157V155H46V159H47ZM61 158H62V157H61ZM64 158H65V157H64ZM122 158H123V157H122ZM152 158H153V157H152ZM158 158H159V157H158ZM190 158H191V156H190ZM197 158H198V156H197ZM197 158H196V160H197ZM220 158H221V157H220ZM220 158H219L218 160H220ZM225 158H226V157H225ZM233 158H234V155H233ZM250 158H252V156H251ZM250 158H249V159H250ZM5 159H6V158H5ZM34 159H35V158H34ZM34 159H33V162H34ZM39 159H40V158H38V160H39ZM71 159H72V158H71ZM80 159H81V158H80ZM82 159H83V158H82ZM87 159H88V158L84 159V161H86ZM89 159H90V157H89ZM95 159H96V158H95ZM99 159H98V160H99ZM101 159H103V157H102ZM101 159H100V160H101ZM117 159H118V158H117ZM120 159H121V158H120ZM126 159H127V158H126ZM126 159H125V160H126ZM132 159H133V158H132ZM132 159H131V160H132ZM137 159H138V158H137ZM139 159H140V158H139ZM154 159H155V158H154ZM156 159H157V158H156ZM162 159H164V158L162 157ZM177 159H179V157H178ZM187 159H189V158H187ZM199 159H200V158H199ZM204 159H206V158H204ZM204 159H203V160H204ZM213 159H214V157H213ZM213 159H211V160H213ZM240 159H241V158H240ZM257 159H258V158H257ZM17 160H18V159H17ZM19 160H20V159H19ZM22 160H23V159H22ZM67 160H68V159H67ZM77 160H78V158H77ZM90 160H91V159H90ZM115 160H116V159H115ZM123 160H124V159H123ZM123 160H121L120 163H122ZM125 160H124V161H125ZM128 160H129V159H128ZM128 160H127V161H128ZM134 160H135V158H134ZM140 160H141V159H140ZM150 160H151V159H149V161H150ZM169 160H170V159H169ZM181 160H182V159H181ZM185 160H186V158H185ZM191 160H192V159H191ZM201 160H202V159H201ZM203 160H202V162H203ZM211 160H210V162H211ZM228 160H229V159H228ZM253 160H256V159L253 158ZM0 161H2V159H0ZM30 161H31V160H30ZM40 161H41V160H40ZM63 161H64V160H63ZM68 161H70V160H68ZM71 161H72V160H71ZM71 161H70L69 163H71ZM74 161H75V160H74ZM108 161H109V160H108ZM118 161H119V160H118ZM124 161H123V163H124ZM143 161H144V160H143ZM151 161H152V160H151ZM156 161H157V160H156ZM165 161H166V160H165ZM165 161L163 160V162H165ZM183 161H184V159H183ZM214 161H215V160H214ZM231 161H232V160H231ZM234 161H235V160H234ZM241 161H242V160H241ZM241 161H240V162H241ZM258 161H259V160H258ZM258 161H257V163H258ZM10 162H11V161H10ZM26 162H27V161H26ZM65 162H66V161H65ZM81 162H83V160H82ZM86 162H87V161H86ZM95 162H96V160H95ZM103 162H104V161H103ZM109 162H110V161H109ZM125 162H126V161H125ZM130 162H131V161H130ZM130 162H129V163H130ZM133 162H134V161H133ZM133 162H132V163H133ZM147 162H148V161H147ZM147 162H146V163H147ZM158 162H159V164L162 163V162H160L159 160H158ZM173 162H174V161H173ZM202 162H201V163H202ZM210 162H209V163H210ZM237 162H238V161H237ZM237 162H236V163H237ZM262 162H263V161H262ZM6 163H7V162H6ZM23 163H24V161H23ZM28 163H29V162H28ZM34 163H36V162H34ZM42 163H43V162H42ZM51 163H52V162H51ZM63 163H64V162H63ZM72 163H74V162H72ZM72 163H71V164H72ZM89 163H90V162H89ZM89 163H88V164H89ZM96 163H97V162H96ZM104 163H105V162H104ZM135 163H136V162H135ZM139 163H141V162H138L137 165H140ZM142 163H143V162H142ZM146 163H145V164H146ZM154 163H156V162H154ZM154 163H153V161H152V164H154ZM167 163H169V162H167ZM167 163H166V164H167ZM177 163H178V162H177ZM177 163H176V164H177ZM190 163H191V162H190ZM192 163H194V162L192 161ZM192 163H191V164H192ZM203 163H204V162H203ZM232 163H233V162H231L230 165H231ZM243 163H244V161H243ZM251 163H252V162H251ZM260 163H261V161H260ZM36 164H37V163H36ZM38 164H40V163H38ZM53 164H54V161H53ZM57 164H58V162H57ZM78 164H79V163H78ZM163 164H164V163H163ZM176 164H175V165H176ZM185 164H186V163H185ZM187 164H188V163H187ZM216 164H218V163H217V160H216ZM219 164H220V163H219ZM222 164H223V162H222ZM226 164H227V163H226ZM226 164H225V165H226ZM252 164H253V163H252ZM258 164H259V163H258ZM0 165H1V164H0ZM9 165H10V164H9ZM15 165H16V163H15ZM15 165H14V166H15ZM29 165H30V164H29ZM32 165H33V164H32ZM32 165H31V166H32ZM80 165H81V164H80ZM99 165H100V164H99ZM102 165H103V164H102ZM122 165H125V164H122ZM131 165H133V164H131ZM131 165H130V166H131ZM137 165H136V166H137ZM161 165H162V164H161ZM167 165H170V164H167ZM180 165H181V164H180ZM180 165H179V166H180ZM198 165H199V164H198ZM204 165H205V163H204ZM207 165H208V164H207ZM212 165H213V164H212ZM249 165H250V163H249ZM262 165H263V164H262ZM7 166H8V164H7ZM20 166H22V165H20ZM61 166H62V165H61ZM66 166H67V165H66ZM70 166H71V165H70ZM76 166H77V165H76ZM81 166H82V165H81ZM93 166H96V165L93 164ZM108 166H109V164H108ZM113 166H114V165H113ZM136 166H135V167H136ZM150 166H151V164H150ZM150 166H149V167H150ZM156 166H157V165H156ZM159 166H160V165H159ZM164 166H165V164H164ZM179 166H178V164H177V166H175V168H174V167H172V168H174L173 170H175V169H177L176 167H179ZM184 166H185V165H184ZM186 166H187V165H186ZM186 166H185V167H186ZM192 166H193V165H192ZM201 166L203 167V165H201ZM213 166H214V165H213ZM221 166H222V165H221ZM226 166H227V165H226ZM244 166H245V165H244ZM11 167H12V166H11ZM48 167H49V166H48ZM71 167H73V166H71ZM71 167H70V168H71ZM74 167H75V165H74ZM105 167H106V166H105ZM111 167H112V166H111ZM125 167H126V166H125ZM125 167H124V168H125ZM127 167H128V166H127ZM138 167H139V166H138ZM143 167H144V166H143ZM146 167H148V166H146ZM169 167H170V166H169ZM187 167H190V166H187ZM216 167H217V165H216ZM222 167H223V166H222ZM227 167L229 168V166H227ZM239 167H240V166H239ZM251 167H252V166H250V168H251ZM4 168H6V167H4ZM15 168H16V166H15ZM35 168H36V167H35ZM38 168H39V167H38ZM68 168H69V166H68ZM70 168H69V169H70ZM89 168H91V167H89ZM106 168H107V167H106ZM113 168H114V167H113ZM115 168H116V167H115ZM122 168H123V166H122ZM139 168H140V167H139ZM159 168H160V167H159ZM194 168H195V166H194ZM199 168H200V167H199ZM232 168H233V166H232ZM235 168H236V167H235ZM256 168H257V167H256ZM262 168H264V167L262 166ZM2 169H3V168H2ZM2 169H1V171H2ZM27 169H28V168H27ZM31 169H32V168H31ZM63 169H64V168H63ZM65 169H67V167H66ZM65 169H64V170H65ZM72 169H73V168H72ZM78 169H80V168H78ZM101 169H102V168H101ZM103 169H104V168H103ZM103 169H102V172H103ZM116 169H117V168H116ZM127 169H128V168H127ZM164 169H165V168H164ZM179 169H180V168H179ZM179 169H178V170H179ZM182 169H183V168H182ZM195 169H196V168H195ZM201 169H203V168H201ZM205 169H206V166H205ZM205 169H204V170H205ZM214 169H215V168H214ZM218 169H219V168H218ZM236 169H237V168H236ZM245 169H246V168H245ZM253 169H254V168H252V170H253ZM258 169H259V168H258ZM4 170H5V169H4ZM23 170H24V169H23ZM25 170H26V168H25ZM29 170H30V169H29ZM36 170H37V168H36ZM55 170H56V169H55ZM93 170H94V169H93ZM93 170H92V171H93ZM97 170H98V169H97ZM113 170H115V169H113ZM124 170H125V169H124ZM138 170H139V169H138ZM143 170H144V169H143ZM149 170H150V169H149ZM149 170H148V171H149ZM166 170L169 171L168 169H166ZM210 170H211V169H210ZM224 170H225V169H224ZM224 170H223V171H224ZM254 170H255V169H254ZM5 171H7V170H5ZM38 171H39V170H38ZM48 171H49V170H48ZM58 171H59V170H58ZM62 171H63V170H62ZM105 171H106V170H105ZM134 171H135V170H134ZM145 171H147V170H145ZM160 171H161V170H160ZM160 171H159V172H160ZM171 171H172V170H171ZM189 171H191V170H189ZM194 171H195V170H194ZM218 171H219V170H218ZM8 172H9V169H8ZM16 172H17V171H16ZM25 172H26V171H25ZM31 172H32V171H31ZM59 172H60V171H59ZM63 172H64V171H63ZM63 172H62V173H63ZM66 172H67V171H66ZM66 172H65V173H66ZM116 172H117V171H116ZM116 172H115V173H116ZM154 172H155V171H154ZM154 172H153V174H154ZM157 172H158V170H157ZM164 172H165V171H164ZM175 172H177V171H175ZM181 172H183V171H181ZM195 172H196V171H195ZM201 172H202V170H201ZM201 172H199V174H201ZM205 172H208V171L206 170ZM205 172H204V173H205ZM216 172H217V170H216ZM236 172H237V171H236ZM2 173H3V172H2ZM9 173H10V172H9ZM14 173H15V172H14ZM14 173H13V174H14ZM17 173H18V172H17ZM21 173H22V171H21ZM21 173H20V174H21ZM43 173H44V172H43ZM65 173H63V174H65ZM87 173L89 174L90 172H87ZM97 173H99V171L96 172L95 174H97ZM110 173H111V172H110ZM123 173H124V172H123ZM123 173H122V174H123ZM131 173H132V172H131ZM135 173H136V172H135ZM143 173H144V172H143ZM148 173H149V172H148ZM161 173H162V172H161ZM172 173H173V172H172ZM177 173H178V172H177ZM183 173H184V172H183ZM189 173H190V172H189ZM189 173H188V174H189ZM212 173H213V172H212ZM214 173H215V172H214ZM261 173L263 174V171H262ZM24 174H25V173H24ZM63 174H62V175H63ZM91 174H93V172H92ZM95 174H94V175H95ZM103 174H104V173H103ZM103 174H102V176H103ZM112 174H113V172H112ZM122 174H121V175H122ZM153 174H152V175H153ZM155 174H156V173H155ZM157 174H158V173H157ZM180 174H182V173H180ZM186 174H187V173H186ZM191 174H192V173H191ZM219 174H221V173L219 172L218 175H219ZM231 174H232V173H231ZM241 174H242V173H241ZM248 174H249V173H248ZM248 174H247V175H248ZM0 175H1V174H0ZM8 175H9V174H8ZM8 175H7V176H8ZM29 175H30V173H29ZM35 175H36V174H35ZM65 175H66V174H65ZM78 175H79V174H78ZM94 175H93V177H94ZM99 175H101V174H99ZM105 175H106V174H105ZM105 175H104V176H105ZM119 175H120V174H119ZM143 175H144V174H143ZM158 175H159V174H158ZM205 175H206V174H205ZM2 176H3V175H2ZM10 176H11V174H10ZM21 176H22V174H21ZM21 176H20V177H21ZM30 176H31V175H30ZM38 176H39V174H38ZM40 176H41V175H40ZM49 176H50V175H49ZM63 176H64V175H63ZM133 176H134V175H133ZM153 176H154V175H153ZM167 176H168V175H167ZM177 176H178V175H177ZM184 176H185V174H184ZM184 176H183V177H184ZM186 176H188V175H186ZM186 176H185V178H186ZM194 176H195V175H194ZM206 176H207V177H208V176L210 177V175H206ZM12 177H13V176H12ZM15 177H16V176H15ZM90 177H91V175H90ZM90 177H89V178H90ZM106 177H107V175H106ZM113 177H114V176H113ZM123 177H124V176H123ZM126 177H127V176H126ZM136 177H137V176H136ZM149 177H150V176H149ZM180 177H181V176H179V179H180ZM195 177H196V176H195ZM197 177H198V176H197ZM200 177H201V175H200ZM224 177H225V176H224ZM249 177H250V176H249ZM253 177H254V176H253ZM30 178H31V177H30ZM48 178H50V177H48ZM87 178H88V177H87ZM121 178H122V177H121ZM133 178H135V177H133ZM147 178H148V177H147ZM163 178H164V177H163ZM189 178H190V177H189ZM189 178H188V179H189ZM255 178H256V176H255ZM255 178H254V179H255ZM258 178H259V177H258ZM26 179H27V178H26ZM32 179H33V178H32ZM46 179H47V178H46ZM91 179H92V178H91ZM94 179H95V178H94ZM112 179H113V178H112ZM137 179H138V178H137ZM149 179H150V178H149ZM170 179H171V178H170ZM172 179H173V178H172ZM172 179H171V180H172ZM174 179H175V178H174ZM188 179L186 178L185 182H186ZM192 179H193V178H192ZM201 179H202V178H201ZM206 179H207V178H206ZM248 179H251V178H248ZM259 179H260V178H259ZM13 180H14V179H13ZM15 180H16V179H15ZM17 180H18V179H17ZM23 180H24V179H23ZM33 180H34V179H33ZM62 180H63V179H62ZM64 180H65V179H64ZM70 180H71V179H70ZM86 180H87V179H86ZM95 180H96V179H95ZM95 180H94V181H95ZM122 180H123V179H122ZM129 180H130V179H129ZM144 180L148 181L147 179H144ZM164 180H165V179H164ZM177 180H178V179H177ZM252 180H253V179H252ZM263 180H264V179H263ZM26 181H27V180H26ZM119 181H120V180H119ZM124 181H126V180H124ZM132 181H133V180H132ZM149 181H150V180H149ZM155 181H156V180H155ZM165 181H166V180H165ZM165 181H164V182H165ZM174 181H175V180H174ZM178 181H179V180H178ZM183 181H184V179H183ZM203 181H204V180H203ZM210 181H211V180H210ZM32 182H33V181H32ZM41 182H42V181H41ZM47 182H48V181H47ZM56 182H57V181H56ZM78 182H79V181H78ZM95 182H96V181H95ZM102 182H103V181H102ZM102 182H101V183H102ZM111 182H112V181H111ZM120 182H121V181H120ZM134 182H136V180H134ZM138 182L140 183V180L137 181V183H138ZM151 182H152V181H151ZM161 182H162V181H161ZM185 182H184L183 184H185ZM187 182H188V181H187ZM191 182H192V181H191ZM191 182H190V183H191ZM195 182H196V181H195ZM205 182H206V181H205ZM224 182H225V181H224ZM230 182H231V181H230ZM232 182H233V181H232ZM236 182H237V181H236ZM249 182H251V181H249ZM256 182H257V181H256ZM261 182H262V181H261ZM261 182H260V183H261ZM1 183H2V182H1ZM15 183H16V182H15ZM68 183H69V182H68ZM116 183H118V181H117ZM130 183H131V182H130ZM137 183H136V184H137ZM139 183H138V185H139ZM144 183H145V182H144ZM153 183H154V182H153ZM159 183H160V182H159ZM170 183H171V182H170ZM190 183L188 182L187 184L189 185ZM206 183H207V182H206ZM219 183H220V181H219ZM21 184L23 185V183H20V185H21ZM60 184H61V183H60ZM62 184H63V183H62ZM73 184H74V183H72L71 186H73ZM75 184H77V183H75ZM81 184H82V183H81ZM112 184H113V183H112ZM118 184H119V183H118ZM134 184H135V183H134ZM134 184H133V185H134ZM165 184H166V183H165ZM209 184H210V183H209ZM212 184H214V182H212ZM238 184H239V183H238ZM262 184H263V183H262ZM14 185H15V184H14ZM30 185L32 186V184H30ZM30 185H29V186H30ZM45 185H46V184H45ZM45 185H44V186H45ZM85 185H87V184H85ZM88 185H91V182H90V184H88ZM88 185H87V186H88ZM92 185H93V184H92ZM92 185H91V186H92ZM106 185H107V184H106ZM120 185H121V184H120ZM133 185H132V187H133ZM138 185H136V186H138ZM140 185H141V184H140ZM155 185H156V184H155ZM162 185H163V183H162ZM167 185H169V184H167ZM174 185H175V183H174ZM194 185H195V184H194ZM200 185H201V184H200ZM207 185H208V184H207ZM34 186H35V185H34ZM34 186H33V187H34ZM42 186H43V184H42ZM47 186H48V184H47ZM60 186H61V185H60ZM82 186H83V185H82ZM103 186H104V185H103ZM103 186H102V187H103ZM112 186H113V185H112ZM134 186H135V185H134ZM141 186H142V185H141ZM141 186H139V187H141ZM144 186H145V185H144ZM153 186H154V185H153ZM169 186H170V185H169ZM183 186H184V185H183ZM183 186L181 185V187H183ZM197 186H198V185H197ZM252 186L254 187L255 185H252ZM258 186H260V185H258ZM258 186H257V187H258ZM261 186H262V185H261ZM12 187H13V186H12ZM49 187H50V186H49ZM62 187H63V186H62ZM74 187H76V186H74ZM85 187H86V186H85ZM98 187H99V186H98ZM121 187H122V186H121ZM154 187H155V186H154ZM160 187H161V186H160ZM162 187H163V186H162ZM171 187H172V186H171ZM191 187H192V186H191ZM203 187H204V186H203ZM208 187H209V186H208ZM208 187H207V188H208ZM13 188H14V187H13ZM13 188H12V190H13ZM26 188H27V186H26ZM30 188H31V187H30ZM40 188H42V187H40ZM43 188H44V187H43ZM78 188H79V186H78ZM80 188H81V187H80ZM123 188H124V187H123ZM137 188H138V187H137ZM148 188H149V186H148ZM165 188H166V187H165ZM165 188H163V190H164ZM168 188H169V187H168ZM178 188H179V186H178ZM178 188H177V189H178ZM255 188H256V186H255ZM34 189H35V188H34ZM53 189H54V188H53ZM61 189H62V188H61ZM69 189H71V188L69 187ZM82 189H83V188H82ZM89 189H90V188H89ZM89 189H88V190H89ZM92 189H94V188L92 187ZM127 189H128V188H127ZM142 189H143V188H142ZM151 189L153 190V187H152ZM160 189H162V188H160ZM166 189H167V188H166ZM192 189H193V188H192ZM234 189H235V188H234ZM240 189H241V188H240ZM256 189H257V188H256ZM256 189H255V190H256ZM7 190H8V189H7ZM66 190H67V189H66ZM75 190H76V189H75ZM80 190H81V189H80ZM116 190H118V189H116ZM133 190H134V189H133ZM136 190H137V189H136ZM136 190H135V191H136ZM152 190H150V191H152ZM169 190H170V189H169ZM186 190H187V192L189 191L188 189H186ZM186 190H185V191H186ZM194 190H195V189H194ZM199 190H200V189H199ZM201 190L203 191V189H201ZM201 190H200V191H201ZM210 190H211V189H210ZM257 190H258V189H257ZM260 190H261V189H260ZM263 190H264V189H263ZM5 191H6V190H5ZM5 191H3V192H5ZM30 191H31V189H30ZM71 191H72V190H71ZM90 191H91V190H90ZM90 191H89V192H90ZM118 191H119V190H118ZM127 191H128V190H127ZM140 191H141V190H140ZM140 191H138V192H140ZM142 191L144 192V189H143ZM165 191H166V190H165ZM165 191H162V192H165ZM174 191H176L175 188H174ZM183 191H184V190H183ZM197 191H198V190H197ZM211 191H212V190H211ZM239 191H240V190H239ZM14 192H15V190H14ZM35 192H36V191H35ZM43 192H44V191H43ZM46 192H47V191H46ZM62 192H63V191H62ZM73 192H74V190H73ZM96 192H97V191H96ZM96 192H95V193H96ZM122 192H123V191H121V193H122ZM138 192L136 191V193H135V192H134V193L137 195ZM147 192H148V190H147ZM159 192H160V191H159ZM172 192H173V191H172ZM194 192H195V191H194ZM194 192L192 191V193H194ZM213 192H214V191H213ZM226 192H227V191H226ZM236 192H237V191H236ZM246 192H247V191H246ZM251 192H252V190H251ZM259 192H261V191H259ZM20 193H21V192H20ZM31 193H32V192H31ZM53 193H54V192H53ZM79 193H81V191H80ZM101 193H102V192H101ZM126 193H128V192H126ZM132 193H133V192H132ZM134 193H133V196H135ZM140 193H142V192H140ZM145 193H146V192H145ZM148 193H150V192H148ZM165 193L168 194L167 191H166ZM165 193H163V194H165ZM188 193H189V192H188ZM190 193H191V191H190ZM242 193H243V192H242ZM9 194H10V193H9ZM44 194H45V193H44ZM65 194H66V193H65ZM67 194H68V193H67ZM76 194H77V193H76ZM87 194H88V193H87ZM87 194H86V195H87ZM92 194H94L93 191H92ZM119 194H120V192L118 193V195H119ZM122 194H123V193H122ZM122 194H120V195H122ZM157 194H158V193H157ZM159 194H160V193H159ZM159 194H158V195H159ZM180 194H181V192H180ZM180 194L178 193V195H180ZM184 194H186V193H184ZM251 194H252V193H251ZM4 195H5V193H4ZM11 195H12V194H11ZM15 195H18V193H17V194L15 193ZM22 195H23V194H22ZM46 195H47V194H46ZM70 195H71V194H70ZM80 195H81V194H79L78 196H80ZM83 195H84V194H83ZM99 195H100V194H99ZM112 195H113V194H112ZM115 195H116V194H115ZM115 195H114V196H115ZM139 195H140V194H139ZM141 195H142V194H141ZM148 195H150V194H148ZM151 195H152V197H153V193H152ZM155 195H156V194H155ZM161 195H162V194H161ZM161 195H160V196H161ZM170 195H171V194H170ZM175 195H176V194H175ZM238 195H239V193H238ZM249 195H250V194H249ZM263 195H264V194H263ZM9 196H10V195H9ZM12 196H13V195H12ZM18 196H19V195H18ZM35 196H36V195H35ZM61 196H62V194H61ZM63 196H65V195H63ZM63 196H62V197H63ZM74 196H75V195H74ZM89 196H90V195H89ZM101 196H102V195H101ZM101 196H99V198H100ZM124 196H125V195H124ZM124 196H122V197H124ZM160 196H159V198H160ZM195 196H196V195H195ZM254 196H255V195H254ZM261 196H262V194H261ZM15 197H16V196H15ZM21 197H22V196H21ZM59 197H60V195H59ZM72 197H73V196H72ZM75 197H76V196H75ZM75 197H74V198H75ZM82 197H83V196H82ZM96 197H97V196H96ZM103 197H104V196H103ZM122 197H121V198H122ZM165 197H166V196H165ZM168 197H169V196H168ZM168 197H167V198H168ZM177 197H178V196H177ZM184 197H185V196H184ZM188 197H189V196H188ZM199 197H200V195H199ZM237 197H238V196H237ZM241 197H243V196H241ZM250 197H251V196H250ZM250 197H249V198H250ZM255 197H256V196H255ZM77 198H78V197H77ZM101 198H102V197H101ZM115 198H116V196H115ZM125 198H127V197H124V199H125ZM138 198H139V197H138ZM146 198H147V197H146ZM157 198H158V196H157ZM161 198H162V197H161ZM161 198H160V199H161ZM171 198H172V197H169L170 200H171ZM173 198H176V197H173ZM196 198H197V197H196ZM196 198H195V199H196ZM251 198H252V197H251ZM4 199H5V198H4ZM16 199H17V198H16ZM67 199H68V198H67ZM70 199H71V198H70ZM72 199H73V198H72ZM88 199H89V198H88ZM92 199H93V198H92ZM122 199H123V198H122ZM122 199H121V201H122ZM134 199H135V198H134ZM140 199H141V198H140ZM143 199H145V197H144ZM177 199H178V198H177ZM183 199H184V198H183ZM183 199H182V200H183ZM190 199H191V198H190ZM258 199L261 201L260 203H262V199H263V197H262V199H261V198H258ZM258 199H257V200H258ZM10 200H11V199H10ZM12 200H13V199H12ZM62 200H63V199L61 198V201H62ZM77 200H78V199H77ZM81 200H82V199H81ZM83 200H84V198H83ZM96 200H97V199H95V201H96ZM100 200H101V199H100ZM105 200H106V199H105ZM109 200H110V198H109ZM138 200H139V199H138ZM161 200H162V199H161ZM182 200H181V201H182ZM199 200H200V199H199ZM203 200H206V199H203ZM259 200H258V201H259ZM42 201H43V200H42ZM42 201H41V202H42ZM71 201H72V200H71ZM107 201H108V200H107ZM107 201H106V203L109 204V202H107ZM112 201H113V200H112ZM112 201H111V202H112ZM114 201H115V200H114ZM118 201H119V200H118ZM123 201H124V200H123ZM128 201H129V197H128ZM130 201H131V200H130ZM130 201H129V202H130ZM156 201H158V199H157ZM164 201H165V200H164ZM164 201H163V202H164ZM166 201H168V200H166ZM176 201H178V200H176ZM196 201H197V200H196ZM200 201L202 202V200H200ZM209 201H210V200H209ZM209 201H208V202H209ZM252 201H253V199H252ZM38 202H39V201H38ZM84 202H85V201H84ZM99 202H100V201H99ZM101 202H102V201H101ZM103 202H104V201H103ZM129 202H128V203H129ZM138 202H139V201H138ZM140 202H141V201H140ZM149 202H150V201H149ZM153 202H154V201H151L150 203H153ZM158 202H159V201H158ZM158 202H157V203H158ZM194 202H195V201H194ZM226 202H227V201H226ZM243 202H244V201H243ZM253 202H254V201H253ZM253 202H252V203H253ZM256 202H257V201H256ZM12 203H13V202H12ZM42 203H43V202H42ZM66 203H67V202H66ZM79 203H80V202H79ZM86 203H87V202H86ZM106 203H105V204H106ZM155 203H156V202H155ZM160 203H161V201H160ZM168 203H170V202H168ZM178 203H179V202H178ZM187 203H188V202H187ZM224 203H225V201H224ZM247 203H248V202H247ZM250 203H251V201H250ZM257 203H258V202H257ZM257 203H255V204H257ZM13 204H15V203H13ZM16 204H17V203H16ZM37 204H38V203H37ZM68 204H69V202H68ZM77 204H78V202H77ZM89 204H90V203H89ZM97 204H98V203H97ZM97 204H96V205H97ZM116 204H118V203H116ZM119 204H120V203H119ZM119 204H118V205H119ZM136 204H137V203H136ZM205 204H206V203H205ZM209 204H210V203H209ZM225 204H226V203H225ZM263 204H264V203H263ZM9 205H10V204H9ZM43 205H44V204H43ZM75 205H76V204H75ZM79 205H80V204H79ZM98 205H99V204H98ZM100 205H101V204H100ZM106 205H107V204H106ZM112 205H113V204H112ZM118 205H117V206H118ZM120 205H121V204H120ZM122 205H123V204H122ZM130 205H131V204H130ZM147 205H148V202L146 203L145 207H147ZM151 205H152V204H151ZM151 205H150V206H151ZM154 205H155V204H154ZM159 205H160V204H159ZM159 205H158V206H159ZM166 205H167V204H166ZM177 205H178V204H177ZM177 205H176V206H177ZM186 205H187V204H186ZM250 205H252V204H250ZM41 206H42V205H41ZM46 206H47V205H46ZM103 206H104V205H103ZM117 206H114V207L116 208ZM135 206H136V205H135ZM137 206H138V204H137ZM148 206H149V205H148ZM152 206H153V205H152ZM152 206H151V207H152ZM155 206H157V205H155ZM190 206H191V205H190ZM190 206H189V208H190ZM194 206H195V205H194ZM66 207H70V206H66ZM79 207H82V206H79ZM87 207H88V206H87ZM109 207H110V206H109ZM120 207H121V206H120ZM123 207H124V206H123ZM129 207H130V206H129ZM151 207H150V208H151ZM153 207H154V206H153ZM178 207H179V205H178ZM180 207H182V206H180ZM183 207H184V206H183ZM185 207H186V206H185ZM229 207H230V206H229ZM229 207H228V208H229ZM253 207H254V206H253ZM258 207H259V206H258ZM258 207H257V208H258ZM262 207H263V205H262ZM101 208H102V207H101ZM103 208H104V207H103ZM115 208H114V209H115ZM117 208H118V207H117ZM126 208H127V207H126ZM126 208H125V209H126ZM140 208H141V207H140ZM154 208H155V207H154ZM157 208H158V207H157ZM161 208H162V207H161ZM161 208H160V210H161ZM167 208H168V207H167ZM173 208H176V207H173ZM191 208H192V207H191ZM249 208H250V207L248 206V209H249ZM259 208H260V207H259ZM25 209H26V208H25ZM68 209H69V208H68ZM77 209H78V207L76 206V210H77ZM82 209H83V207H82ZM82 209H81V210H82ZM87 209H89V208H87ZM93 209L95 210V208H93ZM93 209H92V211H93ZM110 209H111V208H110ZM118 209H119V208H118ZM125 209H123V211H124ZM132 209H133V207H132ZM134 209H135V208H134ZM136 209H137V208H136ZM148 209H149V207H148ZM164 209H165V208H164ZM182 209H183V208H182ZM192 209H193V208H192ZM209 209H210V208H209ZM209 209H208V212H209ZM246 209H247V208H246ZM8 210H9V209H8ZM119 210H120V209H119ZM130 210H131V208H130ZM140 210H141V209H140ZM144 210H145V209H144ZM162 210H163V209H162ZM162 210H161V211H162ZM187 210H188V209H187ZM189 210H190V209H189ZM254 210H255V209H254ZM260 210H261V209H260ZM29 211H30V210H29ZM57 211H58V210H57ZM84 211H85V210H84ZM90 211H91V210H90ZM104 211H105V210H104ZM113 211H114V210H113ZM121 211H122V210H121ZM127 211H128V208H127ZM150 211H151V210H150ZM165 211H166V210H165ZM165 211H164V212H165ZM177 211H178V210H177ZM181 211H182V210H181ZM190 211H191V210H190ZM190 211H189V212H190ZM192 211H193V210H192ZM196 211H197V210H196ZM235 211H236V209H235ZM246 211H249V210H246ZM61 212H62V211H61ZM74 212H75V211H74ZM107 212H108V211H107ZM110 212H111V211H110ZM128 212H129V211H128ZM128 212H127V213H128ZM140 212H141V211H139V213H140ZM151 212H152V211H151ZM162 212H163V211H162ZM175 212H176V211H175ZM175 212H174V213H175ZM184 212H185V211H183V213H184ZM221 212H222V211H221ZM229 212H230V211H229ZM241 212H242V211H241ZM241 212H240V213H241ZM251 212H252V210L249 211V213H251ZM258 212H259V211H258ZM47 213H48V212H47ZM80 213H81V212H80ZM94 213H95V212H94ZM136 213H137V212H136ZM139 213H138V216L140 215ZM143 213H144V212H143ZM145 213H146L145 216L142 214V218H143V216L146 217L147 214H150V213H148V212H145ZM159 213H160V212H159ZM240 213H239V214H240ZM247 213H248V212H247ZM249 213H248V214H249ZM5 214H6V213H5ZM16 214H17V213H16ZM53 214H54V213H53ZM53 214H52V215H53ZM57 214H58V213H57ZM59 214H60V213H59ZM72 214H73V213H72ZM78 214H79V213H78ZM108 214H109V213H108ZM154 214H156V213H154ZM157 214H158V212H157ZM162 214H163V213H162ZM165 214H166V212H165ZM170 214H171V213H170ZM178 214H179V213H178ZM191 214H192V213H191ZM251 214H252V213H251ZM255 214H256V212H255ZM258 214H259V213H258ZM45 215H46V214H45ZM106 215H107V214H106ZM112 215H113V214H112ZM119 215H120V214H119ZM124 215H126V214H124ZM174 215H175V214H174ZM174 215H172V216H174ZM181 215H182V214H181ZM207 215H208V214H207ZM209 215H211V214H209ZM256 215H257V214H256ZM2 216H3V215H2ZM4 216H5V215H4ZM7 216H8V215H7ZM88 216H89V215H88ZM93 216H94V215H93ZM97 216H98V214H97ZM97 216H96V217H97ZM148 216H149V215H148ZM148 216H147L146 218H149V219H147V220H150V216H151V215H150L149 217H148ZM153 216H154V215H153ZM153 216H152V217H153ZM163 216H164V214H163ZM187 216L189 217L190 215H187ZM199 216H200V215H199ZM211 216H212V215H211ZM233 216H234V215H233ZM244 216H245V215H244ZM247 216H248V219H249V218H250L249 215H247ZM13 217H14V216H13ZM30 217H32V215H31ZM39 217H40V216H39ZM44 217H45V216H44ZM47 217H48V216H47ZM75 217H76V216H75ZM79 217H80V216H79ZM100 217H102V216H100ZM134 217H135V216H134ZM152 217H151V218H152ZM164 217H166V216H164ZM174 217H176V216H174ZM177 217L179 218V216H177ZM181 217H182V216H181ZM181 217H180V218H181ZM208 217H209V216H208ZM212 217H214V215H213ZM236 217H237V216H236ZM240 217H241V216H240ZM259 217H260V216H259ZM261 217H262V216H261ZM33 218H34V217H33ZM55 218H56V217H55ZM67 218H68V217H67ZM168 218H169V217H168ZM171 218H173V217H171ZM186 218H187V217H186ZM251 218H252V217H251ZM0 219H1V218H0ZM4 219H5V218H4ZM7 219H8V218H7ZM79 219H80V218H79ZM108 219H109V217H108ZM111 219H112V218H111ZM129 219H130V217H129ZM129 219H128V220H129ZM153 219H154V218H153ZM161 219H162V218H161ZM166 219H167V218H166ZM175 219H176V218H175ZM182 219H183V217H182ZM187 219H188V218H187ZM214 219H215V217H214ZM224 219H225V218H224ZM236 219H237V218H236ZM236 219H235V220H236ZM240 219H241V218H240ZM242 219H243V217H242ZM244 219H245V218H244ZM254 219H255V218H254ZM22 220H23V219H22ZM64 220H65V219H64ZM80 220H81V219H80ZM138 220H139V219H138ZM171 220H173V219H171ZM261 220H262V219H261ZM13 221H14V220H13ZM81 221H82V220H81ZM84 221H85V220H84ZM84 221H83V222H84ZM95 221H96V220H95ZM109 221H110V220H109ZM112 221H114V220H112ZM122 221H123V220H122ZM126 221H127V220H126ZM131 221H133V220H131ZM139 221H141V220H139ZM162 221H163V220H162ZM165 221H166V220H165ZM175 221H176V220H175ZM175 221H173V224H174ZM182 221H184V220H182ZM245 221H246V220H244V223H245ZM253 221H254V220H253ZM256 221H257V220H256ZM259 221H260V220H259ZM262 221H263V220H262ZM14 222H15V221H14ZM62 222H63V221H62ZM92 222H93V221H92ZM104 222H105V221H104ZM119 222H120V221H119ZM127 222H128V221H127ZM141 222H142V221H141ZM166 222H167V221H166ZM166 222H165V223H166ZM169 222H170V221H169ZM171 222H172V221H171ZM235 222H236V221H235ZM240 222H243V221H240ZM254 222H255V221H254ZM257 222H258V221H257ZM41 223H42V222H41ZM75 223H77V221H76ZM84 223H85V222H84ZM106 223H107V222H106ZM109 223H111V222H109ZM128 223H129V222H128ZM143 223H144V221H143ZM143 223H142V224H143ZM145 223H146V220H145ZM180 223H182V222H180ZM180 223L177 221L176 224H179V225H180ZM187 223H189V222H187ZM246 223H247V222H246ZM12 224H13V223H12ZM92 224H93V223H92ZM95 224H96V222H95ZM122 224H123V223H122ZM126 224H127V223H126ZM154 224H155V223H154ZM176 224H174L175 227H176ZM189 224H191V223H189ZM234 224H236V223H234ZM241 224H242V223H241ZM252 224H253V223H252ZM255 224H256V223H255ZM258 224H260V222H259ZM31 225H32V224H31ZM35 225H36V224H35ZM73 225H74V224H73ZM106 225H107V224H106ZM108 225H109V224H108ZM111 225H112V224H111ZM111 225H110V226H111ZM123 225H124V224H123ZM128 225H130V224H128ZM140 225H141V224H140ZM145 225H146V224H145ZM151 225H152V224H151ZM163 225H164V222H163ZM169 225H170V224H169ZM182 225H183V224H182ZM227 225H228V224H227ZM245 225H246V224H245ZM247 225H248V223H247ZM15 226H16V225H15ZM33 226H34V225H33ZM59 226H60V225H59ZM75 226H76V225H75ZM102 226H103V225H102ZM112 226H113V225H112ZM119 226H120V225H119ZM124 226H126V225H124ZM137 226H138V225H136V227H137ZM193 226H194V223H193ZM12 227H13V226H12ZM37 227H38V226H37ZM40 227H41V226H40ZM43 227H44V225H43ZM81 227H82V226H81ZM104 227H105V226H104ZM117 227H118V226H116V228H117ZM120 227H121V226H120ZM132 227H134V226H132ZM136 227H135V228H136ZM163 227H164V226H163ZM171 227H172V226H171ZM171 227H170V228H171ZM189 227H190V226H189ZM22 228H23V227H22ZM22 228H21V229H22ZM83 228H84V227H83ZM85 228H86V227H85ZM114 228H115V227H114ZM137 228H139V226H138ZM147 228H148V227H147ZM167 228H168V227H167ZM167 228H166V230H167ZM179 228H180V227H179ZM182 228H183V226H182ZM191 228H192V227H191ZM195 228H196V227H195ZM239 228H240V227H239ZM250 228H251V226H250ZM260 228H261V227H260ZM4 229H5V228H4ZM19 229H20V228H19ZM19 229H18V230H19ZM71 229H72V228H71ZM111 229H112V227H111ZM122 229H123V228H122ZM130 229H131V228H130ZM133 229H134V228H133ZM144 229H145V226H144ZM154 229H155V228H154ZM156 229H157V228H156ZM161 229H162V227H161ZM164 229H165V228H164ZM168 229H169V228H168ZM192 229H193V228H192ZM196 229H197V228H196ZM207 229H208V228H207ZM261 229H262V228H261ZM8 230H9V229H8ZM127 230H128V229H127ZM137 230H138V229H137ZM139 230H140V229H139ZM151 230H153V229H151ZM151 230H150V231H151ZM230 230H231V229H230ZM233 230H234V229H233ZM6 231H7V230H6ZM25 231H26V230H25ZM66 231H67V230H66ZM75 231H76V230H75ZM115 231H116V229H115ZM115 231H114V232H115ZM154 231H155V230H154ZM157 231H158V230H157ZM174 231H175V230H174ZM191 231H192V230H191ZM199 231H200V230H199ZM256 231H257V230H256ZM35 232H36V231H35ZM38 232H39V231H38ZM46 232H47V231H46ZM49 232H50V231H49ZM119 232H120V231H119ZM122 232H123V231H122ZM125 232H126V231H125ZM130 232H131V231H130ZM130 232H129V233H130ZM155 232H156V231H155ZM159 232H160V231H159ZM168 232H169V231H167V233H168ZM175 232H176V231H175ZM175 232H174V233H175ZM178 232H179V231H178ZM180 232H181V231H180ZM194 232H195V231H194ZM197 232H198V231H197ZM204 232H205V231H204ZM4 233H5V232H4ZM17 233H18V232H16V234H17ZM73 233H74V231H73ZM77 233H78V232H77ZM133 233H134V232H133ZM133 233H132V234H133ZM144 233H145V232H144ZM163 233H164V232H163ZM167 233H166V234H167ZM181 233H182V232H181ZM183 233H184V231H183ZM12 234H13V233H12ZM61 234H62V233H61ZM118 234H119V233H118ZM121 234H122V233H121ZM121 234H120V235H121ZM138 234H139V233H138ZM145 234H146V233H145ZM147 234H149V233L147 232ZM159 234H160V233H159ZM171 234H173V233H171ZM230 234H231V233H230ZM239 234H240V233H238V235H239ZM245 234H246V233H245ZM263 234H264V233H263ZM6 235H7V234H6ZM42 235H43V234H42ZM136 235H137V234H136ZM139 235H141V233H140ZM150 235H151V234H150ZM150 235H149V237H150ZM160 235H162V234H160ZM177 235H179V233H178ZM182 235H183V234H182ZM186 235H188V234H186ZM190 235H191V233H190ZM193 235H194V234H193ZM203 235H204V234H203ZM203 235H202V236H203ZM213 235H214V234H213ZM238 235H237V236H238ZM3 236H4V235H3ZM10 236H11V235H10ZM39 236H40V235H39ZM39 236H38V237H39ZM89 236H90V235H89ZM94 236H95V235H94ZM116 236H118V235H116ZM143 236H144V235H143ZM168 236H169V235H168ZM195 236H200V235H195ZM202 236H201V237H202ZM205 236H206V235H205ZM214 236H215V235H214ZM234 236L236 237V235H234ZM249 236H250V235H249ZM261 236H262V235H261ZM4 237H5V236H4ZM7 237H8V236H7ZM41 237H42V236H41ZM70 237H71V236H70ZM78 237H79V236H78ZM114 237H115V235H114ZM120 237H121V236H120ZM124 237H125V235H124ZM147 237H148V236H147ZM157 237H158V236H157ZM157 237H155V239H156ZM163 237H164V234H163L162 238H163ZM5 238H6V237H5ZM79 238H80V237H79ZM126 238H127V237H126ZM128 238H129V236H128ZM142 238H143V237H142ZM152 238H153V237H152ZM152 238H150V239H152ZM160 238H161V237H160ZM183 238H184V237H183ZM194 238H195V237H194ZM203 238H205V237L203 236ZM203 238H202V239H203ZM232 238H233V237H232ZM261 238H263V237H261ZM3 239H4V238H3ZM10 239H11V237H10ZM41 239H42V238H41ZM46 239H47V238H46ZM65 239H66V237H65ZM75 239H76V238H75ZM93 239H94V238H93ZM99 239H100V238H98V240H99ZM116 239H117V238H116ZM118 239H119V238H118ZM132 239H133V238H132ZM146 239H147V238H146ZM177 239H179V238H177ZM189 239H191V238H189ZM198 239H199V238H198ZM202 239H201V241H202ZM206 239H207V238H206ZM221 239H222V238H221ZM8 240H9V239H8ZM53 240L55 241L56 239H53ZM80 240H81V239H80ZM137 240H139V239H137ZM148 240H149V239H148ZM159 240H160V239H159ZM165 240H166V239H165ZM172 240H173V239H171V242H173ZM210 240H211V239H210ZM217 240H218V239H217ZM229 240H231V238H230ZM238 240H239V239H238ZM243 240H244V239H243ZM246 240H247V239H246ZM246 240H245V241H246ZM262 240H263V239H261V241H262ZM11 241H12V240H11ZM47 241H49V240H47ZM114 241H115V240H114ZM119 241H120V240H119ZM135 241H136V240H135ZM163 241H164V240H163ZM166 241H167V240H166ZM182 241H183V240H182ZM182 241H180V242H182ZM185 241H186V240H185ZM196 241H197V240H196ZM204 241H207V240L204 239ZM208 241H209V240H208ZM235 241H236V240H235ZM241 241H242V240H241ZM255 241H256V240H255ZM259 241H260V240H259ZM63 242H64V241H63ZM83 242H84V241H83ZM110 242H111V241H110ZM115 242H116V241H115ZM120 242H121V241H120ZM137 242H138V241H137ZM161 242H162V241H161ZM214 242H215V241H214ZM223 242H224V241H223ZM253 242H254V240H253ZM10 243L14 244L13 241L10 242ZM39 243H40V242H39ZM47 243H48V242H47ZM74 243H75V242H74ZM144 243H145V242H144ZM167 243H168V242H167ZM178 243H179V242H178ZM242 243H243V242H242ZM248 243H249V242H248ZM36 244H38V243H36ZM49 244H50V243H49ZM51 244L54 245L53 243H51ZM79 244H80V243H79ZM79 244H78V245H79ZM84 244H85V243H84ZM86 244H87V243H86ZM86 244H85V245H86ZM91 244H92V243H91ZM112 244H113V242H112ZM117 244H118V243H117ZM146 244H147V242H146ZM148 244H149V243H148ZM152 244H153V243H152ZM154 244L156 245L155 241H154ZM163 244H164V243H163ZM174 244H176V243L174 242ZM207 244H209V243H207ZM215 244H216V243H215ZM229 244H230V243H229ZM235 244H237V243H235ZM253 244H254V243H253ZM39 245H40V244H39ZM78 245H76V247H77ZM106 245H107V243H106ZM108 245H109V244H108ZM120 245H121V244H120ZM137 245H138V243H137ZM137 245H134V246H137ZM143 245H144V244H143ZM143 245H142V246H143ZM240 245H241V244H240ZM246 245H247V244H246ZM255 245H256V244H255ZM263 245H264V244H263ZM4 246H5V248H6V247H8L9 245H8V246L4 245ZM4 246H3V247H4ZM12 246H13V245H12ZM30 246H31V245H30ZM32 246H33V245H32ZM40 246H41V245H40ZM48 246H49V245H48ZM56 246H57V245H56ZM81 246H82V245H81ZM90 246H91V245H90ZM93 246H94V245H93ZM93 246H92V247H93ZM128 246H129V245H127L126 247H128ZM260 246H261V245H260ZM3 247L1 248V251H2ZM52 247H54V246H52ZM57 247H58V246H57ZM70 247H71V246H70ZM104 247H105V246H104ZM147 247H148V246H147ZM152 247H153V246H152ZM181 247H182V246H181ZM243 247H245V246H243ZM23 248H24V247H23ZM38 248H41V247H38ZM54 248H55V247H54ZM54 248H53V249H54ZM62 248H63V247H62ZM72 248H73V247H72ZM74 248H75V247H74ZM93 248H94V247H93ZM99 248H100V246H99ZM149 248H151V247L149 246ZM169 248H170V247H169ZM207 248H208V247H207ZM216 248H217V247H216ZM239 248H240V247H239ZM239 248H238V249H239ZM245 248H246V247H245ZM253 248H254V247H253ZM253 248H252V249H253ZM46 249H47V247H46ZM48 249H49V248H48ZM81 249H82V248H81ZM135 249H136V248H135ZM155 249H156V248H155ZM164 249H165V248H164ZM194 249H196V248H194ZM194 249H193V250H194ZM197 249H198V248H197ZM229 249H230V248H229ZM236 249H237V248H236ZM246 249H247V248H246ZM252 249H251V250H252ZM7 250H8V249H7ZM9 250H10V246H9ZM19 250H20V249H18V251H19ZM33 250H34V249H33ZM35 250H36V249H35ZM49 250H52V249H49ZM77 250H78V249H77ZM77 250H76V252H77ZM116 250H117V249H116ZM130 250H131V248H130ZM139 250H141V249H139ZM144 250H145V249H144ZM151 250H152V249H151ZM158 250H159V249H158ZM174 250H175V249H174ZM190 250H191V249H190ZM193 250H191L190 252H192ZM243 250H244V249H243ZM255 250H256V249H255ZM259 250H260V248H259ZM41 251H42V250H41ZM60 251H61V250H60ZM80 251H81V250H80ZM85 251H86V250H85ZM87 251H89V250H87ZM119 251H120V250H119ZM119 251H118V252H119ZM124 251H125V250H124ZM124 251H122V253H123ZM153 251H154V250H153ZM160 251H162V250L160 249ZM225 251H226V250H225ZM256 251H257V250H256ZM35 252H36V251H35ZM83 252H84V250H83ZM112 252H113V250H112ZM149 252H150V251H149ZM154 252H155V251H154ZM164 252L166 253L165 250H164ZM167 252H168V251H167ZM178 252H179V251H178ZM236 252H238V251H236ZM242 252H243V251H242ZM242 252H241V253H242ZM254 252H255V251H254ZM261 252H262V251H261ZM8 253H9V252H8ZM14 253H15V252H14ZM28 253H29V252H28ZM71 253H72V252H71ZM108 253H109V252H108ZM108 253H106L107 256H108ZM129 253H130V252H129ZM132 253H134V252H132ZM160 253H161V252H160ZM165 253H164V255H165ZM215 253H216V252H215ZM223 253H224V252H223ZM249 253H250V252H248V255H250ZM257 253H259V252L257 251ZM6 254H7V253H6ZM6 254H5V255H6ZM29 254H30V253H29ZM35 254H36V253H35ZM57 254H58V253H57ZM84 254H85V253H84ZM126 254H127V253H126ZM135 254H136V253H134V255H135ZM138 254H139V253H138ZM167 254H168V253H167ZM167 254H166V255H167ZM170 254H171V253H170ZM173 254H175V253H173ZM211 254H212V253H211ZM252 254H253V253H252ZM1 255H2V254H1ZM8 255H9V254H8ZM17 255H18V253H17ZM38 255H39V253H38ZM80 255H81V254H80ZM85 255H86V254H85ZM109 255H110V253H109ZM152 255H153V254H152ZM154 255H155V254H154ZM197 255H199V253H198ZM197 255H196V256H197ZM203 255H205V254H203ZM259 255H261V254L259 253ZM11 256H12V255H11ZM41 256H42V255H41ZM41 256H40V257H41ZM102 256H103V255H102ZM159 256H160V254H159ZM162 256H163V255H162ZM162 256H161V257H162ZM209 256H210V255H209ZM221 256H222V255H221ZM245 256H246V255H244L243 257H245ZM12 257H13V256H12ZM12 257H11V258H12ZM26 257H27V255H26ZM35 257H36V255H35ZM53 257H54V256H53ZM55 257H56V255H55ZM65 257H66V255H65ZM151 257H152V256H151ZM156 257H157V256H156ZM156 257H155V258H156ZM165 257H166V256H165ZM168 257H169V256H168ZM193 257H194V256H193ZM205 257H206V255H205ZM210 257H211V256H210ZM215 257H217L216 254H215ZM218 257H219V256H218ZM230 257H232V256H230ZM2 258H3V257H2ZM2 258H1V259H2ZM61 258H62V256H61ZM82 258H83V257H82ZM103 258H104V256H103ZM106 258H107V257H106ZM147 258H148V257H147ZM157 258H158V257H157ZM159 258H160V257H159ZM159 258H158V259H159ZM176 258H177V257H176ZM179 258H180V257H179ZM187 258H188V257H187ZM195 258H196V257H195ZM199 258H200V257H199ZM207 258H208V257H207ZM222 258H223V257H222ZM232 258H233V257H232ZM35 259H36V258H35ZM45 259H46V258H45ZM69 259H70V258H69ZM149 259H150V257H149ZM158 259H157V260H158ZM172 259H173V258H172ZM183 259L185 260V258H183ZM197 259H198V258H197ZM203 259H204V258H202V260H203ZM236 259H237V258H235V260H233V261H234L233 264H253L251 261H248V260H245V259H242V258H241V259L238 258V260H236ZM41 260H42V259H41ZM100 260H101V259H100ZM109 260H110V259H109ZM128 260H129V258H128ZM128 260H126V261H128ZM140 260H141V258H140ZM173 260H175V259H173ZM206 260H207V259H206ZM210 260H211V259H210ZM216 260H217V259H216ZM220 260H221V259H220ZM27 261H28V260H27ZM30 261H31V260H30ZM38 261H39V260H38ZM43 261H44V259H43ZM70 261H71V259H70ZM73 261H74V260H73ZM73 261H72V262H73ZM142 261H143V260H142ZM160 261H161V260H160ZM163 261H164V260H163ZM179 261H180V260H179ZM191 261H192V260H191ZM196 261H197V260H196ZM263 261H264V260H263ZM18 262H19V261H18ZM22 262H23V260H22ZM24 262H25V261H24ZM28 262H29V261H28ZM32 262H34V261L32 260ZM32 262H31V263H32ZM64 262H65V260H64ZM72 262H71V263H72ZM109 262H110V261H109ZM111 262H112V260H111ZM131 262H132V261H131ZM133 262H134V260H133ZM136 262H138V261H136ZM139 262H140V261H139ZM180 262H181V261H180ZM184 262H187V261L185 260ZM214 262H215V261H214ZM5 263H6V262H5ZM20 263H21V262H20ZM29 263H30V262H29ZM29 263H28V264H29ZM41 263H43V262H41ZM65 263H66V262H65ZM67 263H69V262H67ZM74 263H75V262H74ZM142 263H143V262H142ZM144 263H145V262H144ZM147 263H148V262H146V264H147ZM176 263H177V262H176ZM182 263H183V262H182ZM202 263H203V261H202L200 264H202ZM8 264H9V263H8ZM18 264H19V263H18ZM39 264H40V263H39ZM103 264H104V263H103ZM111 264H112V263H111ZM121 264H122V263H121ZM138 264H139V263H138ZM153 264H154V263H153ZM166 264H167V263H166ZM198 264H199V263H198ZM203 264H204V263H203ZM205 264H206V263H205ZM210 264H211V263H210ZM212 264H213V263H212ZM215 264H216V263H215ZM226 264H227V263H226ZM261 264H262V263H261Z\"/></svg>",
    "mask_w": 264,
    "mask_h": 264
}]
</instances>
